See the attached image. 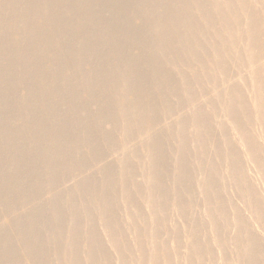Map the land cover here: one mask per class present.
Listing matches in <instances>:
<instances>
[{"label": "bare ground", "instance_id": "bare-ground-1", "mask_svg": "<svg viewBox=\"0 0 264 264\" xmlns=\"http://www.w3.org/2000/svg\"><path fill=\"white\" fill-rule=\"evenodd\" d=\"M60 0H43L42 1V4H40V3H38L37 2V0H25L24 1V3L22 2L21 3V9L23 10L24 9V12H23V14H24V19H21V18H18V17H16V16H12L11 18H10V20H8V21H6V22H0V28H5L6 27V29L9 31V34H7V35H5V36H0V52H2V54H1V56H3V55H6V57L5 56H3V57H5V62L7 61L6 59H8V57H9V59H10V56H9V54L11 53V52H13V51H15L16 50V48L14 47V45L16 44L15 42H16V40L17 39H15V38H17L18 37V34H17V32H16V30H17V28H18V26H19V23H24V48H23V52H24V54H23V56H24V59L26 60V59H35L36 60V62H35V65L33 66V68H31V69H28V70H23L24 72H21L20 74H17L16 72H14L15 70L13 69V71L11 70V68H6V67H4L3 69H1L0 68V93H2V92H4L6 95H9V96H11V99L9 100V101H7L6 100V98H3V99H1L0 98V105L2 104L3 106L5 105L6 106V108H7V110H8V114H11V113H13V114H18V116H19V114L21 113V110L19 109V106L17 107V100L14 102V100H15V96L17 95V94H19V96H21V94L22 93H19V91H21L22 90V88H23V86H22V88L20 89V88H17L16 86V88L17 89H19V91L18 92H16V90L14 89L15 87L13 86V84L14 83H16L17 84V82H21V83H23L24 85H25V87H26V89L25 90H27V88L29 89L31 86L33 87V85L36 83L38 86H40V85H42V83H44L43 82V80H44V73L46 74V73H49V74H51V76L54 78V79H52V81L53 80H55V82H52L51 84L49 83V85H42V88L40 89V88H38V92H36V95H35V99L32 101V106H30L31 105V103H30V105H28L29 107H30V110H28L29 111V114H28V116L25 118V116H24V121H22L23 120V117L22 116H19V117H21V119L22 120H19L18 118L19 117H17V121L19 120L20 122L22 121V122H24V124L23 125H20V127H19V125L17 124L16 125V127H18V128H15V130H14V132L15 133H13V131L11 130V127H10V125L8 124V123H6V122H4L5 123V125L6 124H8V125H4V123H3V121H2V124L1 125H3L2 126V128H4V127H6L4 130L6 131L7 130V134H5V133H3V135L5 134V136H2V137H5V139H4V142L6 143V141L8 140V141H12V143H17V145H22V146H25V148L28 146V144H29V141H30V139H32V140H34V141H37V137H39V140H41V139H43V135H42V137H40V135H39V133H38V135L39 136H34V135H30L31 136V138H28L27 136H25V134L23 135L22 133H24L23 131H24V125L26 124V126L27 127H29L30 129L32 128V130L33 129H35V128H33V127H38L39 128V126L41 125V127H43L42 126V123H45V125L49 122V121H54L55 123H56V125L58 126H60V127H62L63 125H61L62 124V122L65 120L64 119V116H62V115H64V114H61V112H59L61 109H52V110H47V114H46V116H44L43 115V117L41 118H39L35 113H39V111H37V112H35V113H32V115H31V113H30V111H35L38 107H40L41 108V106H40V104H42L43 102V100L42 99H47L48 97L49 98H52V97H65V99H66V101L68 100L66 97H73L74 96V100H75V97H77V98H81L80 96H77L78 95V91L79 90H81L82 89V85H81V89H79L80 88V86H78V84L74 81V74L76 73V74H79V75H83V80H85V82H87V88H88V90H90V97H91V92H94L95 93V90L97 91L98 89V91H99V93L98 92H96V94H100V88L101 87H103L104 85H106V87H105V90L107 91V87H108V83H104V85H103V80L101 81V79H104V78H106V77H113L112 75H117L118 74V72H117V68H119V71L121 72L120 74H122V78L120 79V80H115V81H111L112 82V84H111V87L112 88H115L116 90H113L114 91V93H117L118 94V91H117V88H119L120 90H121V92L123 93V96H122V98H121V103H120V105H119V107H118V109H115V111H117L118 110V112H115L114 110H112L113 112H115V114L117 113H121L122 115H123V119L125 120L124 122H125V124H126V126H125V128H124V138H125V140L124 139H122L123 140V144L125 143V145L124 146H126L127 145V143H128V141L130 140V139H132V138H134L133 136H136V135H134V132L136 133L138 130H139V134H141L140 132L142 131L143 133L144 132H148V131H150L151 130V128H152V126H154V124L155 123H159V122H157V121H159V119H161L162 117H164V119L163 120H165L168 116H169V114H172V112H175L176 113V106L178 105V107H180L181 105H182V101H181V96H180V102H181V105L179 106V101L177 102L176 100V102L173 100V102H175V103H177L176 105L172 102V101H167L169 98H167V99H164L165 101L163 102V104H157V99H159V98H162V97H165L164 95H165V93L167 92V90L169 91V89H172L171 91L174 93H177V92H180V93H184L183 95H182V98L184 99V97L183 96H185V98H191V97H194V100H198V98H200L201 97V95L202 94H204L203 96H205V93H208V91H207V89H210L211 87V90L210 91H212L216 86L214 85V86H212V83H211V87L209 88V85H208V83H210V81L208 82V79L207 78H209L210 79V76L209 75H206L205 73H208V72H201V70H200V68H198L199 70L198 71H200L199 73H200V75H199V73H196V71L195 70H193V68L194 67H196L197 65L199 66V64L202 66L203 64H204V60H205V58H208V57H210V58H208V61L209 60H213L214 62V65L216 66V67H214V69L212 68V66H213V64L211 65L210 63L209 64H207L208 62H207V59H206V62H205V64L206 65H211V67H209V66H207L208 68H206V69H208V70H210L209 68H212L214 71L215 70H217V68L218 69H220V71L219 72H221L222 70H223V68H227V67H229L231 64V62L230 61H232V60H235V59H237L238 61H240V63L241 64H243V66H242V68L244 67V65H246L245 67H246V71H250L251 73H248L249 74V76L250 77H247L248 75H246V74H244L243 73V70L244 69H242V68H239V71H241L240 69H242V73L244 74V75H246V78L248 79H250V85H251V89L249 88V91L250 92H252L253 91V93H254V99H253V96L251 95V97H249L248 96V94H250V92L247 94L246 92H245V90H243V89H245L246 88V90L248 89V86H250V85H245V88H244V86H242L243 85V83H244V81L246 82V81H248L249 82V79L248 80H246V78L245 77H243V78H245V80L243 81V83L242 84H240L239 82L240 81H242L241 79H242V76H244L243 74H240V75H238L235 71V73L234 74H236V75H234V76H241V79H240V77H237V79L239 78L240 79V81L239 82H237V83H239L238 85H234L232 82H235V80H232L231 81V78H233L232 76H230L229 75V77H231L230 79H229V77H227V78H223V77H225V76H223L224 75V73L226 72H228V73H232V71H230L229 69H227V70H223V71H225L224 73H223V71H222V73H223V75H221V77H222V83L223 82H225L226 81V79L228 80V81H231V83L234 85L233 87H232V85H231V83H230V85H229V83L227 82H225L226 84H228L230 87H232V88H230L229 90H226V92L224 91L223 93H224V97H222V96H220L221 94L223 95V93H222V89H219V91L221 90V92L220 93H215V94H220L219 96H215V97H217L218 98V100H217V105L215 104V103H213L215 106H217L218 107V105H219V102H220V105H221V102L224 104V105H221L222 107L223 106H225L227 103H224V100L225 101H228V105H226L225 107H226V109H225V107H224V109H222V108H220V106H219V109H221L220 111H222L223 110V112H224V110H226V113H227V119H226V122H225V117L226 116H222L223 117V119H221V120H223L224 122H225V124L227 123V120H228V118H229V124H230V122H233L234 123V125L235 126H237V127H239L241 124V126H243V125H249L250 124V122H251V117L253 118V115L255 114V112H256V116H257V118L256 119H258V120H256V121H258V122H260L261 124H262V134H260V136H259V134H258V132H257V128H255V130L254 131H256L255 132V134L256 135H254V133H253V126L251 127L250 126V128H248V130L250 129L251 130V128H252V132L250 133V132H244V131H242V127L240 128H238L239 130L241 129V132H242V134H241V132L237 129V128H235V130L237 129V131L238 132H240V133H238V132H232L233 131V129H234V125L232 126V124L233 123H231V127H230V125L227 123L226 125L229 127L228 129H232V133L230 132V130H229V132L231 133V134H233V133H237L239 136V138L241 137L244 141L243 142H245V146L247 147H245L243 144H241L242 142H239L238 143V141L240 140V141H242L241 139H239L238 138V141H237V143H238V145H237V147H236V142H233V143H235V145L232 143V141L234 140V139H231V136L233 137V138H235L237 135H235V136H233V135H230V133H229V135L230 136H228V132L227 133H221V135H224L225 134V137L226 136H228V137H230V138H225L226 140H223V142H225V143H223V144H220V143H222V142H220L219 143V141L218 140H220V139H214L213 141H210V139H212L211 137H209V136H205L206 134H209V132L208 131H211L212 132V129H213V133H214V135L216 134L217 135V133L220 131V132H222V131H224L223 129H222V131H221V129L220 130H217L218 132L217 133H215L214 132V128H216V125H217V122H218V120H217V122L215 121L216 119H215V117H218V118H220V116H219V114H221L220 112H219V109H216L215 108V111H214V113L215 112H217V113H215V114H213V113H211V111H210V109H209V107H211V105L209 106L207 103H209V102H214V99L215 98H213V97H211V96H213V95H215V94H213L212 92H211V94H213V95H211L210 97L213 99H211V101L209 100V101H207L205 104H202L201 102V104L202 105H207V106H209L207 109H209V110H207L206 108V111L208 112H203L202 110H200V103H197V102H199V101H197L196 102V104H195V101L193 102V101H190V102H192L191 104H186V107H188L187 105H192L193 103L195 104V105H198V107L197 108H199V110L198 111H196V112H194V113H192L193 112V110H191L192 108L194 109V107H196V106H194L193 107V105L189 108V109H187L188 110V112L181 106L180 107V109L181 108H183L184 110H181V112L182 111H184V113H182L183 115L187 112V114L188 113H190L189 111H191V113L193 114V115H191L190 114V117L187 115V117H188V119H187V117H185V119L183 120V119H181L180 121H181V123H180V121H178V118L180 119V117L178 116L177 117V120H175V121H178V122H174V125H175V127L174 126H172V128H176V126H178L176 129H172L171 128V131H173V132H170V130H168V129H170V128H168L166 131L164 130V132L162 131V129H161V127L159 128V130L161 131V132H149V135L148 136H146V135H144L143 133V135L145 136V137H143L142 136V134H141V138H140V136H139V134H137V136H138V139H135V138H137V137H135L134 139L135 140H139V138L142 140L143 138V142L142 143H144V141H146L147 139H149V138H151V139H149V140H151V142L149 141H146V142H148V145H149V150H147V149H145L146 148V142H145V144H144V146H143V149H145L147 152H148V154H147V152H145V150H144V152L147 154V155H149L148 157H145L144 155H143V153H142V155H143V157H145L144 159H146V160H148V158H149V160H150V162H149V160H148V162H146V160H145V162H144V165H143V163H142V166L145 168V164L146 163H148L149 164V169L147 170V169H144V172H147L148 171V177L145 175V174H147V173H145V174H140V171L142 172V170H140V169H143V167H139V166H137L138 168H140L138 171H139V174H138V172H136L138 175H141V178L143 179V177L144 176H146L147 178V180L149 181L148 183L149 184H147L146 183V181H145V183L147 184V186H149L150 185V183H151V186H149L150 187V191L147 189V191L145 190V188L144 187H146V186H144L143 187V185H145V183H144V179L142 180V181H139V183L140 182H142L141 184H143L142 185V190H143V188H144V191H142V193H144L145 191V194H142V195H146L144 198H143V196H142V204H144V203H147V204H149V206H150V208H147V211L145 212V213H151V214H149V215H151L150 216V218H149V215H147V222H149V220H151L152 221V224H153V227H152V232H151V234H146V236L148 235H151V238H152V240L151 241H153V243H154V245H153V247H152V245H150L151 246V248H153V251H151L152 253H149L150 255V257L149 258H151V262H152V264H175L174 262L175 261H173V260H176V259H173L174 257H176V256H174V257H172V252H174V251H176V250H174L173 249V251H172V249L170 248V247H172V246H170V244H172L171 242H172V240L170 241L169 240V238H168V241H170V244H169V246H167V245H165L164 243H167V241H166V239H167V236L168 235H166V234H169L170 233V229L172 228H168L169 229V233H167V230H166V238H163V237H165L162 233L165 231L164 229V227H166V226H171L172 224H174V226L178 223V224H180L181 222H182V214H183V212H184V214H186L185 212H187L188 210H189V208L191 207V203H192V198H193V196L192 197H189L190 195V193H192L193 194V191H191V189H193V187H194V184L192 183V187H190V185H189V188H190V191H188L189 193H187L186 191H184L186 188L184 187V189H183V191L184 192H186L187 193V195H189V196H186L187 198H183V197H185V194L184 193H182V192H180V190H181V188H183V187H181V186H184L185 185V183H186V185H187V183L189 184V180H188V182H185V180L184 179H186L187 180V178H188V176H191L190 175V173H193L195 170H196V164H194V162L196 161V160H205V159H209V161L208 162H210L211 161V158H209V156L210 155H208V153H207V155H206V151L204 152V157H205V155H206V157L207 158H204L202 155H201V158L203 157L204 159H201L200 157V159H198L197 157H198V155H196V156H194V158L196 157L197 159L193 162V164L196 166L194 169L193 168H190L191 166H194V165H190L189 166V164H192V163H190L191 161L190 160H188V159H193V153L191 152V151H193V152H195L196 150H200V152L199 151H196L197 153L199 152V153H201L202 154V152H201V150H203L205 147H203L202 149L200 148V146H198L197 145V143L199 142H197V143H195L194 141H196V139L195 140H192L194 143H195V145L196 146H198L197 148H196V146H194L195 147V150L193 149V147L191 148V149H193V150H191L190 152L192 153L191 155H192V157H190L191 155H190V153L188 152L189 150H188V147L190 146V144H192L193 142H189V140H191V139H194V138H191V135L192 134H194L195 132V130H193L192 128H194L195 129V127L197 128V130L198 131H200L201 132V135H202V137H203V139L201 138V137H199V140H200V144L202 145V146H207L208 148H210L209 146H208V137H209V142H213L214 143V141L215 140H217L218 142H217V144L219 145V146H221V145H224V147H217V144L215 145L216 147H217V149L214 147V149H216L217 151L216 152H218V153H221V152H223V154H221V155H223V157H227V155H228V157H227V159H229V161H228V165L229 166H227V167H229V169L227 170H225V171H229V174L227 175V173L223 170V168H225L224 166H225V164L223 165V166H218L217 167V165H216V168H215V166H213V163H214V159H212V161L211 162H213L212 163V166H213V169H212V166H210L209 168H211V169H209V173H207V174H209V178H206V176L208 177V175H205L204 177H202L204 174L203 173H205L206 174V172L204 171H202V170H200V169H198V170H200V171H202L203 173V175L201 176L200 175V179H201V177H202V179H204L203 181L205 182L206 180L205 179H208V181H206L207 183V187H206V191H207V189H208V197L206 196V199H205V201H207V203L209 204L210 203V207H211V204H215V208H216V211L214 210V212L216 213H214V214H212V215H214L213 216V218H212V220H209L208 222H209V224L210 223H212L211 224V226H212V230L214 231V233L215 234H217L216 235V237H217V240H216V243H217V249H218V245L219 246H223V248H224V243H226V241L224 242V241H222V240H225L224 239V236H223V238H220V236H221V233L220 232H222L223 230L221 229V226L223 225V227L222 228H225L226 226V224H228L229 222H231V226L230 227H232V225L234 224V221H235V224L234 225H238L239 227H237V228H240L239 230H238V232L237 231H235V232H232V233H234V234H236V235H232V233H230L229 234V236H232L231 237V239L233 240V238L235 239L234 240V244L237 246L238 245V247H233V248H231V245L229 246V248L227 249L226 247H225V250L224 249H222L221 248V250H224V251H229L230 252V250H234V248H238V251H234V252H236L237 253V255H235V257L237 258H231L230 257V255H232V254H230L229 255V257L230 258H221V257H219V256H222V255H217L218 257L217 258H221L222 260H223V262L224 261H228V259H231V260H229V262H232V260L234 261V260H236L235 261V263H233V264H264V252H262V250H261V248H262V246H264V245H261V242H262V240L263 239H261V237H259V236H262V235H259V234H262L261 233V231H260V233H258V234H254V231L252 232V229H250V228H252L253 227V225H255L254 224V220L253 219H255L257 216L258 217H260V219L262 220V221H264V200H263V205H262V198H264V196L262 197V195H264V193H263V191L262 190H260V187L262 186V184H264V183H261V186L258 184V183H260V182H258V181H256L255 182V180H254V182L252 183V184H254V183H257L256 185H257V188H258V186H259V189L257 190L255 187L256 186H254V185H252V184H250L251 182H250V180L249 179H252L251 177L249 178V179H247V176H246V173H245V167L241 164V162L242 161H244L245 162V160H246V162H248V158H250L251 160V162H252V164H253V161L256 163L255 165H258L257 166V169H259V171L257 170V171H255V169H254V167H255V165H254V167H252L254 170L253 171H251V169H250V167H251V165H250V167H249V164L247 165L246 164V162L244 163V165H247L248 167V169L251 171V172H253V173H255L254 175H256V176H258V178L261 176L260 174H262V176L264 177V0H258L261 4H259V2H258V4L255 2L256 0H254V4H256V5H258V7H260V5H261V9L259 10H255V7H254V4L252 3V2H247L248 0H208V1H211L210 3H208L207 4V0H206V2L204 1V0H200V1H202V2H199V0H196V2L195 3H192V2H194L195 0H178V2L176 3V1L177 0H175V3H174V1L172 2L171 0H62V3L58 6L57 5V3L59 2ZM198 1V2H197ZM250 1V0H249ZM252 1V0H251ZM12 3L13 2V0H0V4L1 3ZM19 2H20V0H19ZM253 4V8L254 9H250V7H248L250 4ZM17 4V3H16ZM16 4L14 5L13 3H12V5H14V6H11L10 5V8L14 11V10H16L17 8H18V6H16ZM249 4V5H248ZM18 5V4H17ZM211 5V7H209V6ZM263 5V6H262ZM3 6V5H2ZM251 6V5H250ZM6 7V6H5ZM8 7V6H7ZM55 7H57V9H56V11H52V9L53 8H55ZM5 11V10H4ZM3 13V9H2V7L0 6V15H4V14H2ZM111 14V17L109 16V15ZM109 16L110 18L109 19H107L106 18V16ZM9 16V15H8ZM17 16H19V15H17ZM21 16V15H20ZM10 17V16H9ZM72 17H74L75 18V21H72L73 19H72ZM2 18H4V16L2 17ZM216 18H218V20L216 19ZM42 19V20H41ZM156 24L157 25H160V27H159V29H152V27L150 28V30H155V32L153 31V32H150V30L148 29L150 26H155L156 27ZM205 29H206V31H210V34H208V33H206V31H205ZM208 29V30H207ZM21 30H23V29H21ZM82 31L81 33H83V41H84V43H82V45L84 44V46H83V48L82 49H79V50H76V49H74L75 48V46L74 47H72V45L74 44V43H77V42H74L73 43V38H74V35L76 36V33L75 32H77V31ZM149 30V31H148ZM204 31V33H205V38H207L206 40H204V42H206V43H204L203 42V37L204 36H202V32ZM208 31V32H209ZM20 32V31H19ZM75 33V34H74ZM78 33V32H77ZM206 34L207 35H209V37H210V35H211V37L213 36V37H216V38H218V39H212V41H213V43L211 42V37L209 38V37H206ZM78 36H80L79 34H77ZM21 37V36H20ZM81 37V36H80ZM80 37H79V39H80ZM22 38V37H21ZM76 38H78L77 36H76ZM105 38H107L108 40H110L112 43H107L106 42V49H109L108 51H110L111 52V54H112V57H115V59L117 58H119V60L121 59V60H124L125 62H126V64L125 65H122V66H120V64H119V62H117L116 64H119V66H117L116 67V65L114 66V65H112L113 67H110V66H108V61H106L105 60V58H104V61H103V63L101 62V59H100V62L101 63H99V64H96V65H92L91 66V73L89 74V75H87L86 73V71L87 70H85V67H87L86 66V64H85V58H86V56L87 55H95L96 56V54H98V56H100L101 54H102V50L100 51L99 49L100 48H97L98 46L95 44V42L97 41V40H99V39H104L105 40ZM245 39V44H243V42L240 40V39ZM106 39V40H107ZM219 39H220V41H219ZM104 40H102V41H104ZM215 40V41H214ZM219 41V42H216V41ZM238 40H240L241 42H242V44H243V46H239V45H237V42H238ZM74 41H78V39L77 40H74ZM239 41V42H240ZM216 42V43H215ZM98 43H99V41H98ZM102 43V42H101ZM100 43V45L99 46H101L102 44ZM105 43V42H104ZM206 44V45H205ZM75 45V44H74ZM76 45H78V44H76ZM241 45V44H240ZM101 48H102V46H101ZM133 49H136V50H134V51H136L137 52V50H138V53L136 54L134 51H133ZM176 50H180V51H183V52H180V51H178L180 54L181 53H184L187 57H185L184 56V54H181V59H183V57H185L187 60H189V61H186L187 63H184L185 65L187 64L188 65V67L187 68H190L191 67V69H189V71L190 72H192L191 70H193V71H195L194 73H196V74H198L197 76H196V74H194L195 76V78H193V79H190V77L191 76H193V74H190L188 77L186 76V72H189V71H186V72H184L183 73V75L181 76V83H179L178 84V86H176L175 84H177L178 83V81H179V78L178 77H180V76H175V74H181L183 71H184V69H185V65H184V69H183V71H181L180 72V70H182V68H183V64L181 63L183 60H180V59H178V60H176V61H178L177 63H181V68H180V70H179V66H175V64H174V62H175V60L173 59L174 58V56H173V52H175ZM98 51H100L101 52V54H99L98 53ZM105 52H106V50H104ZM103 51V52H104ZM107 51V52H108ZM159 51H161V53L163 52H165V54H166V52H168L169 53V56H173V58H171V57H169L168 55H167V58H171V61L173 62V60H174V62L172 63L171 61H168L167 62V64H165L164 62H161L160 60H158L160 57H157L156 55V57L154 58L153 56V54H157V52H159ZM104 52V53H105ZM106 52V55L109 53L110 54V52H108L107 53ZM177 52V53H178ZM14 53H16V52H14ZM127 53L131 56V58H128V57H130V56H128L127 57ZM163 53H162V55H163ZM170 53H172L171 55H170ZM177 53H175V54H177ZM21 54V53H20ZM164 54V55H165ZM180 54H178V56L177 55H175V57L177 56V57H179L180 56ZM16 55V54H15ZM142 55H145L146 57H147V59L145 60V59H141V58H143V57H141ZM162 55H161V59H162ZM163 55V57L164 58H166L165 56ZM17 56V55H16ZM159 56H160V54H159ZM190 58H189V57ZM245 56V57H244ZM74 57H76V58H78L79 60H78V64H77V67H76V70H75V73H70L71 72V70H70V68L69 67H67L68 66V63H70L71 64V59L72 58H74ZM90 57V56H89ZM101 57V56H100ZM107 57H109V56H107ZM145 57V58H146ZM13 58H14V56H13ZM13 58H11L10 60H12ZM23 57H21V59H22ZM88 58V57H87ZM125 58H127L126 60H125ZM180 58V57H179ZM1 59H2V57H1ZM48 59H51V60H49V61H52V59L54 60V63H55V66L53 67V68H51L50 66H48V67H50L49 69H45V68H43V63L45 62L46 63V61L48 60ZM89 59V58H88ZM114 59V58H113ZM116 59V60H117ZM141 59V60H140ZM176 59V58H175ZM190 59L191 60H194L193 62H196V61H200V63L199 64H196V63H194L195 64V66L194 67H192L190 64H192L191 62L192 61H190ZM9 60V61H10ZM25 60H22V61H24L25 62ZM110 60H111V57H110ZM109 60V61H110ZM119 60H117V61H119ZM165 60V59H164ZM164 60H162V61H164ZM185 60V59H184ZM71 61V62H70ZM76 61V60H75ZM165 61H167V60H165ZM180 61V62H179ZM202 61V62H201ZM24 62H23V64H22V62H21V64L22 65H24ZM29 62V61H28ZM27 62V63H28ZM89 62V61H88ZM171 62V63H170ZM185 62V61H184ZM190 62V63H189ZM211 62V61H210ZM235 62V61H234ZM3 63V62H2ZM2 63L0 62V64L2 65ZM8 62H6L5 64H3V65H5L6 66V64H7ZM14 63H16V61L14 62ZM26 63V64H27ZM51 64H52V62H50ZM49 63V64H50ZM73 63H74V61H73ZM94 63V62H93ZM110 63H112V61L110 62ZM113 63H114V61H113ZM164 63V64H163ZM168 63H170V64H172V65H168ZM201 63H203V64H201ZM235 63H237V62H235ZM234 63V64H235ZM239 63V64H240ZM10 64H11V61H10ZM13 64V63H12ZM29 64H30V62H29ZM48 63H46V65H49ZM75 64V63H74ZM230 64V65H229ZM233 61H232V65H231V67H233ZM239 64H237L238 66H239ZM16 65V64H15ZM21 65V66H22ZM33 65V64H32ZM90 65V64H89ZM189 65H190V67H189ZM229 65V66H228ZM8 66V65H7ZM12 66V65H11ZM11 66H9V67H11ZM17 66V65H16ZM25 66H27V65H25ZM25 66H23V67H25ZM30 66V65H29ZM52 66H53V64H52ZM171 66V67H170ZM238 66H236V68L235 69H237L238 68ZM14 67V66H13ZM31 67V66H30ZM47 67V68H48ZM72 67V66H71ZM74 67V66H73ZM72 67V68H73ZM231 67H229V68H231ZM235 67V66H234ZM241 67V66H240ZM247 67L250 69H248L247 70ZM26 68H28V66L26 67ZM25 68V69H26ZM69 68V69H68ZM71 68V69H72ZM178 69L179 70V72H176L175 74H174V76H175V78L176 79H178V80H176L177 81V83L176 82H174L175 81V78H174V76L172 75L173 74V72L174 71H172V70H175V69ZM197 68V67H196ZM216 68V69H215ZM16 69V68H15ZM24 69V68H23ZM222 69V70H221ZM234 69V68H233ZM232 68H231V70H233ZM21 70H22V68H21ZM72 70H74V69H72ZM18 71V70H17ZM175 71H177V70H175ZM204 71V70H203ZM211 71V70H210ZM236 71H238V69L236 70ZM74 72V71H73ZM211 72H213V71H211ZM216 72V71H215ZM215 72L214 73H212V74H215ZM204 73L206 76H209V77H206V82H208L207 83V85H208V87L207 86H204V91H205V88H206V92L205 93H203L202 92V90H203V88H202V90H200V92L202 93V94H200L199 93V96L200 97H198L197 96V91L199 92V89L196 91V85L198 84V86L200 85V84H202L201 82H202V80H203V78H204V81H205V75H202V74ZM239 73H241V72H239ZM177 74V75H178ZM233 74V73H232ZM115 75H114V77L113 78H115ZM226 76H228L227 74H225ZM78 76V75H77ZM219 76V75H218ZM235 77V78H236ZM49 77H47V79H48ZM51 78V77H50ZM49 78V79H50ZM118 78V77H117ZM219 78V77H218ZM216 78V76H215V79H216V81L217 80H220L221 78ZM48 79V80H49ZM108 79H112V78H108ZM214 78L212 79L211 78V80H215ZM225 79V80H224ZM234 79V78H233ZM51 80V79H50ZM107 80V79H106ZM106 80H105V82H106ZM171 81V82H170ZM203 81V83H205ZM212 81V82H213ZM51 82V81H50ZM79 82H81L80 81V79H79ZM167 82V83H166ZM172 82H174L175 84V87H172V88H169V89H165V87H167V85L166 84H168V83H172ZM221 82V81H220ZM164 83H165V85L166 86H163L164 85ZM200 83V84H199ZM222 83H220V84H222ZM15 84V85H16ZM45 84H48V82L47 83H45ZM81 84V83H80ZM84 84V83H83ZM108 84V85H107ZM220 84L218 83V86H220ZM224 84V83H223ZM244 84H248L247 82L246 83H244ZM173 85V84H172ZM202 85H205V84H202ZM225 85V84H224ZM38 86H35V87H38ZM170 86V84L168 85V87ZM201 86V85H200ZM200 86H199V88H200ZM227 86V85H226ZM226 86H224V88L226 87ZM228 86V87H229ZM242 86V87H241ZM34 87V88H35ZM85 87H86V85H85ZM156 88V90H153L152 88ZM112 88H111V90H112ZM154 88V89H155ZM217 88V90H218V87H216ZM215 88V89H216ZM219 88H223V85H221ZM243 88V89H242ZM30 89H32V88H30ZM109 89V88H108ZM118 89V90H119ZM201 89V88H200ZM226 89V88H225ZM228 89V88H227ZM85 90V89H84ZM180 90V91H179ZM28 91H30V90H28ZM106 91H105V93H106ZM112 91V92H113ZM183 91V92H182ZM213 91H215V90H213ZM110 92V91H109ZM172 92H169V93H172ZM196 92V93H195ZM217 92V91H216ZM247 92H248V90H247ZM4 93H3V96H4ZM28 93V95H29V93L30 92H26L25 93V95ZM79 93H81L80 91H79ZM89 93V92H88ZM114 93H112V94H114ZM168 93V92H167ZM167 93H166V95H167ZM245 93L247 94L246 96H248V98L245 96ZM32 94V93H31ZM86 94V93H85ZM82 95V96H86V95ZM93 94V93H92ZM95 94V98L97 99L98 97V95H96ZM103 94H104V92H103ZM107 94V93H106ZM194 94H196V95H194ZM209 95H210V92L208 93ZM252 94V93H251ZM0 95H2V94H0ZM79 95H81V94H79ZM101 95V94H100ZM108 95H110V94H108ZM107 95V96H108ZM120 95V94H119ZM173 95V97H175L176 95L175 94H172ZM175 95V96H174ZM209 95H207L206 94V98L209 96ZM2 96V97H3ZM111 97H114V96H116V95H110ZM195 96H197L198 98H195ZM201 97V99H199V100H203L204 102L206 101L205 99V97ZM5 97V96H4ZM7 97V96H6ZM100 97V96H99ZM101 97H102V95H101ZM100 97V98H101ZM169 97V96H168ZM173 97H171L170 96V99L171 98H173ZM13 98H14V100H13ZM25 98H26V96H25ZM49 98H48V100H49ZM92 99H93V96L91 97ZM108 97H106L105 98V96H104V99L103 98H101V100L100 99H98V101L100 100V105H98V106H100V108L99 109H101V112H98V113H100V114H98V116H97V119L95 118L96 117V114H94L95 112V110H94V108L92 109V110H94L93 112V114H94V118H95V121L97 120V124H96V126H97V128L98 127H100V126H98V124H100L99 122H101L102 120L103 121H105L104 119H106V115H108L107 114V112H108V107H109V105H110V103H111V105L110 106H112V103L114 102L113 100H114V98H113V100H112V102H110L111 100H110V97H109V99H107ZM176 98V97H175ZM203 98H205V99H203ZM209 98V97H208ZM249 98H251V99H253L252 100V102H251V99L249 100L250 102H251V104H249L248 103V101H247V99H249ZM19 99V98H18ZM26 99H29V97H27ZM31 99V98H30ZM59 99V98H58ZM60 99H62V98H60ZM73 99H71V100H73ZM88 99V98H87ZM112 99V98H111ZM115 99H117V98H115ZM169 99V100H170ZM182 99V100H183ZM5 100H6V103H5ZM63 100V99H62ZM62 100H59V101H62ZM82 101L84 100V101H86L85 100V98H83L82 97V99H81ZM91 100V99H90ZM95 100V99H94ZM118 100V99H117ZM172 100V99H171ZM187 99H185V101H186ZM191 100H193V99H191ZM19 101H21L20 99H19ZM27 101H29V100H27ZM64 101V100H63ZM62 101V104L63 103H65V101L63 102ZM80 101V100H79ZM93 101V100H92ZM91 101V102H92ZM189 101V100H188ZM188 101H186V103L188 102ZM202 101V102H203ZM219 101V102H218ZM53 102V101H52ZM55 102V101H54ZM81 102V101H80ZM87 102H88V100H87ZM95 102H96V100H95ZM94 101H93V103L92 104H94L95 103ZM115 102L117 103V101L115 100ZM144 102V103H143ZM5 103V104H4ZM17 105H16V104ZM20 103V102H19ZM27 103V102H26ZM50 103H51V101H50ZM61 103V102H60ZM59 103V104H60ZM89 103V102H88ZM116 103H114L113 105H115ZM145 104L143 107H141L140 108V105L141 104ZM184 103V102H183ZM189 103V102H188ZM253 103V104H252ZM57 104H58V102H57ZM85 104V103H84ZM83 104V105H84ZM91 104V105H92ZM95 104H97V103H95ZM118 104V103H117ZM16 105V106H15ZM26 105V104H25ZM46 105H48L49 106V104H47L46 103ZM61 105V104H60ZM59 105V106H60ZM65 105V104H64ZM201 105V106H202ZM22 106H23V104H22ZM52 106V105H51ZM70 106H71V108H73V109H75V110H77V109H83L82 108V103L80 104V103H76V101L75 102H71V104H70ZM94 106V105H93ZM92 106V107H93ZM206 106V107H207ZM213 106V105H212ZM214 106V107H215ZM15 107H17V108H15ZM29 107H27L26 106V108H28L29 109ZM31 107L32 108H34V110H32L31 109ZM50 107V106H49ZM61 107H63V106H61ZM177 107V108H178ZM22 108V107H21ZM56 108H59L58 106L56 107ZM68 108V107H67ZM85 108V107H84ZM96 108V111H97V107H95ZM111 108V107H110ZM113 108V107H112ZM204 108V107H203ZM1 109V108H0ZM2 109H3V107H2ZM63 109L64 110H66L65 109V107H63ZM86 109V108H85ZM85 109H83V111L85 110ZM196 109V108H195ZM202 109V108H201ZM177 110H179V109H177ZM211 110H212V108H211ZM213 110H214V108H213ZM212 110V111H213ZM216 110H218V111H216ZM1 111V110H0ZM87 111V110H86ZM106 111V112H105ZM111 110H109V112H110ZM205 111V110H204ZM2 112H4V111H2ZM2 112H0V113H2ZM24 112V111H23ZM42 112V111H41ZM77 112V111H76ZM75 112V113H76ZM85 112V111H84ZM88 112V111H87ZM178 112V111H177ZM180 112V110H179V112L178 113H176V116H177V114H180L181 113ZM219 112V113H218ZM222 112V113H223ZM254 112V114H250V113H253ZM43 113V112H42ZM68 113V112H67ZM71 113H73V111L71 112ZM81 113V116H84L83 115V112H80ZM97 113V112H96ZM175 113H173V114H175ZM206 113L207 114H209V115H211V116H209V115H207L208 116V118H207V116L205 117V115H206ZM211 113V114H210ZM225 113V112H224ZM223 113V114H224ZM6 114V113H5ZM7 114V115H8ZM12 114V115H13ZM25 114V113H24ZM181 114V115H182ZM12 115H10V116H12ZM14 115V116H15ZM86 115V114H85ZM110 115H114V114H112V112L110 113ZM119 115V114H118ZM183 115H182V117H183ZM215 115H217V116H215ZM225 115V114H224ZM252 115V116H251ZM2 116V115H1ZM14 116H12V121L13 122H15L14 121V119H13V117ZM40 116H41V114H40ZM75 116H76V114H75ZM89 116V115H88ZM88 116H85L86 118L88 117ZM115 116H117V115H115ZM167 116V117H166ZM171 116V115H170ZM175 116V115H174ZM174 116L172 115V118H170V117H168V119L170 120V119H172L173 120V118H174ZM184 116H186V114L184 115ZM212 116H214V117H212ZM251 116V117H250ZM6 117V116H5ZM46 117V118H45ZM67 117H68V115L66 116V119H67ZM90 117H92L91 115H90ZM89 117V118H90ZM110 118H111V116H109ZM120 117V116H119ZM119 117H117L118 119H119ZM212 118V119H215V120H213L216 124H213L214 122H211L212 123V125L210 126V125H208L209 123H210V120H208V121H206V119H210V118ZM7 118V117H6ZM9 118V117H8ZM7 118V119H8ZM107 118H108V116H107ZM113 118V117H112ZM111 118V119H112ZM16 119V118H15ZM72 119H73V116H72ZM76 119H77V116H76ZM79 119H81V120H79L78 122H80V123H83V120L84 119H82L81 117L79 118ZM109 119V118H108ZM118 119H117V121H118ZM167 119V122H169V120ZM253 119H255V116H254V118ZM4 120H5V118H4ZM68 120V119H67ZM93 120V119H92ZM114 120H115V117H114ZM172 120H170V122L172 121ZM221 120H219V122L218 123H220V125H221V123L223 122H220ZM9 121H10V118H9ZM16 121V122H17ZM48 121V122H47ZM82 121V122H81ZM87 121H89L90 122V120H88L87 119ZM103 121L101 122V123H103ZM108 121V120H107ZM113 121V120H112ZM112 121H110V123L112 122ZM116 121V122H117ZM166 121V120H165ZM253 121V120H252ZM255 121V120H254ZM12 122V124H15V123H13ZM47 122V123H46ZM69 122V121H68ZM73 122V121H72ZM115 122V121H114ZM115 122V123H116ZM119 122V123H118ZM117 123H116V125H118V126H120V127H122L121 125H119L120 123H121V121H118ZM258 122H256V124L258 123ZM19 123V122H18ZM66 123H67V121H66ZM74 123V122H73ZM114 123V124H115ZM160 123H162V119L160 120ZM159 123V125H155V126H162L161 124ZM172 123V122H171ZM176 123H177V125H176ZM179 123V124H178ZM210 123V124H211ZM255 123V122H254ZM21 124V123H20ZM68 124V123H67ZM70 124V123H69ZM84 124V123H83ZM86 124V123H85ZM84 124V125H85ZM104 124V123H103ZM108 124L109 123H107L106 122V124L105 125H107L108 126ZM166 124V123H165ZM164 124V128L166 129V127L165 126H167L168 127V125L166 124L165 125ZM224 123L222 124L223 126L225 125ZM50 124H48V127H50L49 126ZM75 125V124H74ZM73 125V126H74ZM82 125V124H81ZM80 124L78 125V127L79 126H81ZM83 125V126H84ZM87 125H88V123H87ZM86 125V126H87ZM112 126H113V124H111ZM222 125H221V127H222ZM226 125L224 126V128L226 127ZM251 125H253V122L251 123ZM26 126H25V128H26ZM56 126V127H57ZM64 126H66L65 124H64ZM76 126V125H75ZM89 126H93L92 125V123L91 124H89ZM112 126H111V128L110 129H113L114 127H116L115 125H114V127L112 128ZM191 126V127H190ZM192 126H194V127H192ZM219 126V125H218ZM256 127L258 126V125H255ZM254 126V127H255ZM13 128L12 129H14V126H12ZM46 127V126H45ZM44 127V128H45ZM56 127H54V129L56 128ZM66 127H68V126H66ZM103 127V126H102ZM101 127V128H102ZM169 127H170V125H169ZM212 129H211V128ZM214 127V128H213ZM220 127V128H221ZM245 127V126H244ZM69 129H67V132H68V130H69V132L70 133H67L70 137H68V135L67 134H65V133H63L64 131H66V130H64L63 128V132H62V129L61 128H57V130H55L54 131V133H55V135H54V139L52 140L53 141V144H52V147L54 146V147H59V149H60V151L62 150V149H67V148H70V147H73L74 148V146L75 147H78V145H77V143L78 142H80L81 141V139L83 138V136H82V133L80 134L79 132V135H81L82 136V138L81 137H79L80 138V141L76 138V137H74V131H70V128H71V125H70V127H68ZM73 128H75V127H73ZM72 128V129H73ZM81 128V127H80ZM80 128H78V130L80 131ZM82 128H86V127H82ZM88 128H91V127H87V129ZM106 128V127H105ZM119 128V127H118ZM118 128H116V130H114V132H117L118 131ZM154 128V127H153ZM189 128L190 129H192L191 131L189 130ZM223 128V127H222ZM29 129V130H30ZM41 129V128H40ZM43 129V128H42ZM61 129V130H60ZM76 129V128H75ZM86 129V130H87ZM121 128H119V130H120ZM155 129V128H154ZM154 129H152V131L154 130ZM219 129V128H218ZM227 129V127L225 128V130L227 131L228 130ZM245 129V128H244ZM20 130V131H19ZM89 130V129H88ZM87 130V131H88ZM93 130V131H92ZM90 129V131H92V132H96L95 131V127H94V129ZM99 130V129H98ZM103 129H101L100 131H102ZM141 130V131H140ZM144 130H146V131H144ZM157 130V129H156ZM158 130V131H159ZM190 132H189V131ZM216 130V129H215ZM234 130V131H235ZM260 130H261V128H260ZM1 131V130H0ZM4 131V132H5ZM27 131V130H26ZM37 131H39V129H37ZM47 131V130H46ZM49 131V130H48ZM81 131H83L82 129H81ZM104 131V130H103ZM106 131H108V127H107V130H105V132ZM111 131V133H112V130H110ZM187 131L189 132V133H192L191 135H190V138L191 139H189L188 138V141L186 140L187 138H186V136H188L189 137V133H188V135H187ZM198 131L196 132L197 134H198ZM32 132H34V130L32 131ZM89 132V131H88ZM92 132H90L89 134H91ZM109 132V131H108ZM119 132H121V130L119 131ZM147 132L145 133V134H147ZM194 132V133H193ZM200 132H199V135H200ZM208 132V133H207ZM211 132H210V134L209 135H211ZM219 132V133H220ZM225 132V131H224ZM35 133H36V131H35ZM45 133H48V132H45ZM50 133V132H49ZM71 133L73 134V137L74 138H76V139H74L73 137L71 138ZM86 133V132H85ZM111 133H102L101 132V135H102V137L100 138L99 137V135H98V137L100 138H98L100 141H101V139L103 140L104 139V141L106 140V141H108V142H110L111 144H112V142H115V143H117L118 141L120 142V139L116 142V140H115V137L117 138V136H118V138H119V136H120V133H119V135L117 134V136H114V135H112ZM138 133V132H137ZM166 133V136L167 135H169V134H167V133H173V134H170V138H172V140L171 141H173V138L175 139V137H172V135H176V138H177V136H178V138L177 139H180V145L179 146H176V145H174L173 143H171V145H174V146H176V147H174V146H169L170 148L172 147V149L171 150H173V147L174 148H176L178 151H180L179 153H181V158H180V161L177 159V157H176V155L178 156L179 154H177L178 152H177V150L175 151V150H173L176 154L174 155V153H173V155L175 156H172L170 159V161L172 162V160L175 158V160L177 159L179 162H177V161H175V163H176V165H175V167H173L174 165H173V163L174 162H172V165L173 166H168L169 167V169L170 168H174V169H172V174L173 175H170L169 176V174L167 173V171H168V169H164V168H166V163H167V158L168 157H170V155H171V153L173 152H171V153H169L168 151L169 150H166L167 148H169L166 144V146L164 145V143H167V142H165V141H167V139L169 138V136H168V138L164 135ZM195 133V136L197 135ZM206 133V134H205ZM1 134V133H0ZM33 134V133H32ZM42 134H43V132H42ZM95 134V135H94ZM205 134V135H204ZM240 134H241V136H240ZM258 134V135H257ZM8 135H10V136H8ZM29 135V134H28ZM47 135V134H46ZM45 135V137H47ZM75 135L77 136V133H75ZM78 135V136H79ZM93 135H94V137L95 136H97V134L96 133H93L92 134V136H91V138L92 139H94V141H95V138H93ZM131 135H133L132 137H131ZM155 136L156 137V139L153 137V136ZM204 135V136H203ZM214 135H212V136H214ZM215 135V136H216ZM48 136H49V134H48ZM64 136V137H63ZM159 136H163V138H164V136H165V141H164V139L162 138V140H161V138H157V137H159ZM198 136V135H197ZM196 136V137H197ZM218 136H219V134L217 135V137L216 138H218ZM257 136V137H256ZM86 137V136H85ZM87 137H88V135H87ZM89 137H90V135H89ZM129 137H130V139H129ZM146 137H148L147 139H146ZM180 137V138H179ZM192 137H194L193 135H192ZM207 138V140H204V139H206ZM47 138H49V137H47ZM47 138H45V139H47ZM96 138V140H98ZM153 138L155 139L153 142H152V140H153ZM223 138V139H224ZM237 138V137H236ZM50 139V138H49ZM49 139H48V141H49ZM84 139V138H83ZM88 139H90V138H88ZM134 139H132V140H134ZM176 139V141L175 142H178V140ZM76 140H78V142L76 141ZM86 140V139H85ZM115 140V141H114ZM128 140V141H127ZM140 140V141H141ZM169 139H168V143H169V141H170ZM237 140V139H236ZM0 141H1V139H0ZM44 142V140H41V142ZM48 141H46V143L47 144H49L48 143ZM83 141V140H82ZM92 141V140H91ZM91 141H89L88 140V144H89V142H91ZM93 141V142H94ZM100 141L99 142H97L98 143V145L100 144ZM105 141V142H106ZM137 141L135 142L136 144H138L137 143ZM162 141H164V142H162ZM170 141V142H171ZM173 141V142H174ZM204 141H205V144L206 145H204ZM221 141V140H220ZM235 141V140H234ZM41 142H39V145L41 144ZM42 142V143H43ZM85 142V141H84ZM96 142V141H95ZM107 142V143H108ZM208 144H207V143ZM216 142V141H215ZM9 143H11V142H9ZM33 143V142H32ZM45 143V142H44ZM86 143V142H85ZM86 143V144H87ZM96 143V144H97ZM101 143H102V145H103V142L101 141ZM134 142H131V140L129 141V143L128 144H133ZM141 143V142H140ZM140 143H139V148H142V145H140ZM141 143V144H142ZM150 143V144H149ZM167 143V144H168ZM213 143H211L212 145H213ZM14 144V145H15ZM37 143H35V146H37L36 145ZM91 144V143H90ZM89 144V145H90ZM93 145H94V147H95V144L94 143H92ZM106 144V143H105ZM111 144H110V148H111ZM170 144V143H169ZM176 144H179V142L178 143H176ZM199 144V145H200ZM210 144V146L211 147H213L212 145ZM1 145H2V142H1ZM11 145H13V144H10V146ZM13 145V147L15 148V146ZM41 145H44V144H41ZM80 145L81 146H79V148L81 147V149H82V147H83V145L80 143ZM92 145V146H93ZM101 145V144H100ZM101 145V148H100V153H101V149H102V147H104V146H102ZM113 145H114V143H113ZM189 145V146H188ZM243 145V147H245L246 148V150L244 149V153H238L236 150H237V148H241V146ZM30 146V145H29ZM33 146V145H32ZM91 146V147H92ZM106 146L108 147V145L106 144ZM115 146V145H114ZM117 146V145H116ZM120 145L118 144V146L115 148V147H113V148H115L116 150L115 151H113V152H117V149H118V147H119ZM128 147H129V145H127ZM126 146V147H127ZM134 147H138V146H135V144L133 145ZM191 146H193V144L191 145ZM201 146V147H202ZM1 147H3V146H0V148ZM9 147V146H8ZM18 147L19 146H17L16 147V150L18 149ZM40 147H42V146H40ZM86 147V146H85ZM90 147V148H91ZM97 147V146H96ZM98 147H100V146H98ZM108 147V148H109ZM122 147V146H121ZM121 147H119V151L121 150L120 148ZM127 147V148H128ZM134 147H133V149H134ZM145 147V148H144ZM148 147V146H147ZM165 147H167V148H165ZM178 147V148H177ZM206 147V148H207ZM9 148H11V147H9ZM13 148V149H14ZM21 148V146L19 147V149ZM45 148V147H44ZM87 148H88V145H87ZM105 148V147H104ZM126 148V149H127ZM130 148H132V146L130 147ZM169 148V149H170ZM205 148V149H206ZM236 150H235V149ZM240 148H239V151H240ZM22 149H24V147L22 148ZM29 149L30 148H27V152H29ZM32 149V148H31ZM42 149V148H41ZM46 149V148H45ZM84 149V148H83ZM82 149V150H83ZM92 149L93 150H95V148H93L92 147ZM98 149V148H97ZM96 149V150H97ZM133 149H127L126 150V154H128V150H129V152H130V150H133ZM163 149H165V150H163ZM190 149V148H189ZM204 149V150H205ZM211 149H213V148H211ZM211 149H206V150H208V151H211ZM243 149H242V151L241 152H243ZM2 150H3V148H2ZM9 150V149H8ZM44 150V149H43ZM42 150V151H43ZM47 150V149H46ZM68 150V149H67ZM67 150L65 151V150H63L64 152H67ZM71 150V149H70ZM73 150V149H72ZM71 150V151H72ZM77 150H78V148H77ZM80 150V149H79ZM92 150V151H93ZM95 150V151H96ZM99 150V149H98ZM103 150V149H102ZM110 150V149H109ZM111 150H112V148H111ZM137 150V148L135 149V150H133L132 152H133V154H134V152ZM223 150H225V153H228V154H226V156H224L225 155V153H224V151ZM18 151V150H17ZM17 151H14V153L16 152L17 153ZM21 151V149L19 150V152L18 153H21L20 152ZM24 151V150H23ZM33 151V150H32ZM41 151V150H40ZM56 151H57V149H56ZM76 150H74V152H75ZM87 151V150H86ZM85 150H83V151H81L82 153L83 152H86ZM138 151L139 152H135V154L134 155H136L135 156V158H140L142 155L140 154L141 152L140 151H142L143 152V150L142 149H138ZM164 151H166V152H168V154H170L168 157L166 156V153L164 154ZM245 151H246V154H247V159H245L244 157L243 158H241V160H239V154H240V157H242V155L243 154H245ZM5 152V151H4ZM10 152V151H9ZM13 152V150L11 151V153L9 154V156H10V158H11V155L13 154L12 153ZM26 152V151H25ZM26 152V153H27ZM30 152H31V150H30ZM38 152V151H37ZM44 152V154H47V153H45L46 151H43ZM43 152H40V154L42 153L43 154ZM52 152V151H51ZM62 152V151H61ZM60 152V153H61ZM63 152V153H64ZM73 152V151H72ZM80 152V151H79ZM80 152V153H81ZM103 153H104V155H105V153H106V151L104 152V150L102 151ZM109 152V151H108ZM106 153V154H108L107 155V157L110 155L109 153ZM196 152L194 153V154H196ZM212 153H214L215 151H211ZM210 152V153H211ZM58 153V151L56 152V155H58L57 154ZM63 153H61V156L63 155ZM68 153H69V150H68ZM76 153V152H75ZM81 153V154H82ZM88 153V152H87ZM110 153H112V152H110ZM119 153V152H118ZM140 154V156L138 157V155ZM144 153V154H145ZM23 154H24V152H23ZM22 154V155H23ZM72 154H74V153H72ZM80 154V155H81ZM96 154H98V152L96 153V152H93L92 153V156H95V160H96V156L98 157V158H106V157H104V155L102 156V157H99V155H96ZM123 154H125V151L123 152ZM131 154V153H130ZM130 154H128V155H130ZM190 156H189V155ZM217 153H215V155H216ZM0 155H2V151H1V154ZM3 155H6V154H3ZM2 155V156H3ZM17 155H19V154H17ZM17 155H15V154H13V156H14V158H16V157H19V156H17ZM27 155V154H26ZM29 155H30V153H29ZM33 154H31V156H32ZM34 155H35V152H34ZM66 155V154H65ZM71 155V154H70ZM70 155H66L67 157L68 156H70ZM75 155V154H74ZM88 154H86V156H87ZM128 155L126 156V155H123V157H125V158H127L128 157ZM134 155H132L133 157H134ZM218 155V154H217ZM13 156H12V158H13ZM16 156V157H15ZM28 156V155H27ZM46 156V155H45ZM60 156V157H61ZM106 156V155H105ZM132 156L130 157V158H128V160H124L125 162H129V159H131L132 158ZM167 158H166V157ZM34 157V156H33ZM35 157H36V155H35ZM34 157V160L36 159ZM43 157V156H42ZM53 158L54 157H56L55 155L54 156H52ZM65 156H63V160L66 158H64ZM72 157H73V155H72ZM75 157V156H74ZM74 157H73V160H74ZM81 157H83V155H81ZM80 157V158H81ZM88 157V156H87ZM114 157V156H113ZM190 157V158H189ZM210 157H215L214 155L213 156H210ZM217 157H219V155L217 156ZM221 157V156H220ZM246 157V156H245ZM2 158H4V159H6L4 156L2 157ZM19 158H22V157H19ZM18 158V159H19ZM25 158H27L26 156L24 157V158H22V159H25ZM28 158H30L31 159V157L29 156ZM41 157H39V159H40ZM43 158H45V157H43ZM51 158V157H50ZM52 158V159H53ZM97 158V159H98ZM142 158V157H141ZM4 159H1L0 160V163L1 164H3L2 162H3V160ZM30 159H29V161H30ZM55 159V158H54ZM57 160H55V161H59V158H56ZM68 159V158H67ZM82 159V158H81ZM80 159V160H81ZM83 159H85V157L83 158ZM166 159V160H165ZM223 159V158H222ZM226 159V158H225ZM243 159V160H242ZM20 160V159H19ZM19 160H17V161H19ZM32 160V159H31ZM37 160V159H36ZM61 160V159H60ZM72 160V161H73ZM76 160V159H75ZM88 160V159H87ZM89 160H91L90 158H89ZM99 160V159H98ZM132 160V159H131ZM139 160V159H138ZM141 160H143V159H140L139 161H141ZM194 160V159H193ZM224 160V159H223ZM11 161H15V159H13V160H11ZM20 161H22L21 162V164H23V166H24V164H26V163H24V161L23 160H20ZM28 161V160H27ZM43 161V160H42ZM52 161V160H51ZM77 161V160H76ZM83 161V160H82ZM85 161H86V159H85ZM124 161L122 162V164H121V166L123 165V163H124ZM132 161H137V160H132ZM138 161V162H139ZM144 161V160H143ZM142 161V162H143ZM169 161V160H168ZM169 161V162H170ZM174 161V160H173ZM202 161V162H203ZM206 161V160H205ZM205 161H204V163H205ZM241 161V162H240ZM249 161V163H251ZM7 163H8V161H6ZM31 162V161H30ZM37 162H40L39 160L38 161H35V163L34 164H37ZM44 162V161H43ZM53 162H54V160H53ZM53 162H51V163H48L49 165L51 164V165H53L54 166V163ZM64 162H67V161H63V163H60V161H59V163L58 162H55V164H60V166H61V164L63 165V164H65L64 166H66V165H70L71 163L68 161V164H66V163H64ZM92 163H93V161H91ZM91 162H87L89 165H90V163ZM99 162V161H98ZM132 163V164H134V165H131L130 163H131V161L129 162V163H125L122 167H121V173H122V177L120 178L119 177V175H116V174H118V173H116L114 176H116L117 178H115L114 176V181H115V179H120V180H122V179H124V181L122 182V184H121V187H123V183H127L128 181V183H132V185H133V187H132V185L131 184H128L129 185V188L127 187L125 190H122V188H121V190H122V192L124 191V193L122 194L123 196L121 197L122 198V202H124V199H125V201L126 202H124V204L125 203H127L128 205H129V207L130 206H132L131 207V209L132 208H136L135 210H137V213L135 212V210H133L134 212H135V216H133V218L136 220V215L138 216L137 217V219L139 218L140 219V222H138L137 224L139 225L140 223H142L141 222V220H143V218H145V214H143L144 212H142V210L143 209H141V207L139 206V204L138 203H140L141 201L140 200H138L137 198H138V196H140L139 194H141L140 192V184L136 181L135 182V178L138 176H136L135 178H133L134 176H135V169H134V166L136 167V165L138 164V163ZM164 162H166L165 164H163ZM168 162V163H169ZM170 162V163H171ZM189 162V163H188ZM207 162V161H206ZM210 162V163H211ZM226 163V165H227V162H226V160H224L223 161V163ZM4 163H5V161H4ZM7 163H5V164H7ZM12 164H14L13 162H11ZM29 163V162H28ZM28 163L25 165L26 167H27V165H28ZM32 162H31V164H33ZM47 163V162H46ZM74 164H75V161L73 162ZM77 163V162H76ZM82 163H84V162H82ZM82 163H80V164H82ZM87 163L85 162L84 164H86L87 165ZM104 163V162H103ZM109 162H107V164H108ZM140 163V162H139ZM167 163V165H169ZM195 163H198V162H195ZM203 163V165L205 166V165H207V164H204ZM243 163V162H242ZM0 164V165H1ZM16 164V163H15ZM33 164V165H34ZM40 164V163H39ZM58 164H57V166H58ZM84 164H82L81 166L84 168L86 165H84ZM105 164V163H104ZM147 164V165H148ZM11 165V164H10ZM19 164H18V162H17V166H18ZM69 165L68 166H66V167H69ZM89 165L87 166V167H89ZM95 165V164H94ZM99 165V164H98ZM109 165V164H108ZM165 165V167L164 168H162L163 166ZM198 166H199V164H197ZM200 165H202V163L200 164ZM5 166V165H4ZM4 166H1V167H4ZM17 166L15 165V168H17ZM22 166V167H23ZM30 167H31V165H29ZM28 166V167H29ZM39 166H41L42 167V165L40 164ZM57 166H54L55 167V169H56V167ZM73 167L75 166V165H72ZM72 166L70 167L71 169H73L72 168ZM78 166V165H77ZM105 166V165H104ZM111 166V168L112 167H114V169H115V166H112V165H110ZM110 166H108V167H110ZM140 166H141V164H140ZM208 166V165H207ZM253 166V165H252ZM0 167V168H1ZM13 167H14V165H13ZM18 167H20V166H18ZM34 167V166H33ZM41 167H37V169L39 168H41ZM45 167V166H44ZM62 167V169L64 170V171H62V172H67V169L68 168H66V167H63V166H61ZM103 167V166H102ZM101 167V168H102ZM220 167V168H219ZM223 167V168H222ZM259 167V168H258ZM6 168H8V165H6ZM6 168H4V169H6ZM12 168V167H11ZM49 168V167H48ZM60 168V167H59ZM58 168V169H59ZM69 168V169H70ZM75 169H76V167H74ZM93 168H94V166H93ZM105 168V167H104ZM104 168H102V169H104ZM117 168V167H116ZM120 167H118V169H119ZM146 168H148L147 166H146ZM199 168H200V166H199ZM203 168V167H202ZM201 168V169H202ZM204 168H207L208 169V167H204ZM220 169V172H221V168H222V172L224 171L225 173H222L221 172V174H225V175H221V174H219L220 172L219 171H217L218 169ZM246 168V169H247ZM256 168V167H255ZM3 169V168H2ZM21 169H24V170H26V168L25 167H23V168H21ZM46 169V168H45ZM54 169V170H55ZM71 169H70V172H69V174H68V172L66 173L67 175V178L69 177V176H71V174L70 173H72L71 172ZM88 168H86V170H87ZM106 169H108V168H106ZM106 169H105V174H107V175H110L111 173H112V171L114 170H112L111 171V173H110V170L108 169L107 171H106ZM117 169V170H118ZM137 169V168H136ZM194 171H193V170ZM217 169V170H216ZM244 169V170H243ZM14 170V169H13ZM16 170V169H15ZM32 170V169H31ZM42 170H43V168H42ZM51 170H53L52 169V167H51ZM54 170H53V172H54ZM61 170V169H60ZM74 170V169H73ZM81 170H83V171H86L85 169H81ZM89 170V169H88ZM87 170V171H88ZM145 170H147V171H145ZM192 170V171H191ZM198 170H196L194 173H193V175L192 176H196V175H194V174H196V172L198 171ZM204 170V169H203ZM261 170V171H260ZM1 171V170H0ZM3 171V170H2ZM17 171V170H16ZM16 171H14L15 173H16ZM21 171V170H20ZM56 171L58 172L59 170H57L56 169ZM50 172V170H49V173H51L49 176V178H48V183H49V186L52 184V185H54V183H56V177L58 176V174H57V176H55L56 174L55 173H57V172ZM78 171V170H77ZM104 171V170H103ZM114 171H116V170H114ZM120 171V170H119ZM170 171L171 170H169L168 172L170 173ZM212 171V172H211ZM217 171V172H216ZM255 171V172H254ZM8 172H9V170H8ZM21 172H23V174H24V172L25 171H21ZM40 173V172H42V171H39V170H37V173ZM62 172H61V177L63 176L62 175ZM75 172V171H74ZM91 172V171H90ZM94 172V171H93ZM199 172V171H198ZM197 172V173H198ZM211 172V173H210ZM219 172V173H218ZM249 171H247V173H248ZM250 172V173H251ZM260 172H262V173H260ZM4 173L6 174L7 173V170H6V172L4 171ZM3 173V174H4ZM18 173V172H17ZM20 173V172H19ZM27 173H29V172H27L26 171V174ZM31 173H34V171L32 170L31 171ZM31 173H29V174H31ZM36 172H35V174H37ZM39 173L37 174V175H39ZM77 173H80V171L79 172H77ZM83 174H84V172H82ZM86 173V172H85ZM88 173V172H87ZM113 173H115V172H113ZM168 174V177H172V176H175L176 177V179H182L183 177H186V178H184V179H182V180H184V183H180V180H179V182L178 183H175L174 182V184H177L176 185V187H180V189L179 190H176L177 188H175V190H174V188L173 187H171V186H169V184H168V182H167V184L168 185H166V181L165 180H167L168 179V181H170L171 179L170 178H168L167 177V174ZM200 173V172H199ZM253 173H251V174H253ZM1 174H2V172H1ZM0 174V175H1ZM4 174V175H5ZM12 174H14L13 173V171H12ZM21 175H23L22 173H20ZM20 174H18V176L20 175ZM45 173H43V175H44ZM74 174H76V173H74ZM82 174V175H83ZM99 173L97 172L96 173V176L98 175ZM105 174H103V172H101V175H103L104 177L106 176V177H109V176H107V175H105ZM211 174V175H210ZM258 174V175H257ZM3 175V176H4ZM33 177V179L35 178L34 176L35 175H33V174H31ZM31 175H28L29 177H31ZM37 175H36V177H37ZM86 175V174H85ZM90 175V174H89ZM111 175H113V174H111ZM110 175V176H111ZM144 175V176H143ZM164 175H166V177H167V179H165L164 181H165V183L163 182V178L161 177V176H163L164 177ZM230 175V176H229ZM15 176V175H14ZM13 176V177H14ZM24 176H25V174H24ZM27 175H26V177H23V178H27L28 177ZM45 176V175H44ZM43 176V177H44ZM66 176H65V174H64V177L66 178ZM72 176H73V174H72ZM92 176H94V175H92ZM92 176L91 177H88L86 180H87V182H90V180L88 181V179L89 178H92ZM95 176V177H96ZM103 176H102V178L100 177V176H97L96 178H98V177H100L102 180L104 179L103 178ZM218 176H220V177H225V176H228L225 180H227V179H230L229 177H231L232 178V180H230L229 182H233L234 183V185H232V184H230L229 182L226 184L225 182H224V184H225V186L227 187V185L229 186V188L230 189H232L233 190V186H235L234 188H236L237 190H238V192H241V196H240V198H239V196H238V199L235 197V193H237V192H235L234 193V202L236 203V201H237V204L239 203V202H241L239 199H241V197L242 196H245V198L246 199H248V200H246L245 198V200H246V202L247 201H249L248 203H246V204H244V203H241V204H244V207H243V205H240V207L242 206L243 208H245V205H247L248 207L249 206H254V207H250V208H247V210H249V213H250V211H251V214H252V212H253V210L255 211V209L257 210V212H256V214L257 215H255V214H252V215H250L252 218H251V220H249V222L250 221H252L253 222V224H252V227H250V224H249V222L247 221V220H245L246 219V217L247 218H249V215L247 214L246 215V212H245V214H243L242 213V211H239V210H242V209H240L239 208V204L237 205V207H236V209H238V211L239 212H241L242 213V215H240L241 213H235L234 211H235V209H234V213L235 214H233V212L231 211V210H233V208L235 207V205H232V204H230V205H232V207H230L228 204L230 203V200H229V202H228V199H226L225 200V197H223V195L225 194V192L224 193H222V195H221V191L223 192L224 190H225V188H223L224 187V185L222 186V189L220 188V186L223 184H218L219 185V188H218V185H217V179H218ZM249 176H251L250 174H248V177ZM6 177V176H5ZM11 177V176H10ZM16 177V176H15ZM22 177V176H21ZM19 178V177H17L18 179H22V178ZM39 177L41 178L42 176H41V174L39 175ZM38 177V179H40ZM60 177V178H61ZM106 177H105V180H106V182H105V180H104V182H100V185L102 184V183H106V186H105V184H103V186L105 187V191H104V189H103V191H104V193L102 194V191H101V194L103 195V198L100 200V202H99V200H95V199H97L96 197L98 196V195H100V194H96V190L94 191L93 189H95V188H93L92 187V182H93V180L90 182V184H91V189L95 192V199H94V197H93V195H92V197L93 198H91V200H95V202L97 201L98 202V208H99V206H100V208L99 209H101L100 211L103 213V216L101 215L102 213H100V216H102V217H104V219L102 220V221H106V224L108 225V227L110 228H107V227H103V228H107V230L109 229V232L111 233V237H109V240H111L112 242H111V245L112 244H114L112 247H113V252L112 253H114V249H115V247H116V250H117V252H119V254L120 255H122V256H120L119 254H118V256H120L119 257V262H121L120 261V259H122V263L121 264H128L129 263V261H130V257H132V255L133 254H136L134 257H132V258H134L135 259V257H136V259H138V258H143V260L144 261H147V254H148V251L147 250H145L142 246H140L141 248H140V255H138V256H140V257H138L137 258V254H139V253H135V252H133L132 254H131V256H130V254H128L129 256H126V255H123V253L124 252H127L128 253V251H129V249H130V247H128V244L126 243V241H124V240H122L120 237H118L117 235L118 234H116L117 233V231L119 230V227H120V224L119 223H121L122 221L121 220H119L118 219V217L116 216L117 214H115V213H113V212H110V209H115L116 208V206H115V203H117L116 202V194L114 193V192H116V191H114V189H117V187H115V186H117V185H119V180H117V184H116V182H115V184L116 185H113V187H111L110 185H109V183H108V181L109 180H112L113 181V179L110 177L109 178V180L107 181V179H106ZM165 177V178H166ZM182 177V178H181ZM193 177V179H195ZM253 177H255V176H253ZM4 178V177H3ZM7 178V177H6ZM5 178V179H6ZM32 178H30L31 180H32ZM59 178V177H58ZM59 178V179H60ZM63 178V177H62ZM64 178V179H65ZM71 178H73V177H71ZM70 177H69V179H71ZM139 178V177H138ZM190 178V177H189ZM188 178V179H189ZM192 178V177H191ZM260 178H262V177H260ZM0 179H2V177H0ZM16 179V178H15ZM37 179V180H38ZM43 179V178H42ZM59 179H58V181H59ZM81 179V178H80ZM83 179H84V177H83ZM83 179H82V181H83ZM99 179V178H98ZM137 179V178H136ZM174 179V178H173ZM176 179L174 180V181H176ZM193 179H191V182H192V180ZM219 179H222V178H219ZM25 180V179H24ZM24 180L22 181V182H24ZM28 180H29V178H28ZM27 180V181H28ZM44 180V179H43ZM62 179H60V181H61ZM68 180V179H67ZM72 180V179H71ZM137 180H140V179H137ZM223 180V179H222ZM221 180V181H222ZM249 180V181H248ZM260 180V179H259ZM262 180H264V179H262ZM2 181H4V180H2ZM2 181H0V189L2 190L1 192H2V194H1V196H0V205L1 206H6L7 204H10L11 202H10V200L12 201V195L11 194H9V190H11V189H9V186L11 185L10 183H12V182H14V180L12 179V181L10 180V181H4V182H2ZM17 180H15V182H16ZM59 181V182H60ZM63 181V180H62ZM62 181H61V183H62ZM78 181H80V180H78ZM95 181H96V183L98 182L97 181V179H95ZM173 181V180H172ZM194 181H196V179L194 180ZM220 181V182H221ZM19 182V181H18ZM17 182V183H18ZM33 182V181H32ZM31 181H30V183H32ZM38 182H39V184H42V183H40V181L38 180ZM41 182H42V180H41ZM58 182V183H59ZM71 182V181H70ZM69 182V183H70ZM81 182V181H80ZM80 182H77L78 184L80 183ZM84 182H86V181H84ZM87 182H86V187L89 185L90 186V184L88 183V185H87ZM110 182V181H109ZM171 182V181H170ZM203 182V183H204ZM223 182V181H222ZM263 182V181H262ZM20 184H22L21 183V181L19 182ZM24 183H27V182H24ZM28 183H29V181H28ZM35 183V182H34ZM34 183H32L33 185H31L30 184V186H29V184H27L26 186H27V189H24V190H27V191H32V189H34L35 188V186H37V182H36V185L34 184ZM76 183V184H77ZM83 183V182H82ZM81 183V184H82ZM95 183V182H94ZM93 183V184H94ZM107 183H108V185H107ZM125 183V184H126ZM181 184V185H178V184ZM200 184H202V186L201 187H204L203 185V183H202V181L201 182H199ZM12 184H14V183H12ZM64 184V183H63ZM74 184V183H73ZM75 184V186L77 187V185ZM98 184V183H97ZM112 184H114L113 182H112ZM126 184V186H128ZM172 184H173V182H172ZM171 184V185H172ZM174 184H173V186H174ZM183 184V185H182ZM206 184H205V186H206ZM8 185V186H7ZM19 184H17V186H18ZM25 185V184H24ZM57 185H59V184H55V186H57ZM68 185V184H67ZM66 185V186H67ZM85 185H83L82 184V186H85ZM99 185V184H98ZM130 185H131V188L132 189H130ZM185 185V186H186ZM232 186V188H231V186ZM12 186V185H11ZM14 186V185H13ZM13 186H12V188H13ZM22 186V185H21ZM42 186V185H41ZM48 186V185H47ZM55 186H53V187H55ZM62 186H64V185H62ZM69 186H70V184H69ZM81 188H82V186L81 185H79ZM93 186H95V184L93 185ZM107 186L109 187V188H107ZM167 186H169V187H167ZM188 186V185H187ZM186 186V187H187ZM264 186V185H263ZM262 186V187H263ZM8 187V188H7ZM16 186H14V188H15ZM51 187V186H50ZM58 187V186H57ZM60 187V186H59ZM86 187H83V190H84V188H86ZM170 187H171V191H172V188H173V193H175L174 191H176V193H175V195L177 196V197H175V198H173V196H171V198H173V200H175L176 198H177V202H176V204L174 203V201L170 198V200H169V193L171 192H169L168 190H170ZM178 187V188H179ZM255 189H254V188ZM13 188V189H14ZM36 188H38V187H36ZM35 188V189H36ZM46 188V187H45ZM70 188V187H69ZM73 188V187H72ZM88 188V187H87ZM86 188V189H87ZM103 188V187H102ZM106 188H107V190H106ZM169 188V189H168ZM264 188V187H263ZM12 189V190H13ZM16 189V188H15ZM14 189V190H15ZM34 189V190H35ZM41 189V188H40ZM52 189V188H51ZM63 190H65L66 188H62ZM71 189V188H70ZM77 190L78 189H80V188H76ZM75 188H74V190L73 191H76V194L77 193H79V196H80V194L82 193V194H84V193H86L87 191V193L89 194L90 193V197H91V192H93L91 189H89L88 188V190L87 191H82L81 192V189H80V191H78L77 192V190H76ZM123 189H124V187H123ZM204 189V188H203ZM226 189H228V188H226ZM20 191H21V188L19 189ZM18 190V191H19ZM54 190V189H53ZM71 190V191H72ZM91 190V191H90ZM188 190V189H187ZM205 190V189H204ZM231 190V192H232V194H233V191ZM235 190V189H234ZM236 190V191H237ZM259 190L260 191H262V194H259V195H257V192L258 193H260L259 192ZM62 190H60L59 192H61ZM67 191V192H66ZM72 191V192H73ZM148 191H149V193H148ZM182 191V190H181ZM226 192L227 191H229V190H225ZM12 192H15V191H12ZM22 192V191H21ZM35 192H36V190H35ZM65 192L68 194V192L70 193V195H72L71 194V192H70V190L68 189V190H65ZM84 192V193H83ZM98 192V191H97ZM117 192H119L118 190H117ZM116 192V193H117ZM182 193V195H184V196H182L180 193ZM230 192V191H229ZM230 192V193H231ZM16 193H17V190H16ZM24 193V192H23ZM29 193V192H28ZM37 194L36 195H38V193H39V190L36 192ZM62 193V192H61ZM60 193V194H61ZM75 193V192H74ZM99 193V192H98ZM121 193V192H120ZM146 193H148V195L146 194ZM230 193H228L227 192V196H228V194H230ZM14 194V193H13ZM30 194V193H29ZM28 194V196H29V198H31L30 196H31V194L29 195ZM35 194V193H34ZM60 194H58L57 193V195H55V196H52L51 198H52V204H53V202H54V205L56 204L55 202H59V200H60V197H59V195ZM64 196H63V195ZM61 195L66 199V197L65 196H67V194L65 195L64 194V192L62 193ZM207 194V193H206ZM238 194H240V193H238ZM25 195L26 194H23V196L25 197ZM75 194H73L72 196H70L69 197V201H68V206H67V209L65 208V212H67V213H65L64 212V210L62 209L63 207V204L65 205V203H63L62 204V206H60L61 207V209H57L56 207H55V209L53 210V212H51L52 213V216L50 215H48L47 216V218L49 217H51V218H53L52 220V222H49L50 220H49V218H48V221L47 222H49V223H51V224H55L54 223V220L55 221H57V222H59V224L61 223V225H62V223L63 222H61L63 219H64V217L68 214V211H71V212H73L74 213V215H75V212H77L78 213V210L77 209H79L80 207V205H78L79 204V202L76 204L75 203V199L76 198H78V197H75L74 198V200L73 199H71L70 200V198H72L73 196H74ZM78 195V194H77ZM85 195V194H84ZM117 195H118V193H117ZM237 195V194H236ZM14 196H16L15 194H14ZM13 196V197H14ZM22 196V195H21ZM38 196H40V195H38ZM86 196H88V195H86ZM88 196V197H89ZM101 196V195H100ZM120 194L118 195V197L117 198H119L120 199ZM168 196V197H167ZM226 196V195H225ZM34 196H32V198H33ZM37 197V196H36ZM35 197V198H36ZM82 196H80L79 197V199L81 198ZM85 196H83L82 198V200H84L85 198H84ZM87 197V198H88ZM99 197V196H98ZM123 197H124V199H123ZM147 197V198H146ZM224 199H223V198ZM230 197H233V195H231L230 194V196H228V197H226V198H229L230 199ZM18 198H19V196H18ZM23 198V197H22ZM26 198H27V196H26ZM28 198V199H29ZM40 198V197H39ZM59 198V199H58ZM62 198V197H61ZM63 198V200H65ZM86 198V199H87ZM141 198V197H140ZM139 198V199H140ZM190 198V199H189ZM237 200H236V199ZM43 199V198H42ZM58 199V200H57ZM85 199V201H87ZM143 199H145V200H147L146 202H144L143 203ZM169 201H173L172 203H174L176 206H177V208L182 212V214H180V223L178 222L179 221V219L177 220L175 217V219H176V223L174 222V223H172L173 221V219L174 218H171L172 220V222H170V223H172L171 225H168V224H170V223H167L166 224V226H164V219H166L165 218V215H166V212L167 211H169L170 209H168L171 205L169 204V203H171V202H168V200ZM232 199V198H231ZM232 199V200H233ZM243 198L241 199L242 200V202H243V200H244ZM17 200V201H16ZM24 200V198L22 199V201ZM26 200V199H25ZM36 200V199H35ZM76 200H78V199H76ZM88 200H90V198H88ZM121 200V199H120ZM119 200V201H120ZM137 200H138V202H137ZM144 200V201H145ZM190 200H192L191 202H190ZM239 200V201H238ZM15 202H18V199L17 198H15V200H14ZM19 201H20V199H19ZM27 201V200H26ZM48 201V200H47ZM62 201V200H61ZM60 201V202H61ZM79 201H81V199L79 200ZM84 201V202H85ZM140 201V202H139ZM176 201V200H175ZM227 201V202H226ZM10 202V203H9ZM39 203L40 202H42V200H40V201H38ZM64 202H66V201H64ZM93 202V201H92ZM91 202V203H92ZM121 202V201H120ZM167 202H168V205H169V207L168 208H166L167 207ZM232 202V201H231ZM39 203H36L35 204V207H37L38 205L37 204H39ZM42 203H44V202H42ZM42 203L41 204H39V206L37 207V208H34V209H31L32 211L30 212V211H25L27 214V219L24 217V215H23V217L26 219L25 220V222L27 223L26 225H27V227H26V225H25V223H22L23 221L21 220V221H19L20 219H22V218H20L19 217V215L21 214L22 215V213L20 212V211H22L21 209L19 210V209H17V210H19V214H17L16 212H18V211H16L15 213L17 214V216H18V219L19 220H17V219H14L13 220V222H11V223H13V225H14V227L16 228L15 230H16V232L18 231V232H21V233H19L20 234V236L21 237H19V239L20 238H22V243H23V245L25 246V249L27 248V250H28V253H29V257L30 258H27V259H30L31 260V258L33 259V261L35 262V264H42V261H41V257H43L42 255V253L43 252H46V251H44V244L46 243V237L45 236H43L42 234V236H43V238H41L42 236L38 233V231H40V232H43V231H41L42 229L41 228H43V227H41L40 229L41 230H37V228H39V225L42 223V226H44V228H45V225L46 226H48V224H45V225H43L44 223H43V221L38 225V227H37V225L35 226V224L38 222V220H40L41 221V219L43 220V217H44V215L43 214H45L44 213V207L48 204L47 202V204L42 208V206L44 205H42ZM82 203V208L81 209H84L83 208V202H81ZM80 203V204H81ZM86 203V202H85ZM91 203L90 202H87V204L89 205V207L91 208ZM94 203V202H93ZM226 203H228V204H226ZM12 204V203H11ZM15 204V203H14ZM19 204V203H18ZM17 204V205H18ZM22 204V206H23V204L24 203H21ZM52 204L50 205V206H52ZM67 204V203H66ZM87 204L85 205L86 206V210H88V206H87ZM95 204V203H94ZM119 203H117L116 205L117 206H119V212H121V213H123L124 212V204L123 205H118ZM126 204V205H127ZM174 204H172V208H171V210L173 211V209H174ZM248 204H251V205H248ZM58 205H60V203L58 204ZM57 205V206H58ZM75 205L77 206L78 205V207H75ZM146 205V204H145ZM145 205H143V208L145 209ZM217 205V206H216ZM226 205H228V208L230 209V208H232V209H230L229 211H228V213H229V215L232 213V215H230V217L232 216H234L235 215V217L236 216H238V217H236V218H234V220H233V222H232V217H231V219L229 218V222H227L228 221V219H227V221H225V220H223L224 218H228L229 216L228 215H226L227 214V212H225V207H226ZM0 206V207H1ZM10 206V205H9ZM9 206H7L6 207V209H4L3 207L1 208L2 210L4 209L5 210V212H4V214H6V212L8 213V207ZM16 206V205H15ZM25 206H26V204H25ZM40 206H41V208H40ZM94 206V205H93ZM93 206H92V208L91 209H95V207L96 206H94V208H93ZM113 206H115V207H113ZM123 207V209H120V207ZM147 206V205H146ZM213 206V208L212 209H215L214 208V205H212ZM11 207V206H10ZM9 207V208H10ZM17 207V206H16ZM15 207V208H16ZM59 207V208H60ZM128 207V206H127ZM126 207V208H127ZM210 207H209V209H210ZM12 208H13V206H12ZM33 208V207H32ZM47 208L49 209V207L48 206H46V210H47ZM52 209H53V207H51ZM75 208H77V209H75ZM89 208V209H90ZM97 208V207H96ZM97 208V209H98ZM118 208V207H117ZM176 208V207H175ZM176 208V209H177ZM251 208H254L253 210L251 209ZM22 209H23V207H22ZM26 209V208H25ZM89 210V211H93V210ZM111 210V211H115V210H117V209H115V210ZM129 209V208H128ZM130 209V211H132ZM148 209H150L149 211H148ZM168 209V210H167ZM176 210L177 212L179 211V210ZM8 210V211H7ZM28 210V209H27ZM34 210V211H33ZM42 210H44V211H42ZM66 210H68V211H66ZM77 210V211H76ZM85 210V209H84ZM83 210V211H84ZM121 210H123V211H121ZM146 210V209H145ZM246 210V209H245ZM244 210V211H245ZM246 210V211H247ZM51 211V210H50ZM96 211V210H95ZM94 211V212H95ZM126 211H128L127 209L125 210V212ZM130 211H129V213H128V215H129V217H128V215L126 216V214L124 215V214H121V213H119L118 214V216L121 214V217L122 216H124V222H125V219H126V217H127V224H129V221L128 220H131V216L130 215H133V214H131V213H134V212H131L130 213ZM172 211H171V213H172ZM175 211V210H174ZM209 211V210H208ZM210 211H212L211 209H210ZM226 211H227V207H226ZM237 211V210H236ZM1 212V211H0ZM3 212V211H2ZM11 212V211H10ZM13 212V211H12ZM46 212H49L48 210L46 211ZM71 212H69L70 213V220L73 218L74 219V215L72 216V214H71ZM87 212L88 211H85V215L86 216H84L83 214H82V216H84V217H86L87 218V216H89L90 215V213H88L87 214ZM96 212H98V211H96ZM116 212V211H115ZM176 212V213H177ZM213 212V211H212ZM211 212V213H212ZM64 213H65V215H64ZM81 213H83V212H81ZM92 213V212H91ZM118 213V212H117ZM170 213V212H169ZM208 213H210V212H208ZM247 213H248V211H247ZM3 213H1L0 214V216L2 215ZM11 214V213H10ZM23 214H24V212H23ZM80 214V213H79ZM98 214V215H97ZM97 214H95V218H97L96 216H99V213H97ZM173 214V213H172ZM237 214V215H236ZM7 215V214H6ZM76 215H78V214H76ZM92 215V214H91ZM145 215V216H144ZM174 215H176V214H174ZM173 215V216H174ZM244 215H246L243 219L247 222V223H245L244 222V220L242 221L241 220V218L244 216ZM15 216V215H14ZM16 216V217H17ZM71 216H72V218H71ZM78 216H80V215H78ZM78 216H76V217H78ZM82 216H80L81 218H82ZM169 216H171V214L170 215H168V217ZM177 216H178V213H177ZM185 215H183V217H184ZM209 216V215H208ZM226 216H228V217H226ZM240 216H242V217H240ZM256 216V217H255ZM9 217V216H8ZM13 217V216H12ZM46 217V216H45ZM44 217V218H45ZM67 217H69V214H68V216H66V219H64L65 221L67 220ZM92 217H93V215H92ZM117 217V218H116ZM167 217V218H168ZM172 217V216H171ZM257 217V218H258ZM7 218V217H6ZM11 218V217H10ZM15 218V217H14ZM79 218V217H78ZM78 218H75V219H78ZM95 218H93L94 219V224H96L95 223V221H96V219ZM123 218V217H122ZM128 218H130V219H128ZM182 218V219H181ZM206 218V217H205ZM221 218H223L222 220L223 221H225L223 224H221L220 223V221H222V220H220ZM1 219V218H0ZM83 220H84V218H82ZM88 220H90V221H92V219H91V216H90V218H87ZM119 220V223H118V220ZM121 219V218H120ZM133 219V220H134ZM138 219V220H139ZM149 219V220H148ZM170 219V218H169ZM169 219H166V220H169ZM185 219H186V217L183 219L184 221H185ZM206 219H210V216H209V218L207 217ZM260 219H257L258 220V223L260 222ZM9 220V219H8ZM63 220V221H64ZM69 220V219H68ZM68 220H67V222H68ZM79 220H81L80 218H79ZM86 220V219H85ZM88 220H86V223H84V221H82L83 222V224L85 225V227H87L88 226V223L89 222H87ZM97 220H99L100 221V219H98L97 218ZM133 220H131V222L132 223H134L133 225H134V227L132 228V229H130L131 227H129V229H130V232H128L129 233V235H130V233L132 232V230L133 229H141L140 227H138L137 228V224L135 223V222H133ZM202 220V219H201ZM205 219H203L202 221H204ZM256 220V219H255ZM256 220V221H257ZM3 221V220H2ZM6 221V220H5ZM10 221V220H9ZM11 221H12V219H11ZM37 221V222H36ZM77 220H75V222H76ZM121 221V222H120ZM175 221V220H174ZM206 221V220H205ZM205 221L203 222V224H202V227H203V229H205L204 227H205V225H204V223H205ZM212 221V222H211ZM261 221V222H262ZM44 222H46V220H44ZM67 222L66 223H64L65 225L67 224ZM70 222V221H69ZM68 222V228H67V226H66V228H67V230L70 228L69 226H70V223ZM71 222H73V221H71ZM78 222V223H77ZM76 223L78 224V226H79V221H77ZM103 222V223H104ZM146 222V224H147V227L145 226V220L143 221V224H140V225H144L145 226V228H142V229H147L148 228V226H149V228H150V225H151V223H147ZM169 222V221H168ZM207 221H206V223H208ZM251 222V223H252ZM260 222V224H258L257 223V225L259 226V225H263L262 223ZM5 223V222H4ZM10 222H8L7 221V225L9 224ZM10 223V224H11ZM74 223V222H73ZM75 223V224H76ZM90 223H92V222H90ZM99 223H102V222H99ZM98 223V224H99ZM126 223H124L123 224V222L121 223V224H123V225H125V226H123L122 225V227H126ZM132 223H130V224H132ZM202 223V222H201ZM233 223V224H232ZM6 224H0V229H2L1 227H5V229H6V227L7 226H3V225H6ZM38 224V223H37ZM57 224V223H56ZM59 224H58V228H61L62 226H64L65 227V225H60L61 227H59ZM75 224H72L71 223V225H73V227H71L72 229H71V231L69 230V231H67L66 230V228H65V230L67 231V232H69V234L71 235V237H72V243H71V245L69 244V248L70 249H68L67 251L69 252H67L66 250V252L68 253V254H65V252H63L64 253V261H65V259H66V262H70V261H72V264H80L81 262V257H80V253L82 252V250H81V248H80V246L81 245H83V244H81L80 245V243H84V247L82 248V249H84L85 247L87 248V246L88 245H90V246H88L89 247V250L88 249H86L87 251H89V252H86V251H83V253H85L86 255H87V253H88V255L87 256H84L85 257V259L87 260V259H89V261H90V263L91 264H111L110 263V259H111V261L112 260H117V258H118V256H117V254L115 253V255H114V257L116 256V259L115 258H113L112 256L113 255H110V254H112V253H110V254H107V252H105V251H107L108 250V247L107 246H109V243H107V242H109V240H107V237L106 236H103V237H106V241L104 240V241H98L101 237L99 236H95V231H97V229H98V227L96 228V230H95V228H90V227H88L90 230H88L89 232H90V238H85V241H83V242H78V240H80V239H82V235L80 234V233H82V231H86L85 230V228H83V230L82 231H79L80 229V227H81V225H82V227H83V224H81V222H80V226H79V228L75 225ZM86 224H87V226H86ZM93 224V223H92ZM91 224V225H92ZM182 224H184L183 222H182ZM197 224H198V222H197ZM195 225V227H194V234H193V236H189V243L191 244V246H189V244H188V249L190 250V247H191V251L192 252H194V254L197 256V258L195 257V260H194V263L195 264H205V262H207L208 263V261H205L206 259H210V256L212 255V256H214L213 255V250L216 248V247H212V249H211V247L210 246H208V244H209V242L211 241V239H209L208 241L209 242H205V238L202 240L201 239V237H200V239L203 241V243H208L207 245H203L202 244V242L199 240V235H200V233H202V232H204V230H202L201 229V225H200V222H199V224L198 225ZM245 224H247V225H249V227L248 226H245ZM12 225V224H11ZM50 225V224H49ZM103 225H105V224H102V226ZM200 225V226H199ZM204 225V226H203ZM230 224H228V226H229ZM236 225V226H237ZM95 226V225H94ZM141 226V227H142ZM143 226V227H144ZM178 226H180V225H178ZM177 225H176V227H177V230H179L178 228H181L182 226H180V227H178ZM210 226V227H211ZM228 226L225 228L226 229V232H227V230H228ZM8 227L9 228H11V226L10 225H8ZM8 227H7V231H6V233L9 231L8 230ZM24 227H26V228H24ZM37 227V228H36ZM175 227V228H176ZM260 228L262 227V226H259ZM50 228H51V225H50ZM50 228H49V230H50ZM52 228H53V226H52ZM88 228H86V229H88ZM102 228V229H103ZM149 228H148V230H149ZM164 228V229H163ZM174 228V227H173ZM172 228V229H173ZM233 228H235V226L234 227H232L230 230H228V231H231ZM237 228H235L236 230H237ZM260 228H255L256 230H257V232L260 230ZM263 228V227H262ZM18 229V230H17ZM46 229V230H45ZM44 230V232H46V231H48L47 229V227L45 228ZM54 229V228H53ZM53 229H51V230H53ZM63 229L64 228H61L60 229V231H58V233H57V228L55 229V231H56V233H53V234H56L57 236H53L54 238H55V241L56 242H54L57 246L55 247V248H57L56 250H57V252L59 251L58 249H61L62 248V246H61V248H59V245H61V244H63V243H61V242H63V241H61V239L62 238H64V239H66L65 237L67 236L68 237V233H67V235H63L64 233L66 234V232H64L63 233ZM92 229V230H91ZM99 229H101V226H100V228ZM98 229V230H99ZM101 229V230H102ZM128 229V226H127V228L125 229V230H129ZM151 229V228H150ZM167 229V228H166ZM253 229H254V227H253ZM254 229V230H255ZM13 230H14V228H13ZM12 230V231H13ZM51 230L50 231H48V235L46 234V236H48V237H50V235H53L52 233H50L51 232ZM104 230V229H103ZM161 230H163L162 231V233H161ZM176 230V231H177ZM211 230V228L209 229V231H208V234H210V233H212L213 231H210ZM222 230V231H221ZM2 230H0V232H1ZM87 231V232H88ZM120 231V230H119ZM135 230H133V234L135 233V232H140V231H142V233L140 234V233H138V234H140V238H141V235H143L145 232L143 231V230H137V231H135ZM146 231V230H145ZM150 231V230H149ZM149 231H148V233H149ZM200 231H202V232H200ZM234 231V230H233ZM15 231H13V233H14ZM109 232H108V234H109ZM126 231H125V235H126V233H127ZM172 232H175V229H174V231H171V235H176V233H172ZM179 232H180V230L178 231V233L177 234H179ZM181 232H183V229H181ZM223 232H225V230L223 231ZM222 232V233H223ZM257 232H255V233H257ZM262 232L264 233V231L262 230ZM1 233H5L4 231H2ZM12 233V232H11ZM63 233V234H62ZM85 232H83L82 234H84ZM119 233V232H118ZM159 233H161V236H163L162 238L165 240V241H163L164 243L163 244H161L162 242H159V240H161L162 241V239H161V237H160V239H158V237H159ZM205 233H206V230H205ZM205 233H204V235H205ZM9 234H10V232H9ZM9 234L7 233V237L5 236V234H3L4 235V238H2L3 236L1 235L0 236V264H17V260H16V258H15V256L14 255H17V253H16V251H15V244L16 243H14L13 242V237L14 236H12V237H10L9 236ZM44 234V235H45ZM50 234V235H49ZM86 234V233H85ZM137 234V235H138ZM208 234H207V237H208ZM224 234V233H223ZM227 234H228V232H227ZM227 234H225L226 236H227ZM17 235V234H16ZM41 237H40V236ZM62 235L64 236V237H62ZM69 235V236H70ZM128 235V234H127ZM131 235H132V233H131ZM130 235V237H132L133 238V235L131 236ZM136 235V234H135ZM134 235V236H135ZM137 235L134 237L135 239H137L138 240V238H136L137 237ZM181 235L182 234H179V236H180V239H181ZM203 234H201V236L202 237H205ZM212 235H214L213 233H212ZM211 235V236H212ZM84 236V235H83ZM88 235H86V237H87ZM178 236V235H177ZM177 236H175V238L177 237ZM198 236V237H197ZM221 236V237H222ZM228 236V237H229ZM9 237V238H8ZM18 237V236H17ZM46 239H45V238ZM71 237H69V238H71ZM79 237H80V239H79ZM143 237V236H142ZM150 237V236H149ZM171 237H173V236H171ZM206 237V239H208ZM209 237H210V235H209ZM215 237V236H214ZM228 237H227V239H228ZM263 238H264V235L262 236ZM13 240H12V239ZM41 238V239H40ZM84 238V237H83ZM99 238V239H98ZM111 238V239H110ZM144 238H145V234H144ZM151 238H149V239H151ZM175 238H172L173 240L175 239ZM18 239V238H17ZM16 238H15V241L17 240ZM18 239V240H19ZM42 239H45V242H44V244L43 243H41L40 242V240L42 241ZM49 239V238H48ZM47 239V240H48ZM50 239H53V238H50ZM63 239V240H64ZM98 239V240H97ZM104 239V238H103ZM102 239V240H103ZM126 239V238H125ZM143 239V238H142ZM178 238H176V240H177ZM226 239V240H227ZM229 239H230V237H229ZM83 240V239H82ZM81 240V241H82ZM87 240V241H86ZM144 240V239H143ZM179 240V239H178ZM232 240H231V242H232ZM261 240V241H260ZM49 241V240H48ZM66 242L67 241H69L68 239L67 240H65ZM90 242V244H87V242ZM139 241V240H138ZM142 241V240H141ZM141 241H139L140 242V244L143 242H141ZM145 241V240H144ZM146 241L149 243V241L150 240H148V239H146ZM145 241V242H146ZM175 241V240H174ZM173 241V243H175V244H177L178 242L177 241H175L174 242ZM213 241L215 242V239H213ZM213 241H211V243L213 242ZM230 241V240H229ZM17 242V241H16ZM19 242V243H18ZM17 243L18 244H16V245H18L17 247H21V246H23L22 244H21V241L19 240ZM57 242H60V244L58 245L57 244ZM70 242V241H69ZM68 242V243H69ZM88 242V243H89ZM103 242H106V245L104 246L103 244H105V243H103ZM143 243V244H146V243ZM177 242V243H176ZM185 242V244H187L186 243V241H184ZM188 242V241H187ZM227 242H228V240H227ZM230 242V243H231ZM263 242H264V240H263ZM50 243H52L51 245L53 246L54 244H53V242L50 240ZM85 243H86V245L87 246H85ZM148 243H147V245H148ZM169 243V242H168ZM167 243V244H168ZM181 243H183V242H181L180 241V243H179V245L182 247H180L181 249L180 250H182L183 249V245H184V243H183V245H181ZM216 243H213V244H215L216 245ZM229 242H228V245L230 244ZM40 244H43V245H41V246H43V247H40ZM47 244V243H46ZM67 244V243H66ZM143 244H141V245H143ZM174 244V245H175ZM232 244V243H231ZM234 244H232V246L234 245ZM20 245V246H19ZM51 245H47V247L48 246H51ZM68 245V244H67ZM111 245H110V248H111ZM161 245H165L164 246V249L162 248L163 246H161ZM179 245H178V247H179ZM214 245V246H215ZM146 246V245H145ZM144 246V247H145ZM150 246L148 245V247L150 248ZM167 246V248H168V250H169V253H167V251L165 250V249H167V248H165ZM176 246V245H175ZM185 246V245H184ZM187 246V245H186ZM185 246V247H186ZM225 246H227V245H225ZM54 247V246H53ZM63 249H65V247L67 248V246L64 244L63 245ZM82 247V246H81ZM104 247L106 248L107 247V249L106 250H104ZM137 247V246H136ZM147 247V248H148ZM228 247V246H227ZM24 248V247H23ZM46 248V247H45ZM55 248H51V252H53V251H55ZM129 248V249H128ZM161 248H162V250H161ZM172 248H174V247H172ZM176 249H177V246L175 247ZM187 248V247H186ZM231 248V249H230ZM17 249V248H16ZM50 248L48 247V249L47 250H49ZM179 249V248H178ZM177 249V253H178V255L181 253V251L180 250H178ZM188 249H186V251H185V255H187L188 257L190 256V255H192L193 256V253L191 252V254H190V252L188 253V254H190V255H188L187 254V250ZM217 249H215V250H217ZM220 249V248H219ZM218 249V250H219ZM230 249V250H229ZM235 249V250H236ZM21 250H22V248H21ZM62 250V249H61ZM80 250H81V252H80ZM85 250V249H84ZM116 250H115V252H116ZM119 250V251H118ZM133 250H134V247H133ZM165 250V253L163 252ZM185 250V249H184ZM24 251V250H23ZM26 251V250H25ZM50 251H48V255H49V252ZM111 251H112V249H111ZM180 251V252H179ZM223 251V252H224ZM227 251V252H228ZM50 252V253H51ZM56 252V253H57ZM108 252H110V249H109V251ZM129 252H132L131 250L129 251ZM136 252H138V251H136ZM163 252V253H162ZM183 252V251H182ZM215 252V251H214ZM218 252V251H217ZM214 253V254H218V253ZM228 252V253H229ZM232 252V251H231ZM22 253V252H21ZM28 253L26 254V256L28 255ZM55 253V252H54ZM59 253H61V251H59L58 253H57V255H59ZM102 253V257H103V255H104V259L105 260H103L102 261V258H100L99 256H101V255H98V254H101ZM228 253H225V254H223V256L225 255L226 256V254H227V256H228ZM19 254V253H18ZM46 254H47V252L44 254L45 255V257L44 258H46ZM52 254V253H51ZM174 254H175V252H174ZM183 253H181V255H182ZM220 254H221V251H220ZM235 254V253H234ZM233 254V255H234ZM21 255V254H20ZM55 255V254H54ZM62 255V254H61ZM60 255V256H61ZM84 255V254H83ZM98 255V256H97ZM113 258H111L110 256ZM181 255H179V256H181ZM19 256V255H18ZM21 256H24V254L23 255H21ZM21 256H19V257H21ZM81 256H82V253H81ZM110 258H109V257ZM186 256V259H189L188 257ZM211 256V258H213V259H210V261L211 262H213V260L215 259L214 257H212ZM222 256V257H223ZM226 256V257H227ZM28 257V256H27ZM56 257V256H55ZM86 257H88V258H86ZM97 257H99V259L97 258ZM129 259H128V258ZM207 257H209V258H207ZM233 257V256H232ZM26 258V257H25ZM69 258H70V260H69ZM97 258V259H96ZM178 258V257H177ZM180 258H182V256L180 257ZM22 259V258H21ZM56 259V258H55ZM63 259V258H62ZM82 259H84L83 258V256H82ZM134 259H132V260H134ZM135 259V260H136ZM183 259H185V257L183 258ZM186 259H185V262H186ZM190 259H191V257H190ZM194 259V257H192V259L191 260H193ZM60 260L61 259H58V264L60 263ZM69 260V261H68ZM86 260H83L82 262H85ZM98 260H100V262L98 261ZM134 260V261H135ZM141 260V259H140ZM142 260V261H143ZM149 260V259H148ZM19 262H20V260H18ZM25 261V260H24ZM47 261V259L45 260V262ZM56 261H57V259H56ZM62 262H63V260H61ZM88 261V262H89ZM96 261H98V262H96ZM102 261V262H101ZM118 261V260H117ZM117 261H115V262H117ZM133 261V262H134ZM137 261H139V260H136V262ZM142 261H141V263L140 264H144V263H142ZM150 261H148V263L150 262ZM178 261H180V263H182V262H184V260L181 262V260L180 259H178ZM178 261L176 262L177 264H179L178 263ZM189 261V260H188ZM21 262H23V260H21ZM27 262V261H26ZM28 262H29V260H28ZM27 262V263H28ZM55 262V261H54ZM61 262V263H62ZM88 262H86V263H88ZM119 262H117V263H119ZM131 262V261H130ZM136 262H134L135 264H136ZM193 263V261H190V264H192ZM214 262H216V261H214ZM211 263V264H217V263ZM217 262H219L218 260H217ZM30 263V262H29ZM44 263V262H43ZM50 263V262H49ZM60 263V264H61ZM68 263H66V264H68ZM71 263V262H70ZM69 263V264H70ZM132 263V262H131ZM147 263V262H146ZM187 263H189V262H187ZM187 263H185V264H187ZM193 263V264H194ZM206 263V264H207ZM220 263H222V262H219V264ZM23 264V263H22ZM51 264V263H50ZM55 264V263H54ZM57 264V263H56ZM63 264H64V262H63ZM81 264H83V263H81ZM89 264V263H88ZM113 264V263H112ZM149 264H151V263H149ZM183 264V263H182ZM209 264V263H208ZM223 264H231V263H228V262H225V263H223Z\"/></svg>", "mask_w": 264, "mask_h": 264}, {"label": "rangeland", "instance_id": "rangeland-1", "mask_svg": "<svg viewBox=\"0 0 264 264\" xmlns=\"http://www.w3.org/2000/svg\"><path fill=\"white\" fill-rule=\"evenodd\" d=\"M24 1H25V0H20V2H19V0H13L12 3H13L14 5H15L16 3L18 4V5L16 4V6H18V8H17L16 10H14V11L10 8V5H11V6H14V5H12L11 2H10L9 4H8V3H4V2L1 3L0 6H1L2 9H3V13H2V14H4V15H0V22H6V21L10 20V18H11L12 16H16V17H18V18L24 19V17H23V16H24V14H23L24 9L22 10V9L20 8V7H21V3H22V2L24 3ZM42 1H43V0H37V2L40 3V4H42ZM171 1H172V0H171ZM173 1H174V3H175V0H173ZM173 1H172V2H173ZM204 1L206 2V0H204ZM207 1H208V0H207ZM211 1H212V0H211ZM211 1H208L207 4L210 3ZM220 1H221V0H220ZM177 2H178V0L176 1V3H177ZM195 2H196V0H195L194 2H192V3H195ZM197 2H198V1H197ZM199 2H202V1L199 0ZM247 2H252L253 4L256 2V3L258 4L259 1L256 0V1L254 2V0H252V1H251V0L249 1V0H248ZM61 3H62V0H60V1L57 3V5L59 6ZM211 3H212V2H211ZM252 3L250 4L251 6L248 4V5H249L248 7H250V9H254ZM261 3H262V2H261ZM261 3L259 2V4H261ZM259 4H258V5H259ZM2 5H3V6H2ZM258 5L254 4L255 10H258L259 8L261 9V5H260V7H258ZM5 6H6V7H5ZM7 6H8V7H7ZM208 6H209V5H208ZM262 6H263V5H262ZM209 7H211V5H210ZM56 9H57V7L53 8L52 11H56ZM260 9H259V10H260ZM4 10H5V11H4ZM8 15H9L10 17H9ZM17 15H19V16H17ZM20 15H21V16H20ZM108 15H109V14H108ZM108 15L106 16L107 19H109V18L111 17V14L109 15L110 17H109ZM3 16H4V18H2ZM72 19H73L72 21H75V18H74V17H72ZM216 19L218 20V18H216ZM41 20H42V19H41ZM151 27H152V29H156L157 27H158L157 29H159L160 25H157V24H156V27L153 25V26H150L148 29L150 30ZM21 29H23V30H21ZM157 29H156V30H157ZM149 30H148V31H149ZM207 30H208V29H207ZM19 31H20V32H19ZM23 31H24V23H19V26H18V28H17V30H16V32H17V34H18V37L15 38V39H17V40H16V42H15L16 44L14 45V47L16 48V50L13 51V52H11V53L9 54L10 59L13 58V56H14V58H13L12 60H10L9 57H8V59H6V60H7L6 62H8V63L6 64V66L3 65V64L6 63V62L4 61L6 55H3V56H5V57H3V56H1L2 52H0V62H1V63L3 62L2 65L0 64V68H1V69H3L4 67H6V68H11L12 71H13V69H14V70H15L14 72H16L17 74H20L21 72H24L23 70L31 69V68H33V66L35 65V62H36L35 59H26V60L24 59V56H23V54H24V52H23V51H24V50H23V48H24V32H23ZM153 31L155 32V30H150V32H153ZM205 31H206V29H205ZM208 31H209V30H208ZM208 31H206V33L210 34V31H209V32H208ZM77 32H78V33H77ZM77 32H75V33H76V36H77L78 38H76V36L74 35V38H73V39H74V40H77V39H78V41H74V40H73V43H74V42H77V43H74L75 45L73 44L72 47L75 46L74 49L79 50V49H82V48H83L84 44L82 45V43H84V41H83V38H82V37H83V33H81L82 31H79V30H78ZM75 33H74V34H75ZM7 34H9V31L6 29V27H5V28H0V36H5V35H7ZM77 34H79L81 37L78 36ZM204 35H205V33H204V31H203V32H202V36H204ZM20 36H21L22 38H21ZM79 37H80V39H79ZM206 37H209V35L206 34ZM210 37H211V35H210ZM210 37H209V38H210ZM213 38H214V39H218V38L212 36V37L210 38L212 43H213V41H212ZM106 39H107V38H105V40L102 39V40H104V41H102L101 39H99V40H97V41L95 42V44L97 43V44H96V45L98 46L97 48H100V49H99L100 51L102 50V51H101L102 54H101L100 51H98V53L101 54V55H100L101 57L98 56V54H96V56H95V55H91V54L86 56V58H85V61H86L85 64H86L87 67H85V70H87V71H86V72H87V73H86L87 75H89V74L91 73V66H92V65L94 66V65H96V64H99V63H101V62L103 63L104 58H105L106 61L109 62V63H108V66H110V67H113L112 65H114V66L116 65V67H117V66H119V64H120V66L126 64V62H125L124 60H121V59L119 60V58H118V59L116 58L117 60H119V61H117V60L115 59V57H112L111 52L108 51L109 49H106V47H105V46H106L105 44H106L107 41H108L107 43H109V42L112 43V42H111L110 40H108V39L106 40ZM206 39H207V38H205V36H204L203 39H202L203 42H204V40H206ZM240 40L243 42V44H245V39H242V38H241ZM240 40H238L237 45H239V46H243V44H242V42H241ZM98 41H99V43H98ZM214 41H215V40H214ZM219 41H220V39H219ZM219 41L217 40L216 42H219ZM239 41H240V42H239ZM101 42H102L103 44H102ZM104 42H105V43H104ZM216 42H215V43H216ZM100 43L102 44V45H101L102 48H101V46H99ZM204 43H206V42H204ZM219 43H220V42H219ZM76 44H78V45H76ZM240 44H241V45H240ZM205 45H206V44H205ZM104 50H106V52H107V51L110 52V54L107 52L108 54L106 55V52H105ZM134 50H136V49H133V51H134ZM103 51H104L105 53H104ZM174 51H175V50H174ZM178 51H180V50H176L175 52H173V56H174V58H173V56L171 55L172 53H170V55L172 56V57H171V56H169V53H168V52H166V54H165V52H164V53L162 52L163 55H164V54L166 55V56L164 55V56L166 57V58H164L163 55H162V53H161V51L157 52V54H153V55H154L153 57H154V58H155L156 56H157V57H160L158 60H160L161 62H164V63L166 62L165 64H167V62H168V61H171V58H173V59L175 60V62H174V60H173L175 66H176L177 64H178L177 66H179V65L181 66V63L183 64V68H182V70H180L181 67L179 66V70H180V72H181V71H183V69H184V65H185L184 63H187L186 61H189V60H187V59L185 58V57H187V56H186L184 53H181V54H184V56H185V57H183V59H181V57H182L183 55L181 56V54H180ZM14 52H16V53H14ZM134 52L137 54V53H138V50H137V52H136V51H134ZM177 52H178V53H177ZM180 52H183V51H180ZM20 53H21V54H20ZM175 53H177V54H175ZM15 54H16L17 56H16ZM159 54H160V56H159ZM178 54H180V56H179L180 58L177 57ZM130 55H131V54H130ZM130 55L127 53V57L130 56ZM155 55H156V56H155ZM161 55H162V59H161ZM167 55H168L169 57H171V58H170V59L167 58ZM175 55H177V56L175 57ZM89 56H90V57H89ZM107 56H109V57H107ZM143 56H144V57H143ZM1 57H2V59H1ZM21 57H23V58L21 59ZM87 57H88L89 59H88ZM110 57H111V60H110ZM141 57H143V58H141L142 60H143V59H145V60L147 59V57H146L145 55H142ZM145 57H146V58H145ZM157 57H156V58H157ZM188 57H189V56H188ZM244 57H245V56H244ZM99 58L101 59V62H100V59H99ZM113 58H114V59H113ZM128 58H131V56L128 57ZM175 58H176V59H175ZM189 58H190V57H189ZM208 58H210V57H208ZM208 58H205V60H204V64L201 63V64H203L202 66L199 64L200 61H196V62H197V63H196V62H193L194 60H191V59H190V61H192V62H191L192 64H190V65H191L192 67L195 66L194 63L199 64V66H198V65L196 66L197 68H196V67L193 68V70H195L196 73H199V72H200V71H198V70H199L198 68H200L201 72H208V73H205V74L210 76V79L207 78V79H208V82L210 81V83H208V82H206V81H207V80H206V77H209V76H206L204 73H203V74L201 73L202 75H205V76H204V77H205V81H204V78H203V80H202V82H201L202 84H205V85H202V84L199 83V84L201 85V86L199 85L201 89L199 88L198 84L196 85V86H197V87H196V91L199 89V92L197 91V93H198L197 96L200 97V96H199V93L202 94V93L200 92V90H202V88H203V90H202V92H203V91H204V86H207V87H208V85H209V88H210V87H211L210 85H211V83H212V86L215 85L216 87H218V90H217L216 87H215L216 89H215V88L213 89V90H215V91H213V90L210 91L212 87H211L210 89H207L208 93L210 92V95H209L208 93H205V92H206V88H205V91L203 92V93H205V96H203L204 94L201 95V97L203 96V97H205V98H206V94L209 95V96H208L209 98H208V97H207L206 99L203 98V99L206 100L205 102H204L203 100H202L203 102H202L201 100H199V99H201V97L198 98L197 96H195V98H198L197 101H199V102H197L196 100H194V97H191V98H185V96H183V97H184V99H183V98H182V95H183L184 93H183V94L180 93V92H177V93L174 92V93H173V92L171 91L172 89H169V88L175 87V85L178 86V84L181 83V82H180V81H181L180 79H181V76L183 75V73L186 72V71H189V69H191L190 65H189L190 68H187L188 65L186 64V65H185L186 67H185L184 71H183L181 74H178V73H177L178 75L175 74L176 72H179V70H178L177 68L175 69V70H177V71L172 70V71H174L173 74H172L173 76H174V74H175V76H177V77L181 75L180 77H178V78H179V81H178V83H177L176 80H178V79H176L175 76H174V78H175V81H174V82H176L177 84H175L174 82L166 84L167 87H165V89H166V90L169 89V91L167 90L168 93L166 92L167 95H166V93H165V95H164L165 97H162V98L157 99V104H163V102L165 101L164 99H167V98L170 99V96L173 97L172 94H175L176 96H175V95H174V96H175L176 98L173 97V98H171L172 100H171V99H170V100L168 99L167 101H172V102H173V100H174V101H175V100H176V101H177V100L179 101V100L181 99V101H182V105H183V106L181 105V102H180V101H179V106L181 105V106H182L187 112H188L187 109H189L192 105H193V107L196 106V107H194V109H193V108H192V109L190 108L191 110H193L192 113L198 111L199 108H200V110H202V111L205 113V112H207L206 109H207L210 105H211V107H209V109H210L211 113H213V114L217 113V112L214 113V111H215V108H216V109H219V106H220V108L224 109V107H225L226 105H228V101H225V100H224V103H227V104H226L225 106H223V107H222L221 105H224V104L221 102V105H220V102H219V101H218V102H219L218 107L215 106L213 103H215V102L217 103V100H218V98L215 97V96H219V95H220V94H215V93H220L221 90L219 91V89H222V90H223L222 93H223L224 91L226 92V90H229L230 88H232L235 84H236V85H238L239 83L242 84L243 81H244L245 78H246V75H248L247 77H250L248 73H251V72L245 70V69H246V67H245L246 65H244V67L242 68L243 64H241L240 61H238L237 59H235V60H232V61H233V64H234L235 62H237V63H235V64L233 65V67H231V65H232V61H230V62H231V63H230L231 65H230V64H229L230 66L228 65V66L231 67L232 69L234 68L233 70H231V68H229V67H227L226 69L223 68V70H227V69H229L230 71H232L233 74H232V73H228L229 71L226 73L225 71H223V70L221 69V70L223 71V73L225 72L224 75H223L222 71L219 72L220 69L217 68V70H215L216 72L213 70L214 67H216V66L214 65V63H213L214 61H213V60H209V61H208ZM126 59H127V58H125V60H126ZM141 59H140V60H141ZM164 59L167 60V61H165ZM178 59L183 60V61L179 64V63H177L178 61H176V60H178ZM184 59H185V60H184ZM206 59H207V62H208V63L206 62ZM9 60L11 61V64H10V61H9ZM22 60H25V62L22 61ZM49 60H51V59H48V60L46 61V63L49 64L50 62H52L53 66H52L51 63H50L49 65H46V63L44 62V63H43V68H45L46 66H47V67L50 66L51 68H53V67L55 66L54 60H53V59H52V61H49ZM75 60H76V61H75ZM78 60H79L78 58L74 57V58L71 59L72 62L70 61L71 64L68 63V66H67V67L70 68V70H71L70 73H75V70H76V67H77V64H78V63H77ZM109 60H110V61H109ZM162 60H164V61H162ZM15 61H16V63H14ZM28 61L30 62V64H29ZM34 61H35V62H34ZM73 61H74L75 64L73 63ZM88 61H89V62H88ZM111 61H112V63H110ZM113 61H114V63H113ZM184 61H185V62H184ZM210 61H211V62H210ZM234 61H235V62H234ZM21 62H22V64H23V62H24V65H22ZM27 62H28V63H27ZM93 62H94V63H93ZM117 62H119V64H116ZM171 62H172V61H171ZM171 62H170V63H171ZM173 62H172V63H173ZM179 62H180V61H179ZM198 62H199V63H198ZM201 62H202V61H201ZM205 62H206L207 64H209V63H210V64H211V63L213 64V66H212L213 69H212V68H209V69H210L211 71H213V72H211L210 70L206 69V68H208L207 66H209V65H206ZM12 63H13V64H12ZM26 63H27V64H26ZM164 63H163V64H164ZM170 63H168V65H172V64H170ZM176 63H177V64H176ZM189 63H190V62H189ZM239 63H240V64H239ZM15 64H16L17 66H16ZM32 64H33V65H32ZM89 64H90V65H89ZM212 64H211V65H212ZM237 64H239V66H238ZM7 65H8V66H7ZM11 65H12V66H11ZM21 65H22V66H21ZM25 65H27L28 68H26L27 66H25ZM29 65H30L31 67H30ZM211 65H210L209 67H211ZM9 66H11V67H9ZM13 66H14V67H13ZM23 66H25V67H23ZM71 66H72V67L74 66V67L72 68ZM120 66H119V67H120ZM172 66H173V65H172ZM234 66H235V67H234ZM236 66H238V68H237L238 71H236L237 69H235ZM240 66H241V67H240ZM47 67H46L45 69H49V68H50V67H48V68H47ZM170 67H171V66H170ZM173 67H174V66H173ZM12 68H13V69H12ZM15 68H16V69H15ZM21 68H22V70H21ZM23 68H24V69H23ZM25 68H26V69H25ZM69 68H68V69H69ZM71 68L74 69V70H72ZM239 68H242V69L245 68V69L243 70V73H244V74H246L247 72H248V73H247L246 75H244V74L242 73V69H240L241 71H239ZM186 69H187V70H186ZM215 69H216V68H215ZM248 69H249V68L247 67V70H248ZM17 70H18V71H17ZM185 70H186V71H185ZM193 70H191L192 72H190V71H189V72H186V73H185L186 76L188 77L190 74H193V73L195 72V71H193ZM203 70H204V71H203ZM218 70H219V71H218ZM249 70H250V69H249ZM73 71H74V72H73ZM234 71H235L238 75H240V74H243V75H244V76H242V79H241V76H237V77H240V79H241L242 81H240L239 78L237 79V77L234 76V75H236V74H234V73H235ZM117 72H118L117 75L114 74V75H115V78H113L114 75H112L113 77H110V76H109V77H106V78H104V79H101V81L103 80V81H102V82H103V85H104V83L106 84V83L109 82V83H108L109 85L107 84L108 87L106 88L107 91L105 90L106 85H104L103 87L100 88V94L102 95V97H101L100 94H96V92L99 93V91H98L99 89H98L97 91L95 90V93H94V92H91V97L93 96V99H92V98L90 97V90H88V88H87V82H85V80H83V79H84V78H83V75H79V74H76V73H75L73 78H74V81L78 84V86H80L79 89H81V85H82V89L79 90L81 93H79V91H78V95H77V96H80V97H81L80 99L77 98V97H75V100H74V99H73L74 96H73V97H71V96H70V97H69V96L66 97V98L68 99L67 101H66L65 97H52V98H49V97H48L49 100H48V98H47V99H42V100H43V101H42L43 103L40 104L41 108L38 107L34 112H33V111H30L31 115H32V113H35V112L39 111V113L37 112V113H35V114H36L39 118H40V117L42 118L43 115L46 116V114H47V110L49 111V110H52V109H58V110L61 109L59 112H61V114H64V115H62V116H64V119H65V120H64V121L62 122V124H61V125H63L62 127H60L59 125L57 126L56 123H55L54 121H49V122L47 121L48 123L46 122V123H47L46 125H45V123H42V126H43V127H41V125L39 126V128H38V127H33V128H35V129H33L34 132H32V131H33L32 128L30 129V128L27 127L26 124H25V125H24V131H23L24 133H22L23 135L25 134V136H27L28 138H31L30 135H34V136H35V135H36V136H39V135H40V137H42V135H43V139H41V140H44V142H45V143H44V142L42 141V142H43V143H42L41 140H39V137L36 138L37 141H34V140L30 139L29 144H28V146H27L26 148H25V146H22L21 144H20V145H17V143H16V144H15V143H12V141H8V140H7L6 143L4 142L5 137H2V136H5V134H7V133H6L7 130H6V131L4 130L6 127L2 128V126H3V125H1V124H2V121H3V123L7 121L6 123H8V124L10 125L11 130L13 131V133H15V132H14L15 128H18V127H16V125L18 124L19 127H20V125H23V124H24V122H22V121H24V116H25V118H26V117L28 116V114H29V111H28V110H30V107H29L28 105H30V103H31L30 106H32V101L35 99L36 92L39 91L38 88H40V87L42 88V85H43V86H44V85H49V83L51 84L52 82H55V80L52 81V79H54V78L51 76V74H49V73H46V74H45V73H44L45 76L43 77V78H44L43 82H44V81H45V82L42 83V85H40V86H38V85L35 83V84L33 85V87H32V86L30 87V88H32V89H30V88L28 89V88H27V90H25L26 87H25V85H24L23 83H21V82H17V84H16V83L13 84L14 87L16 86L17 88H20V89H21L22 86H23V88H22L21 91H19V89H17L16 87L14 88V89L16 90V92L19 91V93H22V94H21V96H19V94H17V95L14 97L15 100H14V98H13L14 102L17 100V104H18V105H17L16 103H15V104L17 105V107L19 106V109L21 110V113L19 114V116H22V117H23V120L21 119V117L18 116V114H16V115L13 114V113L8 114V110H7L6 106H5V105L3 106L2 104L0 105V108H1V109H0V110H1L0 112L4 111V112L0 113V119L2 120V121L0 120V130H1V131H0V133H1V134H0V139H1V141H0V146H3V147L0 148V154H1V151H2V155H3V154H6V155H3L6 159L2 158L3 156L0 155V160H1V159H4L3 162H2L3 164L0 163V164H1L0 167L5 165L4 167H1V168H0V170H1V171H0V174H1V172H2V174L0 175V177H2V179H0V181H2V180H4V181H5V180H6V181H10V180H11V181H12V179H13L14 182H12V183H14V184H12V183H10V184H11L12 186H13V185L16 186V187H15L16 189H15L14 186H13V188H14L15 190L12 188L11 185L9 186V189H11V190H9V194L12 195V196H11V197H12V201L10 200V202H11L12 204L9 202L10 204H7L6 206H1V205H0V206H1V207H0V211H1L0 214L3 213V214L0 216V218H1V219H0V224H1V225H2V224H6L7 221L11 223V222H13L14 219L19 220L20 218H22V219H20L19 221H21V220L23 221V220H24L22 223H25V225H26V224H27V223H26L27 221L25 222V220L27 219V217H26V216H27V215H26L27 213H26L25 211H27V212L30 211V212H31V211H32L31 209L37 208V207L39 206V204H41L42 202H44V203H42V205L44 204V205L42 206V208L48 203L46 206L49 207V209L47 208V210H48L49 212H46L47 210L45 209V208H46V206H45V207L43 208L45 211H44V210H42V211H44L45 214H43V215H44V217H45V216H46V217H45V218L43 217V220L41 219V221H40V220H38V222L36 221L38 224L36 223L35 226L37 225V227H38V225L43 221V223H44L43 225L48 224V226L45 225V228L47 227V228H48V229H47L48 231H50L51 229L54 228V229L51 230V232H50V233H52V234H53V233H56V231H57V233H58V231H60L61 228H64V229H63V233L66 232V234H65V233H64V234L62 233V234H63V235H67V233L69 234V232H67V231H69V230L71 231V229H72L71 227H73V225H71V223H72V224H75L77 221H79V226H80L81 224H83L82 221H84V223H86V220H88L87 218H90V216H91L92 221H90V220L87 221V222H89V223H88V226H87V224H86L87 227H85V225L83 224V227H82V225H81V227L79 228V226H78V224H77L78 222L76 223L77 225L75 224V225L80 229L79 231H82L83 228H85V230H86V231H82V233L85 232L86 234H85V233H84V234L80 233V234L82 235L81 237H82L83 240L80 239V237H79V239H80V240H78L79 243L85 241V238H90V232L88 231V230H90V229H89L88 227L91 228V227L93 226L92 228H95V227L97 228V227H98V229H99L100 226H101V229H102V228L105 226V227L109 228L108 225L106 224V221H105V222L102 221V220L104 219V217H102V216H103V213L100 211L101 209H99L100 206H99V208H98V206H97V205H98V202H97V201L95 202V200H99V199L101 200V199L103 198V195H102V194H103L104 191H105V187L103 186V184H105V186H106V183H102V184L100 185V182H101V181L104 182L106 176L104 177L103 175H101V172H103V174H105V169L108 168L109 170L111 169V170H110V173H111V171L114 169V167L111 168L110 165H112V166H115V169H114V170H116V171L113 170L112 173H111V174H113V175L110 174L111 176L105 174V175L109 176V177H106L107 181L109 180L110 177H111L112 179H113L114 177L117 178V177L114 176V175H115L116 173H118V172H119V173L116 174V175H119V177L121 178V177H122V176H121V175H122V173H121V167H122L125 163H129L130 161H131L130 164H131V165H134V164H132V163L135 162V161H132V160L134 159V160H137L135 163H138V164L136 165V167L134 166V169H135L136 171H135V173H134L135 176H134L133 178H135V177L139 174V171H140V170H142V172L140 171V174H142V173L144 172V169H147V170L149 169V164H148V163L145 164V168L142 166V163H143V165H144V162H145V160H146V159H144V158L149 156V155H147L149 151L147 152L145 149L148 148L147 150H149L148 142H149V141L151 142V140H149V139L152 138V137H151V138L147 139L148 137H146V139H147L146 141H148V142L144 141V143H142L144 138H143L142 140H141L140 138H141V134H142L143 132L140 130V131H141V132H140L141 134H139V130H138V131H137L138 133H137V132H136V133L134 132V135H136V136L131 135V137H132V136H133L134 138L137 137V138H135V139H138L137 134H139L140 138H139L138 141L135 140L134 138H132V139H134V140H132V139H130V137H129V139L131 140V142H134L133 144L130 145V144H128L130 140H129V141L127 140V141H128L127 145H129V147H128L127 145H126V146H127L129 149H133V147H134L133 145L135 144V146H138V147H134L133 150H135V149L137 148V150H136L135 152H139L138 149H139V150H140V149L143 150V152L140 151V152H141L140 154L142 155V153H143V155H144L145 157H143V155H142V156H141L142 158L140 157V158H138V159H139V160H140V159H143L144 161H143V160L139 161L137 158H135L136 155H134L135 152H134V154H133V152H132L133 150H130V152H129V150L127 151L128 154L131 153L130 155L126 154V150H127L128 148H127L126 146H124L125 143L123 144V140H122V139L125 140V138H124V135H125V134H124V133H125V132H124V131H125L124 128H125V126H126V124H125V122H124L125 120L123 119L124 117H123V115H122L120 112L118 113L119 115H118L117 113L115 114V112H118V110L115 111V109H118V107H119V105H120V103H121V101H122L121 98H122V96H123V93L121 92V90H120L119 88H117L118 94H117V93H114L113 90H116V89L111 87V84H112L113 81H115V80H120V79L122 78V74H120L121 72L119 71V68H117ZM214 72H215V74H212V73H214ZM239 72H241V73H239ZM196 73H194V74H196ZM194 74H193V76L190 75V76H191L190 79L195 78V77H194V76H195ZM225 74H227L228 76H226ZM77 75H78V76H77ZM197 75H198V74H196V76H197ZM199 75H200V73H199ZM218 75H219V76H218ZM221 75L225 76V77L222 76L223 78H227V77H229V75L232 76L234 79L231 78V77H229V79L231 78V81L236 79L235 82H232L234 85L231 83V81H228L229 79H228V80L226 79V81L229 83V85H230V83H231L232 87H230L228 84H226V83H227L226 81H225L226 83L223 82V83L225 84V85H224V84L222 83V80H223V79H222ZM183 76H184V75H183ZM215 76H216V78L219 77V78H221V79L216 81ZM47 77H49V78L51 77V78H50L51 80H50L49 78H48V79H49V80H48ZM117 77H118V78H117ZM192 77H193V78H192ZM235 77H236V78H235ZM243 77H245V78H243ZM108 78H112V79H108ZM211 78H212V79L214 78L215 80L213 81V80H211ZM219 78H218V79H219ZM79 79H80L81 82H79ZM106 79H107V80H106ZM248 79H249V78H248ZM248 79L246 78V80H248ZM105 80H106V82H105ZM112 80H113V81H112ZM224 80H225V79H224ZM237 80H238V81H237ZM50 81H51V82H50ZM107 81H108V82H107ZM111 81H112V82H111ZM203 81H204L205 83H203ZM212 81H213V82H212ZM220 81H221V82H220ZM236 81H237V82L240 81V82L237 83ZM47 82H48V84H45V83H47ZM170 82H171V81H170ZM246 82H247L248 84H244V83H246ZM246 82L244 81V83H243V85H242V86H244V88H245V85H250V84H249V83H250V79H249V82H248V81H246ZM80 83H81V84H80ZM83 83H84V84H83ZM166 83H167V82H166ZM207 83H208V85H207ZM214 83H215V84H214ZM218 83H219V84L222 83V84H220V86L223 85V88H219L220 86H218ZM15 84H16V85H15ZM169 84H170V86L168 87ZM172 84H173V85H172ZM174 84H175V85H174ZM213 84H214V85H213ZM85 85H86V87H85ZM166 85H165V83H164L163 86H166ZM226 85H227V86H226ZM35 86H38V87H35ZM171 86H172V87H171ZM224 86H226V87H225L226 89L224 88ZM228 86H229V87H228ZM242 86H241V87H242ZM34 87H35V88H34ZM41 88H40V89H41ZM108 88H109V89H108ZM111 88H112V90H111ZM154 88H155V87H154ZM154 88H152V89H153V90H156V88H155V89H154ZM197 88H198V89H197ZM227 88H228V89H227ZM249 88L251 89V85L248 86V89H247L248 92H247L246 88H245V89L242 88V89L245 90V92L248 94V93L250 92V91H249ZM84 89H85V90H84ZM118 89H119V90H118ZM28 90H30V91H28ZM251 90H252V89H251ZM105 91H106L107 94L105 93ZM109 91H110V92H109ZM112 91H113V92H112ZM156 91H157V90H156ZM179 91H180V90H179ZM216 91H217V92H216ZM0 92H1V91H0ZM26 92H30L29 95H28V93L25 95ZM88 92H89V93H88ZM103 92H104V94H103ZM169 92H172V93H169ZM182 92H183V91H182ZM211 92H212L213 94H215V95L211 94ZM3 93H4V92L0 93V94H2V95H0V98H1V99L6 98V100L9 101V100L11 99V96L6 95V94L4 93V96H5V97H4V96H3ZM31 93H32V94H31ZM85 93H86V94H85ZM92 93H93V94H92ZM112 93H114V94H112ZM195 93H196V92H195ZM246 93H245V96L247 95ZM251 93H252V94H251ZM79 94H81V95H79ZM84 94H85L86 96H82V95H84ZM95 94L98 95V96H97V97H98L97 99L95 98V97H96ZM108 94L113 95V96L116 95V96H114V97L117 98L118 100L115 99L114 97H111V96L108 95ZM119 94H120V95H119ZM107 95H108V96H107ZM194 95H196V94H194ZM211 95H213V96H211ZM249 95H250V96H249ZM251 95H252V96L254 95L253 91L250 92V94H248L249 97H251ZM2 96H3V97H2ZM6 96H7V97H6ZM25 96H26V98L29 97V99H26ZM99 96H100L101 98H103V99H104V96H105V98L108 97L107 99H109V97H110V100H111L110 102H112V100H113V98H114V100H113L114 102L112 103V106H110V105H111V103H110V105H109V107H108V109H107V110H108V112H107L108 115H106V119H104L105 121L102 120L104 124L101 123L102 121L99 122L100 124H98V126H100V125H101V126L97 128L96 124H97L98 122H97V120L95 121V118L97 119L98 114H100V113H98V112H101V109H99L100 106H101V105H100V100H101V98H100ZM168 96H169V97H168ZM180 96H181V98H180ZM210 96L213 97V98H215V99H214V102L211 101L212 98H211ZM220 96L224 97V93H223V95L221 94ZM248 96H246V97L248 98ZM8 97H9L10 99H9ZM82 97L85 98L86 101H84V100L82 101V100H81ZM178 97H179L180 99H179ZM18 98H19L21 101H19ZM30 98H31V99H30ZM58 98H59V99H58ZM60 98H62V99L65 101V103L62 104V101H63V100L60 99ZM87 98H88V99H87ZM111 98H112V99H111ZM210 98H211V99H210ZM251 98H252V97H251ZM251 98L247 99V101H248L249 104H251L252 100H253L255 97L253 96V99H251ZM71 99H73V100H71ZM90 99H91V100H90ZM94 99L96 100V102H95ZM98 99H100V100L98 101ZM182 99H183V100H182ZM185 99H187L186 101L189 100V101H188L189 103H188V102L186 103ZM191 99H193V100H191ZM250 99H251V102L249 101ZM6 100H5V103H6ZM27 100H29V101H27ZM31 100H32V101H31ZM59 100H62V101H59ZM79 100H80L81 102H80ZM87 100H88L89 103L87 102ZM92 100H93L95 103H97V104H95V103L92 104V103H93ZM115 100L117 101L118 104L115 102ZM209 100L211 101V102L207 103L209 106H207V105H202V104H205V103H206L207 101H209ZM212 100H213V99H212ZM50 101H51V103H50ZM52 101H53V102H52ZM54 101H55V102H54ZM64 101H63V102H64ZM75 101H76V103H77V102L80 103V104L82 103V108H83V109L86 108V109L84 110L85 112L83 111V109H77V110H75V109L71 108V106H70L71 102H75ZM91 101H92V102H91ZM176 101H175V102H176ZM178 101H177V102H178ZM190 101H193V102L195 101V104H196V102H197V103H200V102H201L202 104H201V103L199 104V105H200L199 108H197L198 105H195L194 103H193L192 105H187L188 107H186V104H191V103H192V102H190ZM19 102H20V103H19ZM26 102H27V103H26ZM57 102H58V104H57ZM60 102H61V103H60ZM175 102H173V103L176 105L177 103H175ZM183 102H184V103H183ZM5 103H4V104H5ZM46 103L49 104L50 107H49L48 105H46ZM59 103H60L61 105H60ZM84 103H85V104H84ZM114 103H116V104L113 105ZM143 103H144V102H143ZM143 103L140 105V108L143 107V106L145 105V104H143ZM216 103H215V104H216ZM22 104H23V106H22ZM25 104H26V105H25ZM64 104H65V105H64ZM83 104H84V105H83ZM91 104H92V105H91ZM217 104H218V103H217ZM217 104H216V105H217ZM252 104H253V103H252ZM16 105H15V106H16ZM51 105H52V106H51ZM59 105H60V106H59ZM93 105H94V106H93ZM98 105H100V106H98ZM201 105H202V106H201ZM212 105H213V106H212ZM26 106L29 107V109L26 108ZM57 106H58L59 108H56ZM61 106L65 107L66 110H64L63 107H61ZM92 106H93V107H92ZM181 106H180V107H181ZM206 106H207V107H206ZM214 106H215V107H214ZM2 107H3V109H2ZM17 107H15V108H17ZM21 107H22V108H21ZM67 107H68V108H67ZM84 107H85V108H84ZM95 107H97V111H96V108H95ZM98 107H99V108H98ZM110 107H111V108H110ZM112 107H113V108H112ZM115 107H116V108H115ZM177 107H178V105L176 106V113H178L179 110H180V112H181V110H184L183 108L180 109V107H178V108H177ZM203 107H204V108H203ZM51 108H52V109H51ZM93 108H94L95 111L92 110ZM114 108H115V109H114ZM186 108H187V109H186ZM195 108H196V109H195ZM201 108H202V109H201ZM205 108H206V109H205ZM211 108H212V110H213V108H214V110L212 111ZM31 109L34 110V108H32V107H31ZM177 109H179V110H177ZM209 109H207V110H209ZM225 109H226V107H225ZM86 110H87L88 112H87ZM109 110H111V111L109 112ZM112 110H114L115 112H113ZM195 110H196V111H195ZM204 110H205V111H204ZM220 110H221V109H219V112L221 113V114H219L220 118L215 117V119H216V120H215V119H212V118L209 117L210 119H206V121L210 120V123H211V122H214L213 120H215V121L217 122L218 119L221 120V119H223L224 116H226L225 119H224L225 122H226V119H227V117H228V116H227V113H226V110H224L225 113L223 112V110H222V111H220ZM23 111H24V112H23ZM41 111H42L43 113H42ZM72 111H73V113H71ZM76 111H77V112H76ZM93 111H94L95 113H94ZM177 111H178V112H177ZM216 111H218V110H216ZM67 112H68V113H67ZM75 112H76V113H75ZM80 112H83V115H84V116H81V113H80ZM96 112H97V113H96ZM105 112H106V111H105ZM111 112H112V114H114L113 116L110 115ZM187 112L185 113L186 116H184L185 114H184V115L182 114V113H184V111H182L180 114H177V116H176V113H175V112H172V114H169L168 117H170V118H172V115H173V116L175 115L174 118H173V120L170 119V120H172V121H171L172 123L170 122V120L168 119L167 116H166L167 118L165 119L166 121L163 120L164 117H162V118H161V119H162V123H160V120H161V119H159V121H157V122H159L162 126H155V125H159V123H155L154 126H152V128H151L150 131H151V132H156V131H157V132L159 133V132H161V131H160L161 129H162V131L164 132V130L166 131L168 128H170V129H168V130H170V132H173V131H171V128H172V126L175 127L174 122H178V121H180L181 119L184 120L185 117H187V115H188L189 117H190V114L193 115V114L191 113V111H189L190 113H188V114H187ZM219 112H218V113H219ZM222 112H223L225 115H224ZM5 113H6V114H5ZM24 113H25V114H24ZM93 113L96 114V117H95V118H94V114H93ZM173 113H175V114H173ZM207 113H208V112H207ZM207 113H206L205 117H206L207 115H209V114H207ZM211 113H210V114H211ZM7 114H8V115H7ZM12 114H13V115H12ZM40 114H41V116H40ZM75 114H76V116H77V119H76ZM85 114H86V115H85ZM181 114L183 115V117H182ZM250 114H254V112H253V113H250ZM255 114H256V112H255ZM255 114L253 115V118H254V116H255V119H253V118L251 117L252 115L250 116L251 119H252L253 121L251 120V122H250L249 125H243V126H241V125H242V124H241L239 127H240V128L242 127V131H244V132H245V131H246V132H247V131L250 132V131L252 130V128H251V130H250V129L248 130V128H250V126H251V127L253 126V133H254V135H256V134H255L256 131H254V130H255V128H257L256 130H257V132H258V134H259V136H260V134H262L261 131H262V128H263V127H262V124H261L260 122L256 121V120H258V119H256L257 116H256ZM1 115H2V116H1ZM10 115H12V116L15 115V116L13 117L14 121H15V120L17 121V117H19L18 119H19V120H22V121L20 122V121L18 120L17 122L15 121V122H16V123H15V122L12 121V119H11L12 116H10ZM29 115H30V114H29ZM67 115H68V117H67L68 120L66 119V116H67ZM88 115H89V116H88ZM90 115H91L92 117H90ZM115 115H117V116H115ZM170 115H171V116H170ZM211 115H212V114H211ZM211 115H209V116H211ZM5 116H6L7 118L9 117V118H10V121H9V118L7 119ZM72 116H73V119H72ZM85 116H88V117L86 118ZM107 116H108L109 119L107 118ZM109 116H111V118H112V117H113V118L111 119ZM119 116H120V117H119ZM178 116L180 117V119L178 118V121H175V120H177V117H178ZM215 116H217V115H215ZM222 116H223V117H222ZM80 117H81L82 119H84V120H83V123H84V124L86 123L85 125H84L83 123L78 122L79 120H81V119H79ZM89 117H90V118H89ZM114 117H115V120H114ZM117 117H119V119H118ZM212 117H214V116H212ZM4 118H5V120H4ZM15 118H16V119H15ZM43 118H44V117H43ZM45 118H46V117H45ZM207 118H208V116H207ZM87 119L90 120V122L87 121ZM92 119H93V120H92ZM117 119H118V121H121V123H120L119 125H121L122 127L116 125V123L118 122ZM167 119L169 120V122H167ZM187 119H188V117H187ZM107 120H108V121H107ZM112 120H113V121H112ZM219 120H218V122H219ZM254 120H255V121H254ZM66 121H67L68 124L66 123ZM68 121H69V122H68ZM72 121H73L74 123H73ZM110 121H112V122L110 123ZM114 121H115V122L117 121V122L115 123ZM222 121H223V120H221L220 122H222ZM229 121H230V120H229V118H228L227 123H228ZM12 122L15 123V124H12ZM18 122H19V123H18ZM81 122H82V121H81ZM96 122H97V123H96ZM106 122L109 123L108 126L105 125ZM208 122H209V121H208ZM218 122H217L216 128L213 127V128H214V132L216 131L215 133H217V132H218L217 130H220V129H221V131H222V129H223L225 132H224V131H222V132L219 131L220 133H219V132L217 133V135L219 134V136H218V138H216L217 135H216V134H215L216 136L214 135V133H213V129L210 127V128L212 129V132H211V131H208V132H209V134H210V132H211V135L206 134V133H205L206 135H205V134H204V135H205L206 137H207V136L211 137L212 139H210V141H213L214 139H217V140L220 139L221 141L218 140L219 143L222 142V143H220V144H223V143H225V142H223V140H226L225 138H227L228 136L234 134L233 136L237 135V136H236L237 138H236V137L233 138V137L231 136V139H234V140H235V141L233 140L232 143H233V142H236V143H237L238 138H239V137H238L239 135H238L237 133H236V134H235V133L231 134V133H232V132H238L237 129H238L239 127L235 126L236 124L234 125L233 122H230V124L228 123V124L230 125V127H231V123H233L232 126H233V125L235 126L234 129L232 128V129H233V131H232V129H231V130L228 129L229 127L226 125L227 123L225 124V122L223 121V122L221 123V125H222L223 123L226 125V127H227V129H228V130L226 131V130H225L226 127L224 128L225 125H224V126L222 125V127H223V128H222L221 125H220V123H218ZM252 122H253V125H251ZM254 122H255V123H254ZM256 122H258V123L256 124ZM20 123H21V124H20ZM22 123H23V124H22ZM69 123H70V124H69ZM87 123H88V125H87ZM91 123H92L93 126H89V124H91ZM95 123H96V124H95ZM114 123H115V124H114ZM118 123H119V122H118ZM165 123L168 125V127L165 126L166 129L164 128V124H165ZM180 123H181V121H180ZM210 123H209L208 125L211 126L212 123H211V124H210ZM8 124H6V125H8ZM48 124H50V125H49L50 127H48ZM64 124H65L66 126H68V127H70V125H71L70 131L72 130V131H74L75 133H77V136H76L75 133H74V137H76L79 141H80V138H79V137L82 138V136H83V138H84V139L82 138L80 142H78V140H76V141L78 142V143H77L78 147H75V146H74V148H73V147L67 148V149L69 150V153H68V150H67V149H62V150H61L62 152H61L60 149H59V147H57V148L54 147V146L52 147V144H53V141H52V140L54 139V135H55L54 131L57 130V128H58V129H59V128H61V129L63 128L64 130H66V131L63 132V129H62V132L65 133V134L70 133L69 130H68V132H67V129H69V128L66 127V126H64ZM74 124H75L76 126H75ZM79 124H80V125L82 124V125L78 127ZM111 124H113V126H112ZM166 124H165V125H166ZM178 124H179V123H178ZM213 124H216V123L214 122ZM4 125H5V123H4ZM6 125H5V126H6ZM73 125H74V126H73ZM83 125H84V126H83ZM86 125H87V126H86ZM114 125H115L116 127H114ZM169 125H170V127H169ZM176 125H177V123H176ZM218 125H219V126H218ZM255 125H258V126L256 127ZM12 126H14V129H12V128H13ZM25 126H26V128H25ZM45 126H46V127H45ZM56 126H57V127H56ZM102 126H103V127H102ZM111 126H112V128H113V127L115 128V129L113 128L114 130H116V128H118V127L121 128V129H120L121 132H119V131H120L119 128H118V131H117V132H114L113 129H110ZM178 126H179V125H178ZM178 126H176V128H177ZM212 126H213V125H212ZM244 126H245V127H244ZM254 126H255V127H254ZM44 127H45V128H44ZM54 127H56V128L54 129ZM73 127H75L76 129L73 128ZM80 127H81V128H80ZM82 127H86V128L84 129V128H82ZM87 127H91V128H88V129H89V130H88ZM94 127H95V131H96V132H92V131H93L92 129H94ZM101 127H102V128H101ZM105 127H106V128H105ZM107 127H108V131H109V132L106 131L107 133H111L110 130H112V133H111V134L114 135V136H117V134L119 135V133H120L119 138H118V136H117V138L115 137L116 142H117L119 139H120V142H119V141H118L117 143L112 142V144H111L110 142H108V141H106V140H105V141H106V142H105L104 139H103V140L101 139V141L103 142V145H102V143H101V141H100L99 139L102 137L101 132H102V133H106L105 130H107ZM153 127H154L155 129H154ZM160 127H161V129L159 130ZM190 127H191V126H190ZM192 127H194V126H192ZM220 127H221V128H220ZM40 128H41V129H40ZM42 128H43V129H42ZM72 128H73V129H72ZM78 128H80V131L78 130ZM176 128H172V129L174 130V129H176ZM218 128H219V129H218ZM235 128H237V129L235 130ZM244 128H245V129H244ZM260 128H261V130H260ZM29 129H30V130H29ZM37 129H39V131H37ZM61 129H60V130H61ZM81 129H82L83 131H81ZM86 129H87L89 132H88ZM90 129H91L92 131H90ZM98 129H99V130H98ZM101 129H103L104 131H103V130L100 131ZM152 129H154V130L152 131ZM156 129H157V130H156ZM192 129L195 130V131H194L195 133L198 131L196 127H195V129H194V128H192ZM192 129L189 128L190 131H191ZM215 129H216V130H215ZM16 130H17V129H16ZM16 130H15V131H16ZM26 130H27V131H26ZM46 130H47V131H46ZM48 130H49V131H48ZM158 130H159V131H158ZM168 130H167V131H168ZM189 130H188V131H189ZM229 130H230V132H231V131H232V132L230 133ZM234 130H235V131H234ZM238 130H239V129H238ZM4 131H5V132H4ZM19 131H20V130H19ZM35 131H36V133H35ZM72 131H71V132H72ZM144 131H146V130H144ZM150 131H148V132L146 131L147 134H145L146 132H144L143 134L146 135V136H148ZM188 131H187V135H188V133L190 132V131H189V132H188ZM239 131L241 132V129H240ZM42 132H43V134H42ZM45 132H48V133H45ZM49 132H50V133H49ZM78 132H79L80 134L82 133V136L79 135ZM85 132H86V133H85ZM90 132H92V133L89 134ZM157 132H156V133H157ZM194 132H193V133H194ZM199 132H200V131H198V134L196 133V134L198 135V136L196 135L197 137L195 136V133H194V134L189 133V137L186 136V138H187L186 140L188 141V138H189V139L194 138V139L189 140V142H190V141L193 142L192 140H195V139H196V141H194V142L197 143V142L199 141V142L197 143V145L200 146L201 149H202L203 147L206 148L207 146H202L203 144H202V145L200 144V140H201V139L199 140V137H201L202 139H203V137H202V135H201V132H200V135H199ZM208 132H207V133H208ZM227 132H228V136L225 137V134H224V135H221V133L223 134V133H227ZM240 132H238V133H240ZM248 132H247V133H248ZM251 132H252V131H251ZM251 132H250V133H251ZM3 133H5V134L3 135ZM32 133H33V134H32ZM38 133H39V135H38ZM72 133H73V132H72ZM72 133H71V138L73 137V134H72ZM93 133H96V134H97V136H95V137H94L95 134L93 135V138H95V141H96V142L94 141V139L91 138V136H92ZM116 133H117V134H116ZM158 133H157V134H158ZM229 133H230V135H229ZM28 134H29V135H28ZM46 134H47V135H46ZM48 134H49V136H48ZM143 134H142V136L145 137ZM167 134H169V135L166 136V133H165L164 135H165L167 138H168V136H169L168 139H169V140H170V139L172 140V138H170V137H171L170 134H173V133H167ZM191 134H192L194 137H192ZM241 134H242V132H241ZM241 134H240V136H241ZM258 134H257V135H258ZM45 135H46L47 137H49L50 139L47 138V137H45ZM67 135H68V134H67ZM69 135H70V134H69ZM69 135H68V137H70ZM78 135H79V136H78ZM87 135H88V137H87ZM89 135H90V137H89ZM98 135H99L100 138L98 137ZM190 135H191V138H190ZM204 135H203V136H204ZM212 135H214V136H212ZM242 135H243V134H242ZM8 136H10V135H8ZM85 136H86V137H85ZM152 136H153V135H152ZM165 136H164V138H163V136H159V137H157V138H161V137H162V138L164 139V141H165V140H166V139H165ZM63 137H64V136H63ZM74 137H73V138H74ZM97 137H98L99 139H98ZM153 137L156 139L155 136H153ZM172 137H175V139L173 138V141H174V140L176 141V139L178 138V136H177V138H176V135H175V136L172 135ZM206 137H205V138H206ZM209 137H208V143H209V144H208L207 142H206V143L208 144V146H209L210 148L207 147L206 149H211V148H213V149H211V151H212V150L215 151L214 153H212L211 151H208V150H206V149L204 148L205 150H204V149L201 150L202 154L199 153L200 150H196V151H199V152L197 153V152L195 151L196 154H194L195 152H193V151H191V150H193V149L195 150V147H194V146H196L195 143H194V142L192 143L193 146H191L192 144H190V146L188 145V146H189V147H188V150H189L188 152L190 153V155L193 153V159H194V160H193V159H188V160L191 161L190 163H192V164H189V166H190V165H194V164H196V166H197V167H196V166L194 165V166H191L190 168H193V167L195 168V167H196V170L200 169V170H202L203 172L205 171L206 174L203 173L202 171L198 170L200 173L197 171L198 173L196 172V174H194V175H196V176L194 177V176H192V175H193V173H194L196 170L193 168L195 171L192 169L194 172H193V173H190V175H191V174H192V175H191V176H188V178L190 177L189 179L187 178V180H186V179H184V178H186V177H183V178L181 177L182 179L185 180V182H188V180H189V184L187 183L188 186H187L186 183H185V185H186L187 187H186L185 185H184V186H181V187H183V188H181L182 191L180 190V192H182V193L185 194V197H183V198H187L186 196H189V195H190L189 197H192V196H193V198H192L193 201L190 200V202L192 201V203H191V207L189 208V210H188L187 212H185L186 214H184V212H183V214H182V212H181V211L177 208V206L175 205L176 202H177V198L175 199L176 201L173 200V198L177 197V196L175 195L176 191H174L175 193H173V188H174V187L177 188L176 190H179V189H180L179 186H178L179 188L176 187L177 184H174V182H175V183H178L180 179H179V178L176 179L175 176H172L171 178L168 177V174H169V176H170V175H173V174H172V169H174V168H170V169H169V167H170V166H173V165H174L173 167H175V165H176L175 161L179 162V161H180V158L182 157V156H181V153H179L180 151H178L179 149L177 150L176 148H174V147L180 145V139H177L178 142H179V144H176V143H178V142H175V141L173 142V141H171V140H170L171 142L169 141V143H170V144H169V143H168V139H167V141H165V142H167L168 144H167V143H164V145L166 144L168 147H169V146H174V145H176V146L173 147V150L176 149L177 152H178L177 154H179L178 156L176 155V157H177V159H178L179 161H178L177 159L175 160V158H174V159H173L174 161L172 160V162H174L173 165H172V162H171L170 160L172 159L171 157L174 156L176 153H175L173 150H171L172 147H171V148L169 147L170 149L167 148V147H165V148H167L166 150H169V151H168L169 153H171V152L173 151V152L171 153V155L168 154V152L164 151V154L166 153V156H167V157L170 155V157H168V158L165 156V157L167 158V163H168L169 161H170L171 163L169 162L170 164L168 163L169 165H167V163L164 162L163 164L166 163V164H165V165H166V168H164L165 165H164V166L162 165V166H163L162 168H164V169H168V171L171 170L170 173H169L168 171H167L168 174L166 173V174H167V177L171 179V180H170L171 182L168 181L166 175H164V177H163V176H161V177L163 178V182H164V183H165V181H166V185H168V184L170 183L169 186L173 187V188H172V191H171V187H170V190H168L169 192L171 191V192L169 193V200H170L171 196H173V198H171V199L174 201L175 204L172 203L173 201L171 202V201H169V200L167 199L168 202H171V203H169L171 206H172V204H174V205H173V206H174V209H173V211H172V210H171L172 207H171V206L169 207L168 202H167V207H166V208L169 207L168 209H170V210L166 212L165 218H166V219H169V218H170V219H169V220L164 219V223H165L164 226H166L167 223H170V222H172V221H173L172 223H174V222L176 223V222H177L176 219H177L178 217L180 218V217L182 216L183 219L186 217L185 221L181 218V219H182V222H183L184 224H182V222L180 223V219H179V218H178V219H179L178 222H179L180 224H178V223L176 224L177 226H178V225L182 226L181 228H178V229L180 230L179 234H182V235H181V239H180L179 234H177L179 230H177L176 225L174 226V224H172V223L168 224V225H171V224H172L171 226H166V227H164L165 229L163 228V229L165 230L163 233H162L163 230H161V233H162L165 237L161 236V233H159V237H158V239H160V237H161L162 241L159 240V242H162L161 244H163V243H164L163 241H165L163 238H166V235H168L166 241H167V243H168V242H169V243H168V244H167V243H164V244L167 245V246H169L170 241L172 240V242H171L172 244H170V246H172V247H174V248H172V247H170V246H169V247L172 249V251H173V249L176 250V251H174L175 254H174V252H172V257L176 256V257L173 258V259H176V260H173V261H175V262H174L175 264H177L176 262L178 261V259H180L181 262L184 260V262H182L183 264H185V263H187V262H189V263H187V264H190V261H193V263H194L195 257L197 258V256L194 254V252L191 251V250H192L191 247H190V250L188 249V248H189V247H188V244H189V246H191V244L189 243V236H193V234H194V227H195V225L197 224V222H198V224H199V222H200L201 229L204 230V232L200 231V232H202V233H200V235H199V240L202 242L203 245H204V244L207 245L208 243H207V244H206V243H203V241H204L203 239H204V238H205V242H206V241L209 242V241H210L209 239H211V241H213V239H215V242L213 241V242L211 243V241H210L209 244H208V246H210V247L212 246L213 248L216 247L215 249H217V243H216V240H217L216 235H217V234H215L214 231L212 230V226H211L212 223L209 224V222H210L209 220H212L213 216L216 214V213L214 212V210L216 211V208H215V204H211V207L213 208L212 205H214V208H215V209H212V208L209 206L210 203L208 204L207 201H205L206 196L208 197V192H207L208 189H207V191H206V187H207V184H206L207 182H206V181H208V179H205L206 181L204 182V181H203L204 179H202V177H204L205 175H208V177L206 176V178H209V177H210L209 174H207V173H209L208 171H209V169H211V168H209V167L212 166V163H213V162H211L212 159H214V160H213V161H214L213 166H215V168H216V165H217V167H218V166L221 167V166H223V165L225 164V166H224L225 168L222 167L224 171H225L227 168L229 169V167H227V166H229V165H228V161H229V159H227L228 155H227V157H223V155H221V154H223V152H221V153L216 152V151H217L216 149H217V147L219 146V145L217 144L218 141L215 140L216 142L214 141V143H213V142H209ZM224 137H225V138H224ZM256 137H257V136H256ZM45 138H47V139H45ZM76 138H74V139H76ZM88 138H90V139H88ZM96 138H97L98 140H96ZM154 138H153L152 142L155 140ZM162 138H161V140H162ZM179 138H180V137H179ZM213 138H214V139H213ZM223 138H224V139H223ZM228 138H230V137H228ZM48 139H49V141H48ZM85 139H86V140H85ZM236 139H237V140H236ZM239 139H241L242 141L239 140L238 143H239V142H242L241 144L244 145V144H245V142H243L244 140H243L241 137H240ZM82 140H83V141H82ZM88 140H89V141L92 140L91 142H89V144L91 143L90 145L87 143ZM115 140H114V141H115ZM140 140H141V141H140ZM204 140H207V138L204 139ZM46 141H48L49 144H47ZM84 141H85L87 144H86ZM93 141H94V142H93ZM99 141H100V144H101L102 146L105 147V148L102 147V149L104 150V152L106 151V153H107V152L109 151L108 153H109L110 155H109L108 157H107L108 154L105 153L106 156L104 155V153L102 152V151H103L102 149H101V153H100L101 145H100V144L98 145V143H97V142H99ZM136 141H137L138 144L135 143ZM164 141H162V142H164ZM1 142H2V145H1ZM9 142H11V143H9ZM32 142H33V143H32ZM39 142H41V144H44V145H41V144L39 145ZM107 142H108V143H107ZM140 142H141L142 144H141ZM145 142H146V148L144 147L145 149H143V146H144ZM35 143H37V144H36L37 146H35ZM80 143L83 145L82 149L84 148L83 150H85V151L87 150L86 152H83V153L81 152V151H83V150L81 149V147L79 148V146H81ZM92 143L95 144V147H94V145H93ZM96 143H97V144H96ZM105 143L108 145V147H109L110 144H111V148H112V150H111L110 147L108 148V147L106 146ZM113 143H114L115 146L113 145ZM139 143H140V145H142V148H139V147H140V146H139ZM171 143H173V144L175 143V144H174V145H171ZM211 143H213V145L216 143V144H217V147L215 146L216 144L213 146ZM238 143L236 144V147H237ZM10 144H13V145L15 144V145H16V146L14 145L15 148L13 147V145L10 146ZM118 144L120 145L119 147L122 146V147L120 148L121 150L119 151V147H118L117 152H113V151L116 150L115 148L118 146ZM149 144H150V143H149ZM199 144H200V145H199ZM210 144H211L213 147H211ZM233 144L235 145V143H233ZM29 145H30V146H29ZM32 145H33V146H32ZM87 145H88V148H87ZM92 145H93V146H92ZM116 145H117V146H116ZM166 145H165V146H166ZM204 145H206V144H205V141H204ZM224 145H225V144H224ZM224 145H221V146L224 147ZM239 145H240V144H239ZM239 145H238V146H239ZM243 145L241 146V148L239 147V148H240V151H239V148H237V150H236L235 148H234V149H235L238 153H244V149L246 150L247 147L244 145V146L246 147V148H245V147H243ZM8 146L11 147V148H9ZM17 146H19V147L21 146V148H20L21 151H22V152L20 151L21 153H18L19 150H20L19 147H18V149H17L18 151L16 150V147H17ZM40 146H42V147H40ZM85 146H86V147H85ZM91 146H92L93 148H95V150H96L97 148H98L99 150L97 149V150L95 151V150L92 149ZM96 146H97V147H96ZM98 146H100V147H98ZM112 146L115 147V148H113ZM131 146H132V148H130ZM147 146H148V147H147ZM198 146H196V148H197ZM201 146H202V147H201ZM221 146H219V147H221ZM23 147H24V149H22ZM44 147H45L47 150H46ZM90 147H91V148H90ZM192 147H193V149H191ZM214 147H215L216 149H214ZM2 148H3V150H2ZM13 148H14V149H13ZM27 148H30V149H29V152H27V151H28ZM31 148H32V149H31ZM41 148H42V149H41ZM77 148H78V150H77ZM126 148H127V149H126ZM177 148H178V147H177ZM189 148H190V149H189ZM198 148H199V147H198ZM200 148H199V149H200ZM243 148H244V149H243ZM8 149H9V150H8ZM43 149H44V150H43ZM56 149H57V151H58V153H57L58 155H56V152H57ZM70 149H71V150L73 149V150H72L73 152H72ZM79 149H80V150H79ZM109 149H110V150H109ZM242 149H243V152H241ZM12 150H13V152H12L13 154H15V155L19 154V155H17V156L22 157V158H24V157L26 156L27 158L22 159V158H19V157H16V156H15L16 158H14L13 154L11 155V158H10L9 154L11 153ZM23 150H24V151H23ZM30 150H31V152H30ZM32 150H33V151H32ZM40 150H41V151H40ZM42 150H43V151H46L45 153H47V154H44V152H43ZM63 150H65V151L67 150V152H64ZM74 150H76V151H75L76 153L74 152ZM92 150H93V151H92ZM144 150H145V152H147V154L144 152ZM163 150H165V149H163ZM176 150H175V151H176ZM4 151H5V152H4ZM9 151H10V152H9ZM14 151H17V153H16V152L14 153ZM25 151H26L27 153H26ZM37 151H38V152H37ZM51 151H52V152H51ZM79 151H80L82 154H81ZM124 151H125V154H123ZM170 151H171V152H170ZM190 151H191L192 153H191ZM203 151H204V152L206 151V155H207V153H208V155H210V156H213V155L215 156L214 158L209 156V158H211V161H210L211 163L208 162L209 159H205V160L207 161V162H206V161L204 160L205 163H204L203 160H200V161H199V160H196L197 158L200 159V158H201V155L204 157V155H203L204 152H203ZM223 151H224V153H225V150H223ZM246 151H247V150H246ZM246 151H245V154L242 155V157H240V154H239V160H241V158H243V157H244L245 159H247ZM23 152H24V154H23ZM34 152H35L36 157H35V155H34ZM40 152H43V154H42V153L40 154ZM60 152H61V153L64 152L62 156H61V153H60ZM87 152H88V153H87ZM93 152H96V153L98 152V154H96V155H99V154H100L99 157H102V156L104 155V157H106V158H103V157H102V158H98V157L96 156V160H95V156H92V153H93ZM110 152H112V153H110ZM118 152H119V153H118ZM210 152H211V153H210ZM29 153H30V155H29ZM72 153H74L75 155L72 154ZM144 153H145V154H144ZM173 153H174V155H173ZM215 153H217V154L219 155V157H217L218 155H217V154L215 155ZM22 154H23V155H22ZM26 154H27L28 156H27ZM31 154H33V155L31 156ZM65 154H66V155H70V154H71V155L67 157ZM80 154L83 155V157H81ZM86 154H88V155H87L88 157L86 156ZM138 154H139V153H138ZM140 154L138 155V157L140 156ZM198 154H199V155H198ZM226 154H228V153H225L224 156H226ZM45 155H46V156H45ZM54 155L56 156V157H54L55 159L52 157V156H54ZM72 155H73V157L75 156V157H74V160H73ZM101 155H102V156H101ZM123 155H126V156L128 155V157L125 158V157H123ZM132 155H134V157H133ZM188 155H189V154H188ZM190 155H189V156H190ZM196 155H198V157H197ZM206 155H205L204 158H207ZM208 155H207V156H208ZM12 156H13V158H12ZM29 156L31 157L32 160H31L30 158H28ZM33 156H34L37 160H36V159L34 160V157H33ZM42 156L45 157V158H43ZM60 156H61V157H60ZM63 156L66 157V158L64 157V158H65L64 160L62 159ZM113 156H114V157H113ZM131 156H132V158H131L132 160L129 159V162H128V161L125 162V161L128 160V158H130ZM180 156H181V157H180ZM194 156H196L197 158H196V157L194 158ZM220 156H221V157H220ZM245 156H246V157H245ZM39 157H41V158L39 159ZM50 157H51V158H50ZM80 157H81L82 159H81ZM84 157H85L86 161H85V159H83ZM174 157H175V156H174ZM190 157H192V155H191ZM190 157H189V158H190ZM199 157H200V158H199ZM203 157H202L201 159H204ZM18 158H19L20 160H23L24 163H26V164L29 162L28 165H27V167L25 166L26 164H24V166H23V164H21L22 161H20ZM52 158H53V159H52ZM56 158H59L60 163H63V161H67V162H64V163H66V164H68V161L71 163L70 165L68 164L69 167H66V166H68V165L64 166L65 164H63V165L61 164V166L68 168V169H67V172H68V171L70 172V169H71L70 167H71L72 165H75L74 167H76V169L72 166V168H73L74 170L71 169V172H72V173H70L71 176H69L70 178L73 177V178H71L72 180L69 179V177L67 178V176H68V175L66 174L67 172H65V173L62 172V171H64V170L62 169V167L60 166V164H58L59 161H55V160H57ZM67 158H68V159H67ZM89 158H90L91 160H89ZM97 158H98L99 160H98ZM170 158H171V159H170ZM222 158H223L224 160H226L227 165H226L225 162L223 163L224 160H223ZM225 158H226V159H225ZM13 159H15V161H11V160H13ZM29 159H30V161H31L32 163H33V162L35 163V161H38V160H39L40 162H37V164H34V163H33V164H34V165H33V164H31V162L29 161ZM60 159H61V160H60ZM75 159H76L77 161H76ZM80 159H81V160H80ZM87 159H88V160H87ZM125 159H126V160H125ZM248 159H249V160H248ZM248 159H247L248 162H246V160H245V162H246V164H247V163L249 164V167H250V165H251V167H250L251 171H253L254 169H255V171H257V170L259 171V169H257V166H258V165H255L256 163H255L254 161H253V164H252V162H251L252 160H251L250 158H248ZM17 160H19V161H17ZM27 160H28V161H27ZM42 160H43L44 162H43ZM51 160H52V161H51ZM53 160H54V162H53ZM72 160H73V161H72ZM82 160H83V161H82ZM124 160H125V161H124ZM148 160H149V158H148ZM148 160H146V162H148ZM165 160H166V159H165ZM168 160H169V161H168ZM195 160H196V161H195ZM242 160H243V159H242ZM250 160H251V161H250ZM4 161H5V163H7L6 161H8V163L5 164ZM74 161H75V164L73 163ZM91 161H93V163H92ZM98 161H99V162H98ZM123 161H124V163H123V165L121 166V164H122ZM138 161H139L140 163H139ZM142 161H143V162H142ZM194 161H195V162H198V163H195ZM202 161H203V162H202ZM249 161H250L251 163H249ZM11 162H13V163L15 162L16 164H15V163L12 164ZM17 162H18V164H19L18 166H20V167L17 166ZM46 162H47V163H46ZM51 162L54 163V166H57V164H58V166L56 167V169L59 170L58 172L56 171V169H55V167H54L53 165H51V164L49 165V164H48V163H51ZM55 162H58V163L55 164ZM76 162H77V163H76ZM82 162H84V163H85V162H86V163H87V162H88V163L91 162V163H90V165H89L88 163H87V165H86V164H84V163H82ZM103 162H104L105 164H104ZM107 162H109V163H108L109 165L107 164ZM149 162H150V160H149ZM193 162H194V164H193ZM240 162H241V161H240ZM242 162H243V163H242ZM242 162H241V164L245 167V168H244L245 170H244V169H243V170H244L245 173H246L247 179H249L250 177L252 178V179H249L250 182L252 181L250 184H252V183L254 182V180L256 179L255 182H256V181L260 182V183H258V182H257V183L261 186V183H264V180H262V179H264V177L262 176V174H260V175H261L260 177H262V178H260V177L258 178L259 175H258V174H257L258 176L254 175L255 173L251 172V171L248 169V168H249V167L247 166L248 164H247V165H244L245 162H244V161H242ZM22 163H23V162H22ZM39 163L42 165V167L39 166V165H40ZM80 163H82V164H84V165H86V166L83 168V167H82L83 165L80 164ZM188 163H189V162H188ZM201 163H202V165H200ZM203 163L208 165V166L205 165L206 167H208V169H207V168H204L205 166L203 165ZM10 164H11V165H10ZM94 164H95V165H94ZM98 164H99V165H98ZM140 164H141V166H140ZM147 164H148V165H147ZM197 164H199L200 168H199V166H198ZM215 164H216V165H215ZM6 165H8V168H6ZM13 165H14V167H13ZM15 165L17 166V168H15ZM29 165H31V167H30ZM77 165H78V166H77ZM81 165H82V166H81ZM88 165H89V167H87ZM104 165H105V166H104ZM252 165H253V166H252ZM254 165H255L256 168L254 167ZM22 166L25 167L26 170L21 169V168H23ZM28 166H29V167H28ZM33 166H34V167H33ZM44 166H45V167H44ZM93 166H94V168H93ZM102 166H103V167H102ZM108 166H110V167H108ZM137 166H139V167H143V169H140V168H138ZM146 166H147L148 168H146ZM168 166H169V167H168ZM213 166H212V169H213ZM11 167H12V168H11ZM37 167H41V168H40V169H39V168L37 169ZM48 167H49V168H48ZM51 167H52L53 170L55 169L54 172H55V171L57 172V173H55V174H56L55 176H57V174H58V176L56 177V178H57V179H56V183H54V185L51 184V185H50L51 187H50V186H49V183H48V178L51 176L50 174L53 172V170H51ZM59 167H60V168H59ZM101 167H102V168L105 167V168L102 169ZM116 167H117V168H116ZM118 167H120V168L118 169ZM202 167H203V168H202ZM220 167H219V168H220ZM247 167H248V168H247ZM252 167H254V169H253ZM2 168H3V169H2ZM4 168H6V169H4ZM42 168H43V170H42ZM45 168H46V169H45ZM58 168H59V169H58ZM69 168H70V169H69ZM86 168H88L89 170L87 169V170H88V171H87ZM136 168H137V169H136ZM201 168H202V169H201ZM222 168H221V172H222ZM246 168H247V169H246ZM258 168H259V167H258ZM13 169H14V170H13ZM15 169H16L17 171H16ZM31 169L34 171V173H31V171H32ZM60 169H61V170H60ZM81 169H85L86 171H83V170H81ZM108 169H106V171H107ZM117 169H118V170H117ZM139 169H140V170H139ZM203 169H204V170H203ZM217 169H218V168H217ZM217 169H216V170H217ZM228 169H227V170H228ZM2 170H3V171H2ZM6 170H7V173L5 174L4 171L6 172ZM8 170H9V172H8ZM20 170H21V171H22V170L25 171V172H24L25 176H24L23 172H21ZM37 170L42 171V172H40V173L38 172L39 175L41 174V176H42L41 178L39 177V175H37V174H38V173H37ZM49 170H50V172H51V171H52V172L49 173ZM77 170H78V171H77ZM103 170H104V171H103ZM119 170H120V171H119ZM138 170H139V171H138ZM147 170H145V171H147ZM192 170H191V171H192ZM207 170H208V171H207ZM12 171H13L14 174H12ZM14 171H16V173H15ZM26 171L29 172V173H31V174H33V175H35V176H34L35 178L33 179V178H32L33 176H32L31 174H29V173L26 174ZM74 171H75V172H74ZM79 171H80V173H77V172H79ZM90 171H91V172H90ZM93 171H94V172H93ZM217 171L220 172V169H218ZM217 171H216V172H217ZM224 171H223L222 173H225V172H226L227 175L229 174V171H228V172H227V171L224 172ZM247 171H249V172L247 173ZM255 171H254V172H255ZM260 171H261V170H260ZM17 172H18V173H17ZM19 172L22 173L23 175H21ZM35 172H36L37 174H35ZM54 172H53V173H54ZM61 172H62V175H63L62 177H63V178H62L61 175H60ZM69 172H68V174H69ZM82 172H84V174H83ZM85 172H86V173H85ZM87 172H88V173H87ZM97 172L99 173L97 176H100L101 178H102V176H103V178H104L103 180H102L100 177H98L99 179L96 178V177H97V176H96V173H97ZM113 172H115V173H113ZM136 172H138V174H137ZM211 172H212V171H211ZM211 172H210V173H211ZM219 172H218V173H219ZM221 172H220L219 174H221ZM250 172L253 173V174H251ZM3 173H4L5 175H4ZM43 173H45V174H44L45 176L43 175ZM53 173H52V174H53ZM59 173H60V174H59ZM74 173H76V174H74ZM145 173H147V174H145ZM202 173H203L204 175H203ZM226 173H225V174H226ZM260 173H262V172H260ZM18 174H20V175L18 176ZM64 174H65V176L67 175L66 178L64 177ZM72 174H73V176H72ZM82 174H83V175H82ZM85 174H86V175H85ZM89 174H90V175H89ZM143 174H145V175L147 176V175H148V171H147V172H144ZM201 174H202L203 176H202ZM225 174H221V175L223 176V175H225ZM248 174H250L251 176L248 177ZM3 175H4V176H3ZM14 175H15L16 177H15ZM26 175H27V176H28V175H31V177L28 176L27 178H23V177H26ZM36 175H37V177H36ZM49 175H50V176H49ZM92 175H94V176H92ZM200 175L202 176L201 179H200ZM210 175H211V174H210ZM5 176H6L7 178H6ZM10 176H11V177H10ZM13 176H14V177H13ZM21 176H22V177H21ZM43 176H44V177H43ZM91 176H92V178H89L88 181L90 180V182H91V181L93 180V182H92V187L95 188V189H93V190H94V191L96 190L95 192H96L97 195H98V194L101 195V196L98 195L99 197L97 196V197H96L97 199H95V197H94V196H95V192L91 189L92 187H91L90 182H87V180H86L88 177H91ZM95 176H96V177H95ZM113 176H114V177H113ZM143 176H144V175H143ZM146 176L143 177V179H144V180H143V179L141 178V175H138L136 178H137V179H140V180H137L136 178H135L134 180H135V182L137 181L138 183H139V181H142V180H143L144 183H145V181H146V183L149 184V183H148L149 181L146 179L148 176H147V177H146ZM229 176H230V175H229ZM253 176H255V177H253ZM3 177H4V178H3ZM17 177H19V178L21 177L22 179H18ZM38 177H39L40 179H38ZM58 177H59V178L61 177L60 179L63 180V181L61 180L62 183H61V181H60V179H59ZM83 177H84V179H83ZM138 177H139V178H138ZM165 177H166V178H165ZM191 177H192V178H191ZM193 177L196 179V181H194L195 179H193ZM227 177H228V176H225V177H220V176H218V179H217V185L220 184V183H221V184L223 183L222 185L220 184V185H221L220 188L222 189V186L224 185L223 188H225V190H229V191L231 192L232 189H230L228 185H227V187H226L225 184H224V182L227 184L230 180H232L231 177H229L230 179L225 180ZM5 178H6V179H5ZM15 178H16V179H15ZM28 178H29V180H28ZM30 178H32V180H31ZM42 178H43L44 180H43ZM64 178H65V179H64ZM80 178H81V179H80ZM85 178H86V179H85ZM173 178H174V179H173ZM204 178H205V177H204ZM219 178H222L223 180H222V179H219ZM24 179H25V180H24ZM37 179H38V180L40 181V183H42V184H39V182H38ZM58 179H59L60 182L58 181ZM67 179H68V180H67ZM82 179H83V181H82ZM91 179H92V180H91ZM95 179H97V181H98L97 183H98L99 185L96 183ZM141 179H142V180H141ZM165 179H167V180H165ZM175 179H176V181H174ZM182 179L180 180V183H181V182L184 183V180H182ZM191 179H193L192 182H191ZM253 179H254V180H253ZM259 179H260V180H259ZM15 180H17V181L15 182ZM23 180H24V182H27V183L22 182ZM27 180L29 181V183H28ZM41 180H42V182H41ZM78 180H80L81 182L78 181ZM117 180H119V185L115 186V187H117V189H114V191H116V192H117V190L119 191V192H117V193H118V195H119V194L121 195V196H120V199H121V200H120L119 198H117L118 195H117L116 192H114V193L116 194V199H117L116 202L119 203L118 205H120L121 203H122L121 205H123L124 202H126V201H125V199H124V197H123L124 202H122V198H121V197L123 196L122 194L124 193V191L122 192V190H125L127 187L129 188V185H128V184H131V185H132V183H131V182L128 183V182H129V181H128V182H127L128 184H127V183L125 182L128 186H126V184L123 183V187H124V189H123V187H121V184H122V182L124 181V179H122L123 181L120 180V179H115V181H114V179H113V181H112V180H109L110 182L108 181V183H109V185H110L111 187H113V185H116V184L118 183ZM164 180H165V181H164ZM172 180H173V181H172ZM221 180H222L223 182H222ZM249 180H248V181H249ZM4 181H2V182H4ZM18 181H19V182L21 181L22 184H20ZM30 181H31V182L33 181L32 183L35 182V183H34L35 185H36V182H37V186H35V188H36V187H38V188H36V189L34 188V189L36 190V192L39 190L38 195H40V196L36 195L37 193L35 192L34 189H32V191L24 190V189H27V186H28L27 184H29V186H30V184L33 185L32 183H30ZM70 181H71V182H70ZM84 181L87 182V185H88V183L90 184V186L88 185L87 187L93 191V192H91V197L89 196L90 193H89V194L87 193V192H88V191H87L88 188L86 187V185H85L86 182H84ZM121 181H122V182H121ZM177 181H178V182H177ZM201 181H202V183L204 182V183H203V184H204V185H203L204 187H201L202 184L199 183V182H201ZM220 181H221V182H220ZM262 181H263V182H262ZM17 182H18V183H17ZM58 182H59V183H58ZM69 182H70V183H69ZM77 182H80V183L78 184ZM82 182H83V183H82ZM94 182H95V183H94ZM105 182H106V180H105ZM112 182H113L114 184H112ZM115 182H116V184H115ZM167 182H168V184H167ZM172 182H173L174 186H173ZM63 183H64V184H63ZM73 183H74V184H73ZM76 183H77L78 185H77ZM81 183H82L83 185H85V186H82ZM84 183H85V184H84ZM93 183L95 184V186H93V185H94ZM108 183H107V185H108ZM141 183H142V182L139 183L140 186H141V187H140V188H141L140 191L142 190V185L144 184V183H143V184H141ZM146 183H145V185H143V187L146 186V187H144L145 190L147 191V189L149 188L148 190L150 191V187H149V186H151V183H150L149 186H147ZM180 183H179L178 185H181ZM192 183L194 184L193 189H191V191H193V194L190 193L189 195H187V193H189L188 191H190L189 185L191 184L190 187L193 186ZM229 183L232 184V185H234V183H233L232 181L229 182ZM257 183H254L255 185H254V184H252V185L256 186L255 188L258 190V189H259V186H258V188H257V185H258ZM17 184H19V185L17 186ZM24 184H25V185H24ZM55 184H59V185H57L58 187L55 186ZM67 184H68V185H67ZM69 184H70V186H69ZM75 184L77 185V187L75 186ZM171 184H172V185H171ZM205 184H206V186H205ZM256 184H257V185H256ZM21 185H22V186H21ZM26 185H27V186H26ZM41 185H42V186H41ZM47 185H48V186H47ZM62 185H64V186H62ZM66 185H67V186H66ZM79 185H81L82 188H81ZM131 185H130V189H132V188H131ZM182 185H183V184H182ZM263 185H264V184H262V186H263ZM7 186H8V185H7ZM53 186H55V187H53ZM59 186H60V187H59ZM110 186H109V187H110ZM169 186H167V187H169ZM230 186H231V185H230ZM262 186L260 187V190H262V189L264 190V188H263L264 186H263V187H262ZM45 187H46V188H45ZM69 187H70L71 189H70ZM72 187H73V188H72ZM83 187H86V188H87V189L84 188V190L86 189L85 191H87V192H86V193L83 192L85 195L81 193L80 196H82V197L85 196L86 198L89 196L88 198H90V200H88V198L86 199V198L84 197V198L87 200V201H85V199L82 200L83 198L81 197V198H80L81 201H79V200H80V199H79V197H80V196H79V193H80V192L77 193V194H78V195H77V194H76V191H73L74 188H75V189H76V188H80V189H81V192H82V191H84V190H83ZM102 187H103V188H102ZM109 187L107 186V188H109ZM132 187H133V185H132ZM184 187L186 188L184 191H186L187 193L183 191ZM234 187H235V186H233V190H232V191H233V194H232V192L230 193L229 191H227L228 193H230L231 195H233V197H230V199H229V198H226V197L230 196V194H228V196H227V192H226L225 190H224L223 192L221 191V195H222V193L225 192V194L223 195V197H225V200L228 199V202H229V200H230V203H229V204L226 203V204H228L230 207H232V205H235V207H234L233 210H231V211L233 212L234 209H235V211H234L235 213H238L239 211H242L243 214H245V212H246V215H247V214H248V215H249V214H250V215H252V214L257 215V214H256V212H257L256 209H255V211H256V212H255V211L253 210L254 208H251V209L253 210L252 214H251V211H250V213H249V210H250V209L247 210V208L254 207V206H252L251 204H248V205H251V206L248 207L247 205H245V208H243V207H244V204H246V203L249 202V201L246 202V200H248V199H246L245 196H242V197H241V199H242V198H243V199H244V198L246 199V200L244 199L243 202H242L241 199H239V200L241 201V202H239L240 204L238 203L239 205L237 204V201H236V203L234 202L235 200H234L233 198H234V193H235V192H237V193H235V197L237 196V197H236L237 199H238V196H239V198H240V196H241V192H238V190H237L236 188H234ZM7 188H8V187H7ZM20 188H21V191H22V192L19 190ZM23 188H24V189H23ZM40 188H41V189H40ZM51 188H52V189H51ZM62 188H66L65 190H68V189H69L70 192H71V194H72V193L75 194L72 198H70V200H71V199L74 200L75 197H78V198H76V199H78V200L75 199L74 201H75V203L78 201V202H79L78 205H80V206H79L80 208L78 207V205H77V206L75 205V207H78V208H79V209L75 208V209L78 210V213L75 212V215H74L73 212L66 210V211H68V214H69V217H67V220L69 219L68 222L70 221V222H69V223H70V226H69L70 228H69L68 230H67V228H68V226H67V225H68V222H67V220H66V221L64 220V219H66V216H68V214L64 217V219H63L64 221H63V220L61 221V222H63L62 225H65L64 223L67 222V224L65 225V227L62 226L61 223L59 224V222H57V221H55V220H54V223L56 222L57 224H56V223H55V224H51V223H49V222H52V221H53V220H52L53 218H51V217H50V218L48 217L49 220H50V219H51V220H50L49 222H47V221H48L47 216H48V215H49V216H50V215L52 216V213H51V212H53V210L55 209V207H56L57 209H61L60 206H62V204L65 203V205L63 204V206H62L63 208H62V209L64 210V212H65V208L67 209L68 201H69L68 199H69V197L72 196L73 194L70 195L69 192H68V194H67V193H66L67 191L65 192V190H63ZM107 188H106V190H107ZM113 188H114V187H113ZM121 188H122V190H121ZM144 188H143L142 191H144ZM175 188H174V190H175ZM203 188H204L205 190H204ZM218 188H219V185H218ZM226 188H228V189H226ZM231 188H232V186H231ZM253 188H254V187H253ZM255 188H254V189H255ZM12 189H13V190H12ZM53 189H54V190H53ZM72 189H73V190H72ZM80 189H78V190L76 189L77 192L80 191ZM103 189H104V191H103ZM168 189H169V188H168ZM187 189H188V190H187ZM234 189H235V190H234ZM16 190H17V193H16ZM18 190H19V191H18ZM60 190H62L61 192H62V193L64 192L65 195L67 194V196H65L66 199L63 197L64 195H63L61 192H59ZM71 190H72L73 192H72ZM91 190H90V191H91ZM100 190L102 191V194H101V191H100ZM222 190H223V189H222ZM236 190H237V191H236ZM260 190H259L260 193L257 192V195L262 194V191H263V190H262V191H260ZM1 191H2V190L0 189V193L2 194ZM12 191H15V192H12ZM97 191H98L99 193H98ZM142 191L140 192L141 194H139L140 196H138V198H137V199L140 200V201L142 200V196H143V198L146 196V195H142V194H145L146 191H145L144 193H142ZM149 191H148V193H149ZM191 191H190V192H191ZM234 191H235V192H234ZM23 192H24V193H23ZM28 192L31 194V196H30L31 198H29V196H28L29 193H28ZM74 192H75V193H74ZM120 192H121V193H120ZM180 192H179V193H180ZM13 193H14L16 196H14ZM34 193H35V194H34ZM57 193H58V194L61 193L63 196L60 194L59 197L61 196L62 198L60 197L59 202H58V201L55 202L56 204L54 205V202H53V204H52V202H51V201H52V198H53L52 196L57 195ZM148 193H146V194L148 195ZM182 193H180V194L182 195ZM206 193H207V194H206ZM238 193H240V194H238ZM263 193H264V191H263ZM1 194H0V196H1ZM23 194H26L25 197L23 196ZM30 194H29V195H30ZM236 194H237V195H236ZM21 195H22V196H21ZM86 195H88V196H86ZM92 195H93V197H94L95 200H94V199L91 200V198H93ZM141 195H142V196H141ZM170 195H171V196H170ZM225 195H226V196H225ZM13 196H14V197H13ZM18 196H19V198H18ZM26 196H27V198H26ZM32 196H34V197L32 198ZM36 196H37V197H36ZM182 196H184V195H182ZM259 196H260V195H259ZM263 196H264V195H262V197H263ZM22 197L24 198L23 201H22V199H23ZM35 197H36V198H35ZM39 197H40V198H39ZM51 197H52V198H51ZM140 197H141V198H140ZM167 197H168V196H167ZM223 197H222V198H223ZM15 198L18 199V202H15V201H14ZM28 198H29V199H28ZM42 198H43V199H42ZM63 198H64L65 200H63ZM139 198H140V199H139ZM146 198H147V197H146ZM231 198H232L233 200H232ZM236 198H235V199H236ZM19 199H20V201H19ZM25 199H26L27 201H26ZM35 199H36V200H35ZM58 199H59V198H58ZM58 199H57V200H58ZM189 199H190V198H189ZM223 199H224V198H223ZM237 199H236V200H237ZM40 200H42V202L39 203L38 201H40ZM47 200H48V201H47ZM61 200H62V201H61ZM100 200H99V202H100ZM119 200H120L121 202H120ZM138 200H137V202H138ZM144 200H145V199H143V203L147 201V200H145V201H144ZM239 200H238V201H239ZM263 200H264V198H262V205H263ZM16 201H17V200H16ZM60 201H61V202H60ZM64 201H66V202H64ZM84 201H85L86 203H85ZM92 201H93L95 204H94ZM140 201H139V202H140ZM231 201H232V202H231ZM46 202H47V203H46ZM62 202H63V203H62ZM78 202H77V203H78ZM81 202H83V208H84L85 210H84V209H81V208H82V206H81L82 203H81ZM87 202H90V203L92 202V203H91V208H92V206L94 205V206H96L98 209H97L96 207H95V209H91V208L89 207L90 204L88 205ZM226 202H227V201H226ZM244 202H245V203H244ZM14 203H15V204H14ZM18 203H19V204H18ZM21 203H24L23 206H22ZM36 203H39V204H37V205H38L37 207H35V204H36ZM59 203H60V205H58ZM66 203H67V204H66ZM77 203H76V204H77ZM80 203H81V204H80ZM117 203H115V206H116L115 209H117V210H115V209L112 208V209L115 210L116 212H115V211H111L112 209H110V212H113V213L117 214L116 216L118 217V219L121 220V221L123 222V224H124V223L127 222V220H126L127 217H126L125 222H124V220H123V219H124V216H122V217H123V218H122V217H121V214H124V213H125L126 216H127L132 206L129 207V205H128L127 203H125V204L123 205V206H124V209H123L122 206L120 207V209H123V210H124V212L121 213V212L118 211V210H119V206L116 205ZM147 203H148V202H147ZM147 203L142 204V201H141L140 203H138L139 206L142 204V205H141L142 207H141V206H140V207H141V209H143V210H142V212H144L143 214L146 215V216L144 215L145 218H143V220H141L142 223H140V224H143V221L145 220V223H144V224H145L146 227H147L146 222H147V218H148L147 215L151 214V213H149V212H148V213H145V212L147 211V208H150L149 204H147ZM232 203H233V204H232ZM241 203H244V204H241ZM17 204H18V205H17ZM25 204H26V206H25ZM51 204H52V206H50ZM84 204H85V205L87 204V206H88V207H87L88 210H86V206H85ZM96 204H97V205H96ZM126 204H127V205H126ZM145 204H146L147 206H146ZM230 204H232V205H230ZM9 205H10L11 207H10ZM15 205H16L17 207H16ZM57 205H58V206H57ZM66 205H67V206H66ZM143 205H145V209H146V210L143 208ZM228 205H226V207H227V211H226V207H225V212H227L226 215H228L229 217L226 216V217H228V218H224V219L221 218V219H220V220H222V219L225 220V219H226L225 221H227V219H228L227 222H229V218L231 219V217H232V216L230 217V215H232V213H231L230 215H229V213H228V211H229L230 209H232V208L229 209V208H228ZM237 205H238L239 208L242 209V210H239V211H238L239 208L236 209ZM240 205H243V207H242V206L240 207ZM7 206H9L10 208H9V207L7 208L9 211L7 210L8 213L6 212V214H7V215H6V214H4V212H5L4 209H6ZM12 206H13V208H12ZM94 206H93V208H94ZM115 206H113V207H115ZM127 206H128V207H127ZM216 206H217V205H216ZM2 207L4 208L3 210L1 209ZM15 207H16V208H15ZM22 207H23V209H22ZM32 207H33V208H32ZM51 207H53V209H52ZM59 207H60V208H59ZM117 207H118V208H117ZM126 207H127V208H126ZM146 207H147V208H146ZM175 207L179 210L178 212L176 211L177 209H176ZM209 207H210V209H211L213 212L210 211ZM25 208H26V209H25ZM30 208H31V209H30ZM40 208H41V206H40ZM89 208H90L91 210H93V211H89V210H90ZM128 208H129V209H128ZM17 209H19V210L21 209V210H22V211H20V212L22 213V215H21V214L19 215V217L21 216L19 219H18V216H17V214H19V210H17ZM27 209H28V210H27ZM126 209H127L128 211L125 212ZM132 209L135 210L136 208H135V209L132 208ZM132 209H131V210H132ZM168 209H167V210H168ZM245 209L248 211V213H247V211H246ZM15 210L18 211V212H16ZM34 210H35V209H34ZM34 210H33V211H34ZM50 210H51V211H50ZM77 210H76V211H77ZM83 210H84V211H83ZM95 210L98 211V212H96ZM123 210H121V211H123ZM133 210L130 211V213H131V212H134ZM149 210H150V209H148V211H149ZM174 210H175V211H174ZM208 210H209V211H208ZM236 210H237V211H236ZM244 210H245V211H244ZM2 211H3V212H2ZM10 211H11V212H10ZM12 211H13V212H12ZM85 211H88L87 214L90 213V215L88 214L89 216H87V218L84 217V216H86V215H85ZM94 211H95V212H94ZM150 211H151V210H150ZM171 211H172L173 214L171 213ZM15 212H16L17 214H16ZM23 212H24V214H23ZM69 212H71L72 216H73V215L75 216L74 219H73L72 216H71L72 219L70 220V213H69ZM81 212H83V213H81ZM91 212H92V213H91ZM117 212H118V213H117ZM135 212L137 213V210H135ZM135 212H134V213H131V214H133V215H130V216L132 217L131 220L134 219L133 216H135ZM169 212H170V213H169ZM176 212L178 213V216H177V213H176ZM180 212H181V213H180ZM208 212H210V213H208ZM211 212H212V213H211ZM229 212H230V211H229ZM234 212H233V214H235ZM10 213H11V214H10ZM65 213H67V212H65ZM65 213H64V215H65ZM79 213H80V214H79ZM97 213H99V216H96V217H97L98 219H100V221L97 220V218L94 217L95 214H97ZM100 213H102V214H101L102 216H100ZM119 213H121V214L118 216ZM179 213L182 214V215L180 216ZM214 213H215V214H214ZM239 213H241V212H239ZM239 213H238V214H239ZM242 213H241L240 215H242ZM47 214H48V215H47ZM76 214H78V215H80V216H82V214H83L84 216H82V218H84V220H83L80 216H78V215H76ZM91 214L93 215V217H92ZM125 214H124V215H125ZM170 214H171L172 217H171V216L168 217V215H170ZM174 214H176V215H174ZM212 214H214V215H212ZM14 215H15V216H14ZM23 215H24V217H25L26 219L23 217ZM97 215H98V214H97ZM173 215H174V216H173ZM183 215H185V216L183 217ZM208 215L210 216V219H206L207 217L209 218ZM236 215H237V214H236ZM246 215H244L243 217L240 216V217H242V218H241L242 221L244 220L243 218H244ZM250 215H249V218L246 217V219H245V220H247L248 222H249V220H251V218H252ZM8 216H9V217H8ZM12 216H13V217H12ZM16 216H17V217H16ZM76 216H78L81 220H79V218L76 217ZM150 216H151V215H149V218H150ZM252 216H253V215H252ZM6 217H7V218H6ZM10 217H11V218H10ZM14 217H15V218H14ZM101 217H102L103 219H102ZM117 217H116V218H117ZM128 217H129V215H128ZM137 217H138V216L136 215V220H135V219L133 220V222H135L136 224H137L138 222H140V219L138 218V219H139V220H138ZM167 217H168V218H167ZM174 217H175L176 219H175ZM205 217H206V218H205ZM233 217L236 218V217H238V216L235 217V215H234ZM233 217H232V222H233V220H234ZM253 217H254V216H253ZM255 217H256V216H255ZM257 217H258V216H257ZM257 217L255 218L256 220H257V219H260V217H258V218H257ZM75 218H78V219H75ZM93 218L96 219L95 223L98 221L96 224H94V222H93L94 219H93ZM120 218H121V219H120ZM171 218H174V219L172 220ZM8 219H9L10 221H9ZM11 219H12V221H11ZM85 219H86V220H85ZM118 219H117V220H118ZM128 219H130V218H128ZM178 219H177V220H178ZM201 219H202V220L205 219L207 222L209 221L208 223H206V221L204 220V221H205V223H204V225H205L204 228H205V229H203V227H202V224H203L204 221H202ZM252 219H253V218H252ZM255 219H253V220H254V224H255L256 222L258 223V220L256 221ZM2 220H3V221H2ZM5 220H6V221H5ZM27 220H28V219H27ZM44 220H46V222H44ZM75 220H77V221L75 222ZM119 220H118V223H119ZM131 220H128V221H129V224L126 223V224H127L126 227H122L123 224H121L122 222L120 221V222H121V223H119V224H120V227H119V230H120V231L118 230L117 233H116V234H118L117 236L120 237L121 239L124 237L122 240L126 241V243L128 244V247H130V249L128 248L129 251H130V250L132 251V252H129V251H128V253H127V252H124L123 255L129 256L128 254H130V253L132 254L133 252H135V253H139V254H137V258H138V257H140V256H138V255H140V248H141L140 246H142L145 250L148 251V254H147V261H144L146 258L143 260V258H141V257L138 258V259H136V257H135L136 260H139V261L136 262V260H135L134 258H132V257H134L136 254H133L132 257H130V258H131L130 261H131L132 263L129 261L128 264H135L134 262H136V264H140L142 260H143L142 263H144V264H149V263L152 264V262L150 261L151 258H149V257H150V256H149V255H150L149 253H152L151 251H153V248H154L153 245H154V243H153V241H151V240H152L151 235H149L150 237H149L148 235L146 236V234H151V232H152V231H151V230H152V227H153L152 221L148 219L149 222H147L148 224L151 223V225H150V228H151V229H150L149 226H148V228H149L150 231L148 230V228H147V229H142V228H145L144 225H143V226H144V227H143L142 225H140V224L138 225V224H137V228H138V227L141 228V229L138 228L137 230H138V231H139V230H143V231L145 232V233H144V234H145V238H144V234L141 235V238H140L139 236H140V234L142 233V231H140L141 233H140V232H135V231H137L136 229H133V230H135V231H134V232H135L134 234H133V230H132V232H131L132 235H133V238H132V237H130L131 233H130V235H129L128 232H130V229H132V228L134 227L135 224L132 223ZM171 220H172V221H171ZM174 220H175V221H174ZM223 220L220 221L221 224H223V223L225 222V221H223ZM245 220H244V222L247 223ZM253 220H252V221H253ZM262 220H263V219H262ZM262 220L260 219V222H261ZM14 221H15V220H14ZM71 221H73L74 223L71 222ZM168 221H169V222H168ZM252 221L249 222L250 227H252V224H253ZM4 222H5V223H4ZM39 222H40V223H39ZM80 222H81V224H80ZM90 222H92L93 224L90 223ZM99 222H102V223H99ZM103 222H104V223H103ZM201 222H202V223H201ZM211 222H212V221H211ZM251 222H252V223H251ZM260 222H259L258 224H260ZM10 223H9L8 225H10L11 228H9L7 224H6V225H3V226H7V227H8V230H9V231H8L7 233L9 234V232H10V234H9L10 237L14 236V237H13L14 240L11 238V239L13 240L14 243L18 244V243H19L18 241L20 240V241H21V244L23 245V243H22V241H23L22 238L19 239V237H21L19 233H21V232H18V231L16 232V230H15L16 228L14 227L13 223H11L12 225H11ZM98 223H99V224H98ZM130 223H132V224H130ZM257 223H256L255 225H253L254 229H255V228H256V229H257V228H260L259 226H262V227H263V228L261 227L260 230H259L258 232H257L256 229L254 230L253 227L250 228L249 225H247V224H245V226H248L250 229H252V232L254 231V234H258V233H260V231H261L262 234H259V235H262V236H263L264 233L262 232V230L264 231V221L261 222L263 225H259V226H258ZM49 224L51 225V228H50V225H49ZM58 224H59V227H61V226H62V227H61V228H58ZM91 224H92V225H91ZM102 224H105V225L102 226ZM133 224H134V225H133ZM198 224H197V225H198ZM224 224H225V223H224ZM228 224H230V225L228 226ZM228 224L225 225L226 227L228 226V230H230V229H231L232 227H234V226H235V228L239 227L237 224H236L237 226L234 225V224H235V221H234V224L232 223V224H233L232 227H230V226H231V222H229ZM60 225H61V226H60ZM94 225H95V226H94ZM200 225H199V226H200ZM204 225H203V226H204ZM40 226L43 227V228H41ZM52 226H53V228H52ZM66 226H67V228H66ZM123 226H125V225H123ZM127 226H128V229H129V227H131V228H130L129 230H125V229L127 228ZM141 226H142V227H141ZM151 226H152V227H151ZM180 226H178V227H180ZM210 226H211V227H210ZM7 227H6V229H5V227H1L2 229H0V230H2V231L5 232V233H1L2 231L0 232V234L3 236L2 238H4V235H3V234H5V236L7 237V233H6V231H7ZM26 227H27V225H26ZM26 227H24V228H26ZM37 227H36V228H37ZM171 227H172V228L174 227V228L172 229ZM175 227H176V228H175ZM222 227H223V225L221 226V229H222L223 231L225 230V232H223V231L221 230L224 234H223L222 232H220V233H221V236L223 235V236H224V239H225V240H222V241H224V242L226 241V243H224V244L227 245L228 247L224 245V248H223V246H219V245H218V249H219V248H220V249H219V250H218V249H217V250L214 249V250L212 251L214 256H212V255H211V256L215 258V259L213 260V262H214V261H216V262H214V263L219 264V262H222V263H220V264H223V263H225V262H228V263L233 264V263H235L236 260H234V261L232 260L233 263H232V262H229V260H231V259H228V261H224V262H223V260H224L223 258H224V257H225V258H230V257H231L232 259H233V258L235 259V258L237 257V256L235 257V255H237V253L234 252V251H238V248H237V249L234 248V250H233V249L230 250L231 248L235 247L236 245L234 244V243H235V242H234L235 239L233 238V240H232V239H231L232 236H229V234L232 233V232H235V231L238 232V230H239L240 228H237V230H236L235 228H233L231 231H228V230H227V232H228V234H227V232H226V229H227V228L225 227V228H226V229H225V228H222ZM13 228H14V230H13ZM40 228H41L42 230H41ZM45 228H44V226H42V223L39 225V228H37V230L39 229V230L43 231V232L38 231V233H39L40 235L42 234V235L45 236L47 239L49 238V239H48L49 241H48V240L44 237V238L46 239V243H47V244H46V243L44 244L45 239H42V241L40 240V242L44 244V245H43V244H40V247H43V246H44V247H43V248H44V251L47 252V254H46V258H44V257H45L44 254H45L46 252H43V253H42V254H43V255H42L43 257H41V258H42V259H41L42 264H50V263H51V264H54V263H55V264H56V263L58 264V262H59L58 259L63 260L64 264L68 263V262H66V259H65V261H64V256H63L64 253H63V252H65V254H68V253H69V252L67 251L68 249H70L68 246H69V244L71 245L72 240H73L72 237H71V235L69 234L70 236H69V235H68V237L66 236V237H65L66 239H64V238L61 239V241H63V242H61V243H63V244L59 245L60 242H57V244L59 243V244H58V245H59V248H61V246H62V248H61L62 250H61V249H58L59 251H61V253H59V255H57V253H58L59 251L57 252V250H56L58 247L55 248L57 245L54 243V242H56V241H55V238L53 237V236H57V235H56L57 233H56V234H53V235H50V234H49L50 237H48V236H46V234L48 235V231L44 232V231L46 230ZM49 228H50V230H49ZM56 228H57V230L55 231ZM65 228H66L67 231L65 230ZM86 228H88V229H86ZM96 228H95V230H96ZM107 228H103L104 230H103V229H102V230H101V229H99V230L97 229V231H95V236H96V237H97V236H98V237H99V236L101 237L100 239L98 238L99 240L97 239L99 242H100V241L102 242V241H104V240L106 241V237H107V236H108V237H107V240H109V237H111V233L109 232V229H110V228H109L108 230H107ZM166 228H167V229H166ZM168 228H171V229H170L171 231H174V229H175V232H172V233H173V234L176 233V235H175V234H174V235H171V231H170V233H169V229H168ZM210 228H211L210 231H213L212 233H213L214 235H212V233L208 234V231H209ZM229 228H230V229H229ZM44 229H45V230H44ZM81 229H82V230H81ZM181 229H183V232H181ZM12 230L15 231V232L13 233ZM17 230H18V229H17ZM91 230H92V229H91ZM145 230H146V231H145ZM166 230H167V233H169V234H166ZM176 230H177V231H176ZM205 230H206V233H205ZM207 230H208V231H207ZM233 230H234V231H233ZM87 231H88V232H87ZM125 231H126V232L128 231V232L126 233V235H125ZM148 231H149V233H148ZM11 232H12V233H11ZM108 232H109V234H108ZM118 232H119V233H118ZM255 232H257V233H255ZM45 233H46V234H45ZM138 233H140V234H138ZM204 233H205L206 236L204 235ZM16 234H17V235H16ZM44 234H45V235H44ZM127 234H128V235H127ZM135 234H136V235L138 234L136 238H138L139 241H141V240L143 241V242L141 241V242H142L141 244H143V243L146 241V239L150 240L149 243L146 241V242H145L146 244L141 245L140 242H139L137 239L134 238V237L136 236ZM165 234H166V235H165ZM201 234H203L205 237H202ZM207 234H208V237H207ZM225 234H227V236H226ZM236 234H237V233H236ZM236 234L232 233L233 236L236 235ZM1 235H0V236H1ZM11 235H12V236H11ZM40 235H39V236H40ZM42 235H41V236H42ZM63 235H62V237H64ZM83 235H84V236H83ZM86 235H88V236L86 237ZM132 235H131V236H132ZM134 235H135V236H134ZM177 235H178V236H177ZM209 235H210V237H209ZM211 235H212V236H211ZM17 236H18V237H17ZM41 236H40V237H41ZM43 236H42L41 238H43ZM103 236H106V237H103ZM142 236H143V237H142ZM171 236H173V237H171ZM175 236H177L176 238H178L179 240H178V239L176 240ZM214 236H215V237H214ZM221 236H220V238H223V236H222V237H221ZM228 236L230 237V239H229ZM262 236H259V237H261V239L264 240V238H263ZM69 237H71V238H69ZM83 237H84V238H83ZM162 237H163V238H162ZM197 237H198V236H197ZM200 237H201V239H202L203 241L200 239ZM206 237H207L208 239H206ZM227 237H228V239H227ZM8 238H9V237H8ZM15 238H16V239H17V238L19 239V240H18V239L16 240L18 243L15 241ZM41 238H40V239H41ZM50 238H53V239H50ZM103 238H104V239H103ZM125 238H126V239H125ZM142 238H143L145 241H144ZM149 238H151V239H149ZM168 238H169L170 241H168ZM172 238H175L174 240L177 241V242L179 241V242H178V243L176 242L177 244L173 243L174 240H173ZM63 239H64V240H63ZM67 239H68L70 242H69V241L66 242L65 240H67ZM71 239H72V240H71ZM102 239H103V240H102ZM110 239H111V238H110ZM226 239L228 240L229 243H230L231 240H232L231 243L234 244V245L232 246L231 243L228 245V242H227ZM50 240L53 242V244H54L53 246H54V247L51 245L52 243H50ZM81 240H82V241H81ZM208 240H209V241H208ZM229 240H230V241H229ZM263 240H262V242H261V245H264ZM43 241H44V242H43ZM86 241H87V240H86ZM175 241H174V242H175ZM180 241L183 242L185 246L187 245V246H186L187 248L183 245V243H181V245H183V249L180 250V249L182 248V247L179 245ZM184 241H186L187 244H185ZM187 241H188V242H187ZM260 241H261V240H260ZM68 242H69V243H68ZM88 242H89V241H88ZM88 242H87V244H90V242H89V243H88ZM111 242H112L111 240H109V242H107V243H109V246L106 245V242H103V243H105V244H103V245H104V246L106 245V246L108 247V250L105 251V252H107V254H110V253L113 252V247H114L113 245H114V244L111 245ZM233 242H234V243H233ZM66 243H67L68 245H67ZM147 243H148L149 246L152 245L153 248H151V246H150V248H149L148 245H147ZM213 243H216V245L213 244ZM16 244H15V251H16L17 255H14V256H15V258H16V260H17V264H22V263H23V264H35V262L33 261L32 258H31V260H30V259H27V258H30V257H29V253H28L27 248L25 249V246H24L25 244H24L23 246H21V247H17L18 245H16ZM64 244L67 246V248L65 247V249H63V248H64V247H63ZM81 244H83V245H81ZM174 244L177 246V249L179 248L178 250H180L181 253H183L182 255H181V253L179 254V255L182 256V258H180L181 256L178 255V253H177V249L175 248L176 246H175ZM41 245H43V246H41ZM47 245H51V246H48V247L50 248L49 250H47V249H48ZM80 245L82 246V247L80 246V248H81V250H82V252H81V250H80V252L82 253V256H83V258H84V259H82V256H81V253H80V257H81V261H80V262L83 263V264H88V263L91 264L90 261H89V259L86 260L85 257H84V256H87V255H88V253H87V255H86L85 253H86V252H89V251H87L86 249L89 250V247H88V246H90V245L87 246L86 243H85V246H87V248H86V247L84 248L85 250L82 249V248L84 247V243H80ZM110 245H111V248H110ZM145 245H146V246H145ZM165 245H161V246H163V247H162L163 249H164V246H165ZM178 245H179V247H178ZM214 245H215V246H214ZM230 245H231V248L229 249L230 252H229L228 250H227V251H228L229 253H228L227 251H224V250H225V247L228 249ZM19 246H20V245H19ZM112 246H113V247H112ZM136 246H137V247H136ZM144 246H145V247H144ZM167 246H166L165 248H167ZM23 247H24V248H23ZM45 247H46V248H45ZM107 247H106V248L104 247V250H106ZM133 247H134V250H133ZM147 247H148V248H147ZM169 247H168V248H169ZM180 247H181V248H180ZM212 247H211V249H212ZM236 247H238V245H237ZM16 248H17V249H16ZM21 248H22V250H21ZM51 248H52V249L55 248V251L51 252V251H50ZM162 248H161V250H162ZM168 248L165 249V250L167 251V253H169V250H170V249L168 250ZM221 248L224 249V250H221ZM109 249H110V252H108ZM111 249H112V251H111ZM184 249H185V250H184ZM186 249H188V250H187V254L191 251V252L193 253V256L190 255L191 252H190V254H188V255H190L189 257H188L187 255H185V251H186ZM235 249H236V250H235ZM23 250H24V251H23ZM25 250H26V251H25ZM53 250H54V249H53ZM65 250H66L68 253H67ZM115 250H116V247H115V249H114V253H112V254H110V255H113L112 257L116 259V256L114 257V255H115V253H116L117 256H118V254H119L120 251L118 250L119 252H117V250H116V252H115ZM165 250L163 251L164 253H165ZM261 250H262V252H264V246H262ZM48 251H50L52 254L49 252V255H48ZM62 251H63V252H62ZM83 251H86V252L83 253ZM136 251H138V252H136ZM170 251H171V250H170ZM180 251H179V252H180ZM182 251H183V252H182ZM214 251H215V252H214ZM217 251H218V252H217ZM220 251H221V254H220ZM223 251H224V252H223ZM231 251H232V252H231ZM21 252H22V253H21ZM54 252H55V253H54ZM56 252H57V253H56ZM163 252H162V253H163ZM216 252H217L218 254H214V253H216ZM18 253H19V254H18ZM25 253H26V254L28 253V255H27L28 257L26 256ZM222 253H223V254L228 253V256H227V254H226L227 257H226L225 255L223 256ZM232 253H233V254L235 253V254L233 255ZM20 254H21V255L24 254V256H21ZM54 254H55V255H54ZM61 254H62V255H61ZM83 254H84V255H83ZM120 254H121V253H120ZM120 254H119V255H120ZM131 254H130V256H131ZM230 254H232V255H230ZM263 254H264V253H263ZM18 255L21 256V257H19ZM60 255H61V256H60ZM98 255H101V256H99V257L102 258V261L105 260V259H104V255H103V257H102V253H101V254H98ZM98 255H97V256H98ZM110 255H109V256H110ZM173 255H174V256H173ZM217 255H218V256H219V255H222L223 257H222V256H219V257H221L223 260H222L221 258H217V257H218ZM229 255H230V257H229ZM55 256H56V257H55ZM109 256H108V257H109ZM120 256H122V255H120ZM120 256H118V258H117L118 261H117V260H112V261H111V259H110V263H111V264H112V263H113V264H121V263H122V259H120L121 262H119V257H120ZM186 256H187L189 259H186ZM211 256H210V259H213V258H211ZM232 256H233V257H232ZM25 257H26V258H25ZM99 257H97V258L99 259ZM110 257H111V256H110ZM110 257H109V258H110ZM112 257H111V258H112ZM177 257H178V258H177ZM184 257H185V259H186V262H185V259H183ZM190 257H191V259H192V257H194V259L191 260ZM21 258H22V259H21ZM55 258L57 259V261H56ZM62 258H63V259H62ZM86 258H88V257H86ZM97 258H96V259H97ZM113 258H112V259H113ZM127 258H128V257H127ZM207 258H209V257H207ZM46 259H47V261L45 262ZM128 259H129V258H128ZM132 259H134L135 261L132 260ZM140 259H141V260H140ZM148 259H149V260H148ZM210 259H206L205 261H208V263L211 264V263H213V262H211L212 260L210 261ZM236 259H237V258H236ZM18 260H20V262H19ZM21 260H23V262H21ZM24 260H25V261H24ZM28 260H29L30 263L28 262ZM61 260H60V263L62 262ZM69 260H70V258H69ZM69 260H68V261H69ZM83 260H86V261H85V262H82ZM188 260H189V261H188ZM217 260H218L219 262H217ZM26 261H27L28 263H27ZM54 261H55V262H54ZM88 261H89V262H88ZM98 261L100 262V260H98ZM98 261H96V262H98ZM102 261H101V262H102ZM115 261H117V262H119V263H117V262H115ZM133 261H134V262H133ZM148 261H150V262L148 263ZM43 262H44V263H43ZM49 262H50V263H49ZM63 262H62L61 264H63ZM70 262H71V263H70ZM70 262H69V263L72 264V261H70ZM86 262H88V263H86ZM99 262H98V263H99ZM103 262H104V261H103ZM139 262H140V263H139ZM146 262H147V263H146ZM60 263H59V264H60ZM69 263H68V264H69ZM81 263H80V264H81ZM178 263H179V264H182V263H180V261H178ZM191 263H192V262H191ZM193 263H192V264H193ZM206 263H207V262H205V264H206ZM208 263H207V264H208ZM194 264H195V263H194Z\"/></svg>", "mask_w": 264, "mask_h": 264}]
</instances>
